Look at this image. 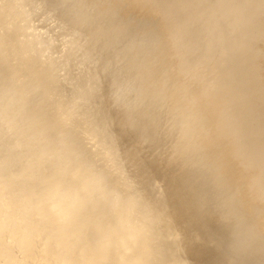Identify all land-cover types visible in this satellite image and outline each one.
Wrapping results in <instances>:
<instances>
[{
  "label": "rangeland",
  "instance_id": "rangeland-1",
  "mask_svg": "<svg viewBox=\"0 0 264 264\" xmlns=\"http://www.w3.org/2000/svg\"><path fill=\"white\" fill-rule=\"evenodd\" d=\"M7 0H2V2H1V0H0V6H2L1 8H3V9H0V12L2 13H0L1 14V20H0V37H2V39H0V42H4L5 43V41L7 40L8 42L7 43H9V45L7 44V43H5V45H8V47H7V49H8V52L11 50V49H13V50H11V52H7V49H6V51H5V48H6V46H4V43L3 44H0V48H2V49H0V59L2 60V61H4V62H2L1 60H0V64H1V62H2V64L4 65H6V66H3L5 69H3V67H2V65H0L1 67H0V71H1V69H2V72H0V81L2 82V81H4V83L6 82V84H8L9 85V83H10V87L8 86V85H3L2 86V83L0 82V117H2V116H4V120L2 119V118H0L2 121H0V124L1 123H4V124H1L2 126L3 125H5V127L3 126V127H1L0 129V131L2 132V133H4V129H5V131H6V129H7V131H8V134H3V135H1V133H0V164H1V166L0 167H2L3 168V166H5V168H3V170H1L2 168H0V178L2 179L3 178V181H5L6 180V183L8 182V184H5L4 182H2V180H1V182H0V184H3V185H1L0 187L2 188H4V189H1L0 188V198H1V200L3 201V199L4 198H2V197H5V199L7 200V198H8V202L7 201H1L0 203H1V205H2V208H3V206H5L6 204H8V205H6L5 206V209L7 210V207H8V210L10 211H8L7 210V213L9 214H7L6 216L4 215V213L6 214V210L4 209V213L3 212H1V211H3L2 209H1V207H0V219H1V223H0V230L1 229H3L2 231L4 232L5 231V229L4 228H6V230H7V232L9 231V233L8 234H6L7 232H4V235L5 236H3L2 237V235L3 234H1V231H0V248H1V250H3V251H0V252H3V254H4V252L5 253H8L7 255H8V257H7V255L6 256H4V255H2V254H0V258L2 257V259L0 260V264H2V262H4V264H27V262H28V264H34V263H36V264H46V262H47V264H133V263H136L137 264V260H138V264H147L148 262H149V264H204L205 262L207 263V264H242V263H239V262H237V261H235L236 259L238 260V261H240L241 259L243 260V264H259L260 262H261V256H259V253H252L253 255H255V257L257 256V260L255 259V257L252 255V254H249V253H251V252H249V247H250V245L252 244L251 243V240L249 241V245L248 244H246L245 243V241H244V239L246 240V238H243V240H242V238H239V237H237V234L239 235V233L238 232H236L237 230L234 228V229H232L229 225H231V219L234 217V218H236V215L238 216V214H239V212H240V214H241V211L239 210V208H237V209H232V205H231V200H232V198H231V194L229 193V192H227V190H225V186H229L230 184H231V180H234L233 178H230V175H231V173H234L235 171L234 170H229V168H227V174H225L226 173V169H223V167L222 166H220L219 164L220 163H218L217 162V160L219 159H217V157H215L214 155H210L209 157L207 156V155H205L204 153H205V149H202L203 147H206L207 145H206V141H205V143H204V141L202 142V141H200V143H196V141H195V143H194V145H191L190 143H183L182 142V144H179L178 142L180 141V139H186V138H188L190 141L192 140V138H194L196 135H193L191 132H192V127H194V125H192L193 123H191L189 120V122L188 123H185L183 126L184 127H186L187 125V128L189 127L190 128V130H191V132H187L186 134H185V130H183L182 132L184 133H181V127H182V123H183V119H186L187 117L185 116L186 114H188V115H196V112H197V109L195 108V109H193L197 104V108H199L200 109V112L202 113H200L199 112V110H198V112H197V114H200V115H202L201 117H200V119H202L203 117L204 118H206V117H208L207 119H202V120H207V121H209V125H214V124H216L217 125V123H216V121H217V117L214 115V111L217 109V108H222V109H225V110H229V109H231V108H234L235 106L237 107V106H239V104H237L236 102H239V100H241V101H243V99L244 98H247V97H250L249 98V100L251 101V99L254 101V104H256L255 103V101H256V98L255 97H257L258 98V96L257 95H260V93H261V95H264L263 93H264V73H262V71H259V72H261L260 74V80L258 81V82H260L259 84H260V86L257 84V85H255V87L256 88H249V87H247V89L243 92L242 90H244V87H245V85L247 86V83H248V81H247V79H249V77H251V70H252V68L254 67V66H256V65H258V64H260V63H262L263 61L262 60H264V49L262 48V47H264V45L262 46L261 45V42H263V41H261V39H262V36H264V19L262 20V25H261V27L263 26V29H262V31L259 33V34H261V35H259L258 37H254V36H251V34L248 36V38L247 39H245V41H243V46H239V42L237 41L238 40V35L237 34H239L242 30H244V29H246L248 26H250V21L249 20H247V21H245V22H242V23H239V22H234V24H232L231 25V23H232V21H234V14H235V1H234V5L232 4V5H230V6H227L226 8L225 7H219V8H214L213 9V11H212V8H211V3H212V1L211 0H204V2L207 4V6L206 7H204V11L205 10H208L209 12H210V17H209V20H207L206 22L207 23H202L201 21H198V23L196 22V19H195V12H194V9L192 8V6L194 7L195 5H194V2H200V0H194V2H192L191 0H175L176 1V4L178 5V7H179V9H180V11H182V13H183V22H181V24H180V27H179V29H175L174 31H175V34L176 35H174L173 37H171L170 38V43H168V45L166 46V47H164V49H163V43H162V37H163V34H164V31L165 30H167V28L165 29V30H163V32L161 33V32H159V29L158 28H155V27H151V25H152V20L154 19L153 18V15H147V16H145V17H143V18H141V19H139V22L137 21V19L135 18V17H132L133 18V20L132 21H130V24H129V28L130 29H132L133 27H136L137 29H140V30H145V31H150V32H148V33H151V34H146V32H145V38H143V39H138V42H137V39H134V40H132L131 42L133 43V45L134 46H138L137 44H143V41L145 42L146 40L145 39H148V36H151L150 38V40H153V38H154V40L151 42V43H149L150 41H147L148 42V44H146L144 47H143V49H141V48H139V47H142L141 46V44H140V46L138 47V49L137 50H135V56L137 55V58H136V62L134 63H132V66H133V70H131V71H128V72H131V73H127V70H128V65L130 64V66H131V62L129 63L128 62V64H127V62H126V64H125V62H124V65H123V61H124V58H123V56H121V55H119L118 53H119V51L121 50L120 49V46H118L119 44H117L116 45V48H119V50L118 49H116L117 50V54H118V58H117V60L115 61V59L112 61V57H116V51H115V48H114V45H111V42H112V35H115V34H117V33H114V32H116L115 31V29H114V26L116 25H113L112 27H110L111 25H112V23L109 25V24H107L108 26H104V24H105V21H107V18L109 17L106 13H104V10H103V8H104V5L105 4H108V2H105V0H56V1H54V0H50V2H48L47 0H43V2H41V0H37V2H36V0H15V2L16 1H19L18 3L16 2H14V0H12V1H8V2H6ZM27 1V2H26ZM29 1V2H28ZM38 1H40V2H38ZM53 1V2H52ZM58 1V2H57ZM62 1L64 2V1H67V3L65 2V3H62ZM149 0H137V2H136V0L135 1H133V0H124L123 2H121V0H116L115 1V3L116 4H118V7H119V9H121L122 11H123V14L127 11V9H130V10H132V9H134V11H135V13L138 11V8L139 7H141V6H137V5H143L144 3H146V2H148ZM12 3V5H11V3ZM24 2V3H23ZM32 2V3H31ZM37 4H36V3ZM62 3V4H59V3ZM75 2V3H74ZM77 2V3H76ZM80 2V3H79ZM160 2V6H165V11H163L162 12V17H166L167 18V15H168V23H172V21L174 20V17L172 16L173 15V13H174V10H173V8H172V4L169 2V0H160L159 1ZM6 3H8L7 4V6H5L6 5ZM20 3V4H19ZM26 3H28V4H26ZM40 3V4H39ZM50 3H51V6L52 7H49L50 6ZM53 3H55V5H53ZM69 3H71L70 5H69ZM130 3V4H129ZM17 4H19V5H17ZM45 4V5H44ZM47 4V5H46ZM59 6H58V5ZM64 4H66V5H68V9H67V6L66 5H64ZM124 4V7H126L127 9H125L122 5ZM147 4V3H146ZM14 5H16V6H14ZM25 5V6H24ZM28 5V6H27ZM29 5H30V7H29ZM41 5H43V7L45 8V11H44V8L43 7H41ZM58 7H57V6ZM63 7H62V6ZM85 5V6H84ZM183 5H186L187 7L186 8H182V10H181V7L183 6ZM5 6V7H4ZM55 8H54V7ZM83 6V7H82ZM86 6H87V8H86ZM95 6V7H94ZM134 6H136V8L134 7ZM18 7H20L19 9H17ZM30 9H29V8ZM40 8V10H39V8ZM57 7V8H56ZM59 7H61L60 8V10H58L59 9ZM66 7V8H65ZM78 7V8H77ZM80 7V8H79ZM105 7H106V5H105ZM112 7V6H111ZM148 7H152V5L151 6H148ZM17 9V11H16V9ZM22 8V9H21ZM33 8V9H32ZM38 8V9H37ZM42 8V9H41ZM64 8V9H63ZM76 8H77V11H76ZM203 8V7H202ZM202 8H200V10H202ZM25 9H29V11L27 10H25ZM49 9V10H48ZM54 9V11H52ZM62 9V10H61ZM66 9V11H64ZM210 9V10H209ZM13 10V11H12ZM15 10V11H14ZM18 10H20L19 12H18ZM24 10V11H23ZM38 10V11H37ZM48 10V11H47ZM56 10V11H55ZM57 10H58V13H60L61 14V18L57 15ZM73 11V12H71V11ZM81 10V11H80ZM3 11V12H2ZM10 11V12H9ZM26 11V12H25ZM32 11H36V12H38L37 14H34ZM45 13H44V12ZM49 11H50V13H49ZM61 11V12H60ZM66 12V13H64V12ZM69 11V12H68ZM24 12V13H23ZM42 12V13H41ZM47 12V13H46ZM54 12H56V13H54ZM64 14H63V13ZM67 12L69 13V14H67ZM83 12V13H82ZM8 13H9V16H8ZM11 13V14H10ZM12 13H13V15H12ZM15 13H16V15L17 14H19V15H17L18 16V18L17 17H15L14 18V16H15ZM28 14V15H26V14ZM32 13H33V16H32ZM42 15H41V14ZM21 14V15H20ZM23 14V15H22ZM52 14H56V15H53L52 16ZM103 14V15H102ZM120 14L122 15V12H120ZM2 15H3V18H2ZM24 15H26V19H23V17L25 18V16ZM35 15H37V16H35ZM65 15V16H64ZM80 15V16H79ZM101 15V16H100ZM188 15V16H187ZM5 16V17H4ZM20 16V17H19ZM22 16V17H21ZM39 16H41V17H39ZM43 16H44V18H43ZM47 16V17H46ZM74 16V17H73ZM13 17V18H12ZM29 17V18H28ZM30 17H32V19L30 18ZM36 17H38L39 19H36ZM51 17V18H50ZM64 17H66L65 19H64ZM233 19H232V18ZM7 18H9L8 20H7ZM12 18V20H10ZM21 20H20V19ZM34 18H35V21H36V23H38L39 24V26H38V24H36L35 23V21H34ZM46 18H47V20H46ZM53 18V19H52ZM56 18V19H55ZM59 18V19H58ZM93 18V19H92ZM5 19V20H4ZM64 19V21H62ZM226 19H227V21H228V19H229V22H230V25L231 26H228V24L226 23ZM3 20V23L1 22ZM6 20H7V24H8V22L9 23H11L12 25H9V27H8V25L6 24ZM10 20V21H9ZM16 20V22H14V21ZM19 20V21H18ZM27 20H30L31 22H29V21H27ZM42 20V21H41ZM45 20L47 21V22H49V21H51V22H49V23H47V22H45ZM53 20V21H52ZM57 20L59 21V20H61V21H59V22H57ZM92 20V21H91ZM95 20V21H94ZM103 20V23L104 24H102V21ZM117 20H119V18L117 19ZM4 21H5V23H4ZM21 21V22H20ZM54 21H56V25H55V23H54ZM70 23H68V22ZM20 22V23H19ZM22 22H25V23H22ZM33 22V23H32ZM41 22V23H40ZM52 22H53V24H52ZM62 22V23H61ZM67 22V23H66ZM161 22V21H160ZM2 23V24H1ZM14 23H15V25H14ZM30 23L33 25L34 24V26L31 28V26L32 25H30ZM51 23V24H50ZM108 23V22H107ZM113 23H115V21L113 22ZM6 26H5V25ZM20 24V25H19ZM25 24H26V26H27V28H29V29H31L30 31H29V29H27L26 27H25ZM28 24V25H27ZM36 24V25H35ZM42 24V25H41ZM45 24H46V27H45ZM63 24V25H62ZM100 24V25H99ZM149 24H151V25H149ZM1 25H4V26H1ZM19 26V29H18V26ZM22 25V28H20V26ZM24 25V26H23ZM44 25V26H43ZM49 25V26H48ZM54 26V27H57V25L59 26V27H61L60 29H59V27H57V29H58V31H60L61 33H60V36L62 35V32H64L63 33V36H64V34H66L65 35V38H67V39H65V38H63V36H61V38L63 39V43H62V45H64V46H66V47H64V46H60L59 45V49H57V51L59 52H57V51H55V52H53L55 49H53V53L50 51V49H52V48H46L47 50H45V49H43L42 50V48H44L45 47V41H44V32H46V31H48V29L50 28V26ZM61 25V26H60ZM65 25H67V26H65ZM148 27H147V26ZM214 25L215 26H218V31L216 32V29L215 28H217V27H215V28H213L214 27ZM17 26V28H15ZM36 26H37V28H36ZM47 26H48V28H47ZM68 26H69V28H68ZM98 26V27H97ZM146 26V27H145ZM4 29H3V28ZM24 27H25V29H24ZM40 27V28H39ZM43 27V28H42ZM169 27V26H168ZM251 27V26H250ZM7 28V29H6ZM45 28H46V30H45ZM105 28V29H104ZM204 30H202V29ZM6 29V30H5ZM9 29H11V30H9ZM22 29V30H21ZM27 29V30H26ZM37 29V31H35L34 32V30H36ZM41 29H44L45 31L43 32ZM96 29V30H95ZM114 29V30H113ZM118 29H119V27H118ZM5 30V31H4ZM9 30V31H8ZM12 30H13V33L12 34H14V35H10V33L9 32H12ZM20 30V31H19ZM24 30L26 31V32H34V34H36V35H34L33 33H30V35L28 34V38L30 37V39H28L29 40V45H38L37 46V50L39 51H37V53H35V51H36V49L35 50H33V51H31V54L33 55V53H34V55H33V57H34V59L35 60H37V61H34V59H33V57H32V55H30V51L29 50H27L28 48H26V46H23V43L22 44H20L21 42H23V39H24V36L23 35H21V34H25L26 32H24ZM124 32H123V34H126V32L128 31V29H126V28H123L122 29ZM161 30V29H160ZM205 30H208V32H206ZM1 31H3V32H1ZM8 31V32H7ZM18 31V32H17ZM42 31V32H41ZM69 31V32H68ZM79 31V32H78ZM93 31V32H92ZM99 31V32H98ZM4 32H5V34H6V32H7V34H6V37H5V34H4ZM15 32V33H14ZM39 32H41V33H39ZM71 32V33H70ZM112 32V33H111ZM8 33H9V35H8ZM17 33H18V35L20 36H18L17 35ZM21 33V34H20ZM40 35H39V34ZM160 33V34H159ZM3 34H4V37H3ZM15 34L17 35V38H16V36H15ZM32 34V35H31ZM34 35V36H33ZM43 35V36H42ZM67 35H68V37H67ZM187 35V36H186ZM230 36L231 35V42H233L232 40H234V44H232V46L231 45H229L230 47H231V49L233 50V48H235V49H237L238 47H241L240 48V50L239 51H237L238 53H236L235 54V58H237V64L236 65H234L233 67H231V65L229 64V59H228V57L226 56V52H221V50L223 51V48L221 49V47H222V44H223V42H222V38L221 37H226L227 38V36ZM236 36V38L235 37H233V36ZM11 36V37H10ZM15 36V37H14ZM32 36V37H31ZM38 36V37H37ZM41 36V37H40ZM71 36V37H70ZM81 36V37H80ZM98 36V37H97ZM110 36V37H109ZM199 36V37H198ZM10 39H9V38ZM35 37V38H34ZM73 37H75V38H77V39H74ZM107 37V38H106ZM143 37V36H142ZM183 37V38H182ZM186 37H187V39H186ZM4 38H7V39H4ZM12 38V39H11ZM37 38H38V40H37ZM69 38V39H68ZM80 38H83V39H80ZM96 38V40H93V39H95ZM98 38V39H97ZM110 38V39H109ZM138 38V37H137ZM189 38V39H188ZM12 40L11 41V44H12V46H11V44H10V42H9V40ZM35 39V40H34ZM77 40V45H78V42H79V45H81V46H79L78 45V47H77V50L79 51V53H78V51L76 50V59L78 60V59H81V61L80 60H78L79 61V65H78V67L81 69H83V70H80L78 67H77V64H76V59H75V63L73 62L74 60L73 59H71V58H69L68 57V50H65V49H67L68 48V44H67V42L69 41V40ZM195 39V40H194ZM207 39H208V43H207ZM211 39H214V40H211ZM2 40V41H1ZM16 40V41H15ZM30 40H33V41H31L30 42ZM88 40V41H87ZM91 40H93V42H90ZM117 40V39H116ZM190 40V41H189ZM15 41V42H14ZM36 41L38 42V43H36ZM41 41V42H40ZM82 41V42H81ZM101 41H103V42H101ZM111 41V42H110ZM205 41H206V43H205ZM218 43H217V42ZM12 42H14L15 43V46H13L14 44L12 43ZM20 42V43H19ZM82 44H81V43ZM230 42V43H231ZM16 43H18V45L16 44ZM35 43V44H34ZM39 43H40V45H39ZM41 43H43V44H41ZM86 43H88L87 45H86ZM100 43V44H99ZM172 43H176V45H177V52L179 53V51L181 50L182 51V54H183V49L184 48H186L185 50H184V55H186V53H187V55H186V57L185 56H183V58H182V60L181 61H179L178 63V65H179V67H181V66H183V65H185V63H186V61H187V59L189 58V59H191V61H190V64L191 65H189V70H187L186 68L183 70V73L185 74L184 75V77L181 75V76H179L178 78H180V79H178L179 80V82L181 81H183L184 83H181L180 85L182 86L181 88L183 89V88H185L186 89V91H185V89H181L180 88V86L179 87H177V85L173 82V81H170V79H174V72H173V69H170L171 68V64H170V61L172 60V58L173 57H175L176 58V60L178 59L177 57H179V55L180 54H178V56H177V52H174V53H172V52H170V53H168L167 51L169 50V45L170 44H172ZM193 43V44H192ZM19 44H20V46H19ZM67 44V45H66ZM94 44V45H93ZM104 44H106V45H104ZM194 45V46H192V45ZM16 45L17 46H19V48L18 47H16ZM186 45H188V46H186ZM257 45H258V47H257ZM21 46H22V48H21ZM85 46H87V48L85 47ZM113 48H112V47ZM15 47L17 48V49H15ZM23 47H25V48H23ZM63 47V48H62ZM90 47V48H89ZM102 47V48H101ZM106 47V48H105ZM107 47H108V49H107ZM172 47H174V45H172ZM9 48H11L10 50H9ZM84 48V49H83ZM258 48H259V50H258ZM15 49V50H14ZM24 49V50H23ZM26 49V50H25ZM39 49H41V50H39ZM63 49H64V52H63ZM81 49V50H80ZM90 49V50H89ZM94 51V53L92 52V50ZM104 49V50H103ZM107 49V50H106ZM112 49V50H111ZM188 49V50H187ZM16 50H17V52H16ZM88 50V51H87ZM103 50V51H102ZM144 50V51H143ZM172 51H173V49H171ZM242 50H243V52H242ZM2 51V52H1ZM42 51V52H41ZM49 51H50V54H53V56H55L56 54L55 53H57V55L55 56V57H53L52 55L50 56V54H49ZM61 51V52H60ZM67 51V52H66ZM83 53H82V52ZM148 51H155L156 53L158 52V51H160V52H158L155 56L157 57H154V59H153V57H151L149 54H147V52ZM164 51H166L167 52V54H166V57L165 58H163V55H164ZM230 51V50H229ZM6 52H7V57L5 56L6 55ZM20 52V54H18ZM22 52H24V53H22ZM27 52V53H26ZM41 52V53H40ZM48 52V53H47ZM89 52V53H88ZM92 52V53H91ZM113 52V53H112ZM144 52H146V53H144ZM255 52H257V60L253 63V65H251V59H252V57H251V55L252 54H256ZM259 52V53H258ZM3 53H4V55H3ZM45 53V54H44ZM47 53V54H46ZM60 53H62L63 54V56H62V54H60ZM67 53V54H66ZM80 53H82V54H80ZM91 53V54H90ZM103 53V54H102ZM140 53V54H139ZM174 54V55H172V54ZM9 54H11L12 56H14L13 54H15V57H10V55ZM22 54H25L26 55V57L24 58V55H22ZM36 54V55H35ZM40 54V56H38ZM102 54V55H101ZM105 54H106V56H105ZM110 54V55H109ZM147 54V55H146ZM251 54V55H250ZM3 55V56H2ZM8 55H9V57H8ZM27 55L30 57V58H32V60L29 58V57H27ZM42 55H44V56H42ZM61 55V57H59ZM64 55H66L67 57H65ZM90 55V56H89ZM101 57H99V56ZM144 55V56H143ZM167 55H169V56H167ZM172 55V56H171ZM176 55V56H175ZM263 55V56H262ZM2 56V57H1ZM4 56H5V58H4ZM21 56H23V58H20ZM38 57V58H36V57ZM47 57V59H46V57ZM80 56V57H79ZM112 56V57H111ZM143 56V57H142ZM43 57V58H42ZM44 57H45V59H44ZM52 57V59H50L49 60V58H51ZM79 57V58H78ZM82 57V58H81ZM111 57V58H110ZM195 57V58H194ZM260 57V58H259ZM14 59L15 60V63H13V60H10L9 61V59ZM29 58V60H26V59H28ZM42 58V60H40V59ZM55 58V59H54ZM61 58V59H60ZM103 58V59H102ZM109 58V59H108ZM120 58H122V59H120ZM263 58V59H262ZM6 59H8V60H6ZM19 59L21 60L22 59V61H23V59H24V61L21 63V66L19 65L20 64V61H19ZM59 59V60H58ZM66 59H69L70 61H68V63L66 62L67 60ZM85 59V60H84ZM100 59H102V60H100ZM108 59V60H107ZM188 59V60H189ZM16 60H18V61H16ZM31 60V61H30ZM44 60H49V61H47V63H49L50 64V67H49V65L46 63V61H44ZM52 60V61H51ZM59 62H58V61ZM62 60V61H61ZM120 62H119V61ZM149 60V61H148ZM175 60V61H176ZM30 61V62H29ZM33 61V62H32ZM43 61L46 63V64H44L43 63ZM54 61V62H53ZM55 61L57 62V63H55ZM63 61H64V63H63ZM87 61V62H86ZM112 61V62H111ZM118 61V64L116 63ZM156 61V62H155ZM40 62V63H39ZM69 62H73L72 63V65L69 63ZM81 62V63H80ZM106 62V63H105ZM109 62H111V64H109ZM196 62V64H194ZM8 63V64H7ZM10 63H12L11 64V66H10ZM17 63V64H16ZM19 63V64H18ZM29 63H31V66H32V69H31V66H30V64ZM34 63H36V64H34ZM46 66H48L49 68H51L52 66H54V67H52L51 69H49L47 66L45 67L43 64ZM53 63V64H52ZM63 64V66H66V68L65 67H63L62 65H60V64ZM67 65H66V64ZM86 63V64H85ZM92 63V64H91ZM97 63V64H96ZM118 65V67L116 68V64ZM120 63V64H119ZM146 63H147V65H149V66H147L146 65ZM150 63H153V64H151L150 65ZM23 64H25V65H27L28 66V64H29V66H30V68H28V67H24V65ZM57 65V66H55V65ZM69 64V65H68ZM81 64H83V65H81ZM88 64V65H87ZM96 64V65H95ZM109 64V65H108ZM158 65V66H160V69H158V68H156L157 70H155V72H154V69L152 68L153 67V65ZM263 64H264V62H263ZM262 64V65H263ZM10 67H12V65H13V68H15V69H12L11 71L12 72H6V71H9L10 69H9V66ZM19 65V66H18ZM23 65V66H22ZM39 65V66H38ZM42 65H43V67H45V68H43L42 67ZM58 65H59V68H58ZM73 65H74V67H73ZM91 65H93L94 67H97V68H93ZM98 65V66H97ZM100 65V66H99ZM104 66V65H107L105 68H103V67H101V66ZM115 66V68H116V70L114 69V66ZM119 65H120V67H122V68H120L119 67ZM125 65H126V68H124L125 67ZM134 65H136V66H134ZM167 65V66H166ZM17 68H16V67ZM35 66V67H34ZM38 66V67H37ZM72 66V67H71ZM81 66V67H80ZM87 67V69H88V66L90 67H92L91 69L94 71V72H96V73H93V71L91 70L90 71V73L88 74V72H87V74H86V71L84 70V69H86V67ZM145 66H147L146 68H147V70L145 69L144 70V68H145ZM8 69H7V68ZM22 67V69H19V68H21ZM40 67V68H39ZM43 68V70L44 69H46V70H48V71H45L44 70V74H42L43 73V71H42V68ZM68 67V68H67ZM100 67H101V71H100ZM194 67V68H193ZM196 67V68H195ZM64 68V69H63ZM72 68H74L75 70H73ZM103 68V69H102ZM107 68V69H106ZM142 68V69H141ZM153 69V72H152V74H153V76H152V74H150L151 73V71H152V69ZM166 69V70H164V69ZM197 68L199 69V70H197ZM16 69H17V71H16ZM19 69V70H18ZM25 71H24V70ZM53 69V71L52 72H50L51 70ZM58 69L59 71L57 72L56 70ZM61 69V70H60ZM78 69V70H77ZM96 71H95V70ZM121 70V72H123L122 71V69H127V70H125V72L127 73H125V72H123V73H125V74H121L120 73V70ZM138 69V70H137ZM150 69H151V71H150ZM21 70L23 71L22 73H26V74H22L21 73ZM28 70V71H27ZM41 71V73H40V71ZM55 70V71H54ZM66 71L67 72V70H68V72L66 73V75H65V73L63 72V71ZM109 70V71H108ZM118 70V71H117ZM130 70V69H129ZM137 70V71H136ZM144 70V71H143ZM160 72H159V71ZM169 70H171V71H169ZM185 70H186V72H185ZM3 71L5 72L4 73V77H3ZM16 71V72H15ZM21 73V74H19V72ZM78 71V72H77ZM82 71V72H81ZM101 73H100V72ZM105 73V75H103L104 73ZM108 71V72H107ZM114 71V72H113ZM115 71H117V72H115ZM133 71V72H132ZM135 71V72H134ZM141 71V72H140ZM143 71V72H142ZM167 71V72H166ZM188 71V72H187ZM191 71V72H190ZM27 72H29V75L27 74ZM38 72V73H37ZM46 72H48V73H46ZM56 73V75H55V73ZM59 72H62L61 74L63 75H61V74H57V73H59ZM72 72H76V74L75 73H72ZM91 72H92V74H91ZM144 72H146V73H144ZM149 72V73H148ZM173 72V73H172ZM2 73V74H1ZM6 73H7V75H6ZM9 73V74H8ZM13 73V74H12ZM82 73H84V74H82ZM103 73V74H102ZM107 73H108V75H107ZM111 73V74H110ZM117 73V74H116ZM121 75H120V74ZM134 73H135V75H136V77H137V79H136V81H135V79H134V77H135V75H134ZM138 73H139V75H142V76H139L138 75ZM142 73H144V74H142ZM186 73H187V75H186ZM18 75L19 77H20V75L21 76H23V77H25V79L24 78H22V77H20V80L22 81L21 83L18 81V80H15V79H19V78H17L18 76H14L13 77V75ZM71 76H70V75ZM78 74V75H77ZM128 74H129V76H130V78H129V76H128ZM149 76H148V75ZM162 74V75H161ZM170 74H172V75H170ZM9 78V77H13L12 79L15 81H13L11 78H10V80H8V78L6 77V76ZM9 75V76H8ZM10 75H12V76H10ZM26 75H27V78H26ZM30 75H32V77L31 78H29L30 77ZM40 76L41 77V79L43 80H41L42 81V83H43V86L42 85H39L38 86V83L40 82L39 80H40V77H38V76ZM57 75H58V77H59V75L60 76H62V77H57ZM65 75V76H64ZM68 75V76H67ZM75 75V76H74ZM88 75V78L86 77ZM90 75H91V77L93 78V82L91 83L89 80H92L91 79V77H90ZM93 75V76H92ZM99 75H100V77H99ZM101 75H102V78H103V76H104V80H103V82L101 81ZM109 75H111V76H109ZM113 75L115 76V77H118L117 75H120V76H124V86H123V88H122V86H121V88L120 87H118L119 86V84H121L122 83V81H121V78H120V76L118 77V79L117 78H115V77H113ZM158 75H160V76H158ZM34 76V77H33ZM69 76H70V78L71 77H73V78H71V79H74V77H75V79L74 80H78L79 82H77V80L75 81V82H77V83H75V84H73L74 85V87H73V85H72V82H73V80H71L70 81V78H69ZM82 76V78L80 79V77ZM143 76H146L145 77V79L147 80V83H146V80L145 79H143V81H144V83L142 82V79H140L141 77L142 78H144ZM191 76V77H190ZM192 76H193V78H192ZM2 77V78H1ZM36 77H38V79L36 78ZM57 77V78H56ZM83 77H84V81H83ZM85 77H86V79H87V81L89 82H86V79H85ZM126 77H127V79H126ZM156 77H159V79H160V81H162V80H165V81H167V83H168V86L167 85H165L164 87H162V85H160L161 86V88H157V89H155V91H154V96L152 97L151 96V98H153V99H151V100H149V101H146L145 103L147 104V105H145V110L147 109V112H150L151 113V111L153 110V112L151 113V115L154 117V116H156V111L158 112V113H160V114H162L163 113V116H161L160 118H163V120H161V122L160 123H163L164 122V126L162 127V128H160L159 126L157 127V128H159L158 130H157V133H159V131H160V133H162L163 132V134H160L161 136L158 138V139H156V140H158V142H156V143H158V145H156V149L155 148H153V145H150L148 142V139L147 138H149V137H147L146 139H147V141L148 142H146L145 141V143H143V139H142V134L140 133H136V132H138V131H134V128L132 127V125L133 124H131L132 122H133V120H127L128 118H129V116H132L133 115V117H134V114L132 113L133 111L131 110V109H129L130 107H127L128 106V98L132 95H134V92L132 91V90H130V88L132 89V86H134V85H139V87L140 88H142V86L143 87H145V89H147L146 87H148V89H147V91L143 88V91L142 92H145L146 93V95H148V92L151 90L149 87L154 83V85H153V87H155L156 85H158V84H160V81L159 80H157L158 78H156ZM165 77V78H164ZM192 78L191 80L190 79H186V78ZM194 77H195V80H198V83L195 81V80H193L194 79ZM196 77L198 78V79H196ZM33 78H34V80H35V78H36V80L34 81L33 80ZM62 78V79H61ZM67 80H66V79ZM69 78V79H68ZM95 78V79H94ZM105 78L107 79L106 80V83L104 82L105 81ZM112 78H114V80H112ZM120 78V79H119ZM133 78V79H132ZM154 78H156V79H154ZM164 78V79H163ZM207 78H209V79H207ZM263 78V79H262ZM1 79H3V80H1ZM28 79V80H27ZM32 79V80H31ZM49 80V81H47V80ZM57 79H60L59 80V82L57 81ZM116 79H117V81H116ZM126 79V80H125ZM131 79V80H130ZM140 79V80H139ZM182 79V80H181ZM261 79H262V83H261ZM25 80V81H24ZM26 80L28 81V83L26 82ZM62 80V81H61ZM98 82H100V83H98ZM113 81V83H115V85L111 82V81ZM121 82H120V81ZM133 80V81H132ZM151 80V81H150ZM154 80V81H153ZM185 80V81H184ZM187 80V81H186ZM12 81V82H11ZM18 83H20V84H18ZM61 81V82H60ZM65 81H67V82H64ZM82 81V82H81ZM117 83H116V82ZM138 81V82H137ZM139 81H141V82H139ZM188 81H189V84H188ZM193 81V82H192ZM26 83V85H24V83ZM30 82H31V84H30ZM45 82V83H44ZM70 82V83H69ZM83 82H84V84H83ZM95 82H97L98 84H96ZM150 82V83H149ZM173 82V83H172ZM195 82V83H194ZM14 83V84H13ZM20 87H18L21 91H23V93H20V90H18V88L17 87H14L16 84ZM23 83V85H24V87L23 88H25V86H27L28 84H30L32 87V89H29L30 88V85H28L25 89H26V92H25V89H21V87H22V84ZM41 83V82H40ZM39 83V84H40ZM47 83V84H46ZM59 83V84H58ZM80 83H82V84H80ZM85 83H88L90 86L92 85V88L89 86V85H85ZM95 83V84H94ZM193 83V84H192ZM11 84H12V86H11ZM45 84H46V86H45ZM69 84H70V86H71V88H72V90H74L73 92L74 93H77L76 91H78V93L76 94V95H78L79 94V96L80 97H83L84 96V99L82 98H78V96H75L74 97V93L72 92V90H71V92L72 93H69V91L67 90V89H69L70 88V86H69ZM79 85V87L80 88H82L81 90L83 91H87V92H90L89 94L88 93H85L84 91L83 92H81V90H80V88L79 87H77L78 85ZM104 84V85H103ZM108 84H109V86L111 87H108ZM143 84V85H142ZM147 86H146V85ZM188 86V87H190V88H192V89H190V88H188L186 85ZM192 84V85H191ZM261 84H263V85H261ZM16 85V86H17ZM35 85L36 86H38V87H36L35 88ZM55 85V86H54ZM75 85H77V86H75ZM82 85H84V86H82ZM190 85V86H189ZM2 86V87H1ZM40 86H42V87H40ZM50 86H54V87H49ZM61 86H62V88H61ZM65 86H68V88H66ZM94 86V87H93ZM103 86V87H102ZM160 86H158V87H160ZM192 86V87H191ZM10 88V90H11V92H13V91H15L14 93H9L8 91V89H6V88ZM13 87L15 88V90H13ZM40 87V89H38ZM46 87V88H45ZM56 87H58V88H56ZM63 87H65V89H66V91H65V89L63 88ZM76 87V88H75ZM90 87V88H89ZM96 87H98V88H96ZM114 87V88H113ZM118 87V88H117ZM126 87V88H125ZM187 87V88H186ZM200 89H199V88ZM259 87H260V89H259ZM12 88V89H11ZM27 88L29 89V90H27ZM46 90H45V89ZM52 88V89H51ZM55 88H56V90H55ZM70 88V89H71ZM79 90H78V89ZM93 88H94V90H93ZM116 88V89H115ZM205 89L204 90V92H205V94L203 93V89ZM48 89V90H47ZM63 89H64V91H63ZM69 89V90H70ZM95 89H97L96 91H97V93H96V91H95ZM110 89V91H108ZM159 89V90H158ZM161 89V90H160ZM190 89V90H189ZM194 89V90H193ZM233 89H235V90H237L238 91V93L236 94V95H234V94H229L228 95V99H226L227 97L224 95L227 91H229V93H230V91H233ZM250 89V90H249ZM6 90V91H5ZM17 90V91H16ZM35 90V91H34ZM36 90H40V91H36ZM52 90H53V94L51 93L52 92ZM89 90H91V91H89ZM93 90V91H92ZM112 90V91H111ZM113 90L115 91V90H117V92H118V90H119V93L118 94H116V93H114V94H112V92H113ZM121 90V91H120ZM128 91V93H126L127 91ZM178 90V91H177ZM196 90H198L199 92H200V90H201V92H200V95H199V92H197ZM219 90H221V91H219ZM259 90V91H258ZM2 91V92H1ZM19 91V92H18ZM44 91V92H43ZM46 91V92H45ZM59 91V92H58ZM62 91L64 92V93H62ZM68 91V92H67ZM80 91V92H79ZM107 93H106V92ZM123 91H125V92H123ZM178 93V95H177V93ZM180 91V92H179ZM191 91H193V93L190 92ZM194 91H196V94H195V92ZM262 91V92H261ZM7 92V93H6ZM26 93V97H23V95H22V97H23V99L25 100L26 98H29V99H27V101H33L34 99H37V100H35V101H41V103H40V101L39 102H36L35 104H33V102H35V101H33L31 104H29L30 102H27L26 100H25V102H27L28 103V107L29 108H26L25 106H27V105H25V102H24V100L22 101V97H21V94H25ZM29 92V93H28ZM32 92H33V94H32ZM92 92V93H91ZM95 92V93H94ZM111 94L109 97L110 98H108V95H109V93ZM122 92V93H121ZM162 92V93H161ZM182 92V93H181ZM215 92V93H214ZM8 93H9V95H11L10 97H9V95H8ZM31 93V94H30ZM40 95V99L38 98L39 96L37 95ZM52 95H51V94ZM54 93H56L55 95H54ZM58 93V94H57ZM67 93H68V95H67ZM122 94V95H119V94ZM126 93V94H125ZM133 93V94H132ZM173 93V94H172ZM179 93H181L180 95H179ZM184 93V94H183ZM203 93V94H202ZM234 93V92H233ZM6 94H7V96H6ZM14 94V95H13ZM30 94V96H32V95H34L35 96V98L33 97H31L32 98V100H30L31 98L28 96V95ZM49 96H47V95ZM59 94H60V96H59ZM69 94L71 95V97H74V98H76L77 97V99H73V98H71V97H67V96H69ZM81 94V95H80ZM85 94H86V96H85ZM87 94H88V96H87ZM91 94H93V96L91 95ZM94 94H97V95H94ZM108 94V95H107ZM158 96H157V95ZM186 94V95H185ZM193 94H195V95H193ZM201 94L202 95H204V96H202L203 98H200V97H198V96H201ZM242 94V97L240 96L239 98H236V102H235V100H233L234 99V97L235 96H237V95H241ZM254 94H257L256 96L254 95ZM1 95H3V96H1ZM12 95H13V97H12ZM19 95V96H18ZM51 95V96H50ZM59 96V97H57L56 98V96ZM66 96V98H64L65 96ZM73 95V96H72ZM102 95L104 96V97H102ZM107 95V96H106ZM113 95V96H112ZM116 95H118V96H116ZM125 95H127V97L125 96ZM130 95V96H129ZM155 95H156V97H155ZM178 97H177V96ZM188 95V96H187ZM208 95V96H207ZM227 95V94H226ZM46 98V100L43 98ZM54 98H53V97ZM64 96V97H63ZM89 96H91V98L89 97ZM120 96V97H119ZM124 96V97H123ZM172 96V97H171ZM175 96V97H174ZM5 99H4V98ZM19 97L21 98V99H19ZM37 97V98H36ZM41 97L43 98L42 100H41ZM47 97H48V100H47ZM63 97V98H62ZM88 97V98H87ZM94 99H93V98ZM97 97V98H96ZM119 97V98H118ZM124 98V100H123V98ZM147 97V96H146ZM155 97V98H154ZM176 97H177V99H176ZM196 97V98H195ZM206 97V98H205ZM2 98H3V101H4V103L2 102ZM10 98V99H9ZM14 98H15V100H14ZM17 98V99H16ZM54 100H53V99ZM64 99V100H62V101H66L67 100V102L70 104H66V102H65V106H64V108H62L63 107V105H64V103L60 100V99ZM67 98H69V99H67ZM99 98V99H98ZM113 98V99H112ZM118 99L119 100V103H115L114 101L116 100V99ZM120 98H122V99H120ZM127 98V99H126ZM163 98H165V99H163ZM174 98V99H173ZM189 98V99H188ZM49 99H51V100H49ZM76 101V100H78V101H76V103H74V101ZM85 99H87L90 103H88V102H86L87 100H85ZM96 99H98V100H96ZM109 99V100H108ZM126 99V100H125ZM150 99V98H149ZM182 99H184V100H181ZM20 101L21 100V102H19L20 104H18V102H16L17 103V106H16V104H15V101ZM45 100V101H44ZM53 100V101H52ZM61 102H60V101ZM69 100V101H68ZM80 100V101H79ZM82 100H84L85 102H83ZM118 100H116V102H118ZM123 100V101H122ZM159 100V101H158ZM174 100V101H173ZM234 101V103H233V101ZM56 101V102H55ZM58 101H59V104L60 103H62V104H58ZM70 101L73 103L72 105H71V103H70ZM96 102V105L94 106V104L95 103H93V102ZM98 101H100V102H98ZM120 101L122 102L121 104L122 105H119L120 104ZM157 101V102H156ZM176 101V102H175ZM184 101V102H183ZM210 103H209V102ZM216 101H221V105L218 107V104L217 103H215ZM2 102V103H1ZM6 102V103H5ZM124 102V103H123ZM126 102V103H125ZM151 102H153V103H151ZM155 102V103H154ZM178 102V103H177ZM185 102L187 103V104H185ZM213 102V103H212ZM258 102V101H257ZM14 103V104H13ZM21 103H22V105H21ZM26 103V104H27ZM97 103H99L102 107H101V109L99 108L100 107V105L98 104L97 105ZM105 105H104V104ZM144 103V102H143ZM161 103V104H160ZM169 103H170V106H171V104H172V106H171V110H165L166 109V106H168L169 107ZM184 103V104H183ZM191 103H193L194 105H189V104H191ZM5 104H6V107H5ZM41 105V108H40V110H42L43 111V113H41L42 111H39V107H37L38 105ZM43 104H45L46 105V108L49 110V111H57L56 112V115L58 114V116L57 117H59V120H58V118L56 117V115L54 114L55 112H49L48 111V113L49 114H47L46 115V113H47V111H46V109H44L45 108V106L43 105ZM48 104V105H47ZM74 104H76V106L77 107H79V108H77L76 106H74ZM92 104H93V106L95 107V108H93V106H92ZM112 104V105H111ZM118 104V105H117ZM125 104H127L126 106H124ZM152 106V109H151V106ZM163 104V105H162ZM181 105L180 107L178 106V105ZM199 104L201 105V106H199ZM232 104H234L233 106H232ZM10 105V106H9ZM14 105H15V107L16 108H14ZM18 105H21V108H20V106H18ZM31 105V106H30ZM33 105H35L37 108H34L35 106H33ZM39 105V106H40ZM42 105L44 106V107H42ZM69 106V108L67 107V106ZM107 105H110L109 107L110 108H112V109H110V108H107V110L106 109H104V108H106V107H108ZM142 105V104H141ZM140 105V106H141ZM155 105H157V106H159L158 108H157V106L156 107H154ZM175 105V106H174ZM177 105V106H176ZM189 106L188 108L186 107L185 108V106ZM203 105V106H202ZM52 107V108H50L49 109V107ZM61 107V108H58V107ZM70 106H74V109H72ZM89 106V107H88ZM119 106V107H118ZM121 106V107H120ZM194 106V107H193ZM252 106V107H251ZM251 106H247V105H245V108H244V110L243 111H240V112H238L237 113V115H240V116H242L243 118H245V119H241L240 117H238V119H240V121H237V122H239V125L241 126L243 123H250V125L252 126V125H254V126H256L255 125V123H257L258 122V118L259 119H261V120H263L264 119V104L263 103H259L258 104V106L256 107V108H253V104H252V102H251ZM4 107L5 108H8V107H10V108H13V113H11L12 111H11V109L10 108H8V109H4ZM33 107V108H32ZM67 107V108H66ZM81 107H82V110L84 111V112H86L84 109H86V107H88L87 108V110L89 111H87L86 113H88V114H90V117L87 115V114H85L82 110L80 111V109H81ZM90 107H92V108H90ZM96 107H98V112L96 111L97 109H96ZM127 107V108H126ZM150 107V111H149V109L148 108ZM175 107L177 108V107H179L180 109H178V112H177V110L175 109ZM182 107H184L183 109H182ZM191 107V108H190ZM202 107V108H201ZM261 107L263 108V109H261ZM23 108H24V113L26 112V113H30L33 109V113H31V114H33V115H30L29 113V115H24V113H22L23 111ZM26 108V109H25ZM32 108V109H31ZM54 108V109H53ZM66 108V109H65ZM74 111V112H72V110ZM78 110H76V109ZM123 108H125L124 110H123ZM154 108V109H153ZM155 108H157V110L156 111H154L155 110ZM246 108H247V110H248V114L246 113ZM19 109H22V110H20V112H19ZM27 109H29L28 111H27ZM36 109H38V110H36ZM44 109V110H43ZM57 109V110H56ZM59 109V110H58ZM63 109V110H62ZM96 109V110H95ZM110 109V110H109ZM116 109V110H115ZM173 109V110H172ZM185 109H192V111L191 112H189V111H187V112H189V113H186V114H181ZM249 109H251L250 110V112H249ZM257 109H260V110H262L261 112L259 111V113H261L260 114V116H258V117H256L257 115H258V110ZM4 110V111H3ZM8 110V111H7ZM35 110L36 111H38V113L39 114H37V112H35ZM67 110H70L71 111V113H69ZM77 112H81V113H77ZM93 110H95V111H93ZM102 110V111H101ZM113 110V111H112ZM129 110H130V112L131 113H129ZM140 110V109H139ZM179 110H180V112H179ZM196 112H195V111ZM202 110H203V112H202ZM231 110H233V109H231ZM231 110H229V112L231 111ZM5 111H6V113H5ZM9 111H11L10 113H8ZM17 113H16V112ZM46 113H45V112ZM60 111H62V113L60 112ZM70 114V115H68V113ZM100 111V112H99ZM110 111V112H109ZM120 113H119V112ZM128 111V112H127ZM140 111H144V109H142V110H140ZM160 111V112H159ZM166 111V112H165ZM173 111V112H172ZM175 111V112H174ZM182 111V112H181ZM34 112L36 113V114H34ZM60 112V113H59ZM64 112V113H63ZM76 112V113H75ZM125 113V115H127L128 114V117L127 118H123V117H125V115L124 116H122V114H124ZM171 112L172 113V115H171V113L169 114V113ZM193 112H195V113H193ZM8 113V114H7ZM20 113V115L21 116H19L18 114ZM23 115H22V114ZM25 113V114H26ZM42 114V116H41V114ZM50 113H51V116H50ZM75 113V114H74ZM84 113V114H83ZM102 113V114H101ZM106 113H110L109 115L108 114H106ZM122 113V114H121ZM153 113H154V115H153ZM168 113V114H167ZM176 113V114H175ZM10 114H14L12 117H10ZM16 114V115H15ZM72 114V115H71ZM80 114H83L84 116H83V118H81V120L82 121H80V118L77 116V115H79L80 117H82ZM96 118H94L93 120H90L91 118H93V116ZM104 114V115H103ZM114 114V116L112 117V115ZM117 114V115H116ZM131 114V115H130ZM177 114H180V115H177ZM8 115V116H7ZM35 115V116H34ZM55 115V116H54ZM65 116V117H60V116ZM74 115V116H73ZM86 115H87V117L89 118V120H84L85 119V117H86ZM101 115V116H100ZM106 115L107 116H109V117H107V118H109V119H107L108 121H106V119H104L103 120V118H106ZM182 115V116H181ZM199 115V116H200ZM25 116V117H24ZM29 116V117H28ZM38 116L40 117L39 119H38ZM44 116H48L47 118L50 120V122L48 121V119L45 117L44 119H42ZM55 117V119L57 118V120H58V122H57V120L55 121V119H54V117ZM71 116H72V118H71ZM77 116V117H76ZM92 116V117H91ZM99 116L101 117L100 119H98L99 118ZM117 116V117H116ZM120 116V117H119ZM121 116H122V118H121ZM166 116H168V117H166ZM170 116L172 117V118H170ZM174 116H177L176 118H178L179 119V121H178V119H176ZM196 116H198V115H196ZM198 116V117H199ZM248 116V117H247ZM18 117V118H17ZM30 117H32V118H30ZM37 117V118H36ZM103 117V118H102ZM110 117L112 118L111 120H110ZM116 117V119H114ZM182 117H183V119H182ZM210 117H211V119H210ZM226 117V116H225ZM14 118V119H13ZM20 118V119H19ZM25 120V122L26 123H24V122H22V120L23 119ZM26 118H28L27 120H26ZM66 118V119H65ZM67 118H69V119H67ZM79 120H77V119ZM118 118V119H117ZM174 118V119H173ZM17 121H16V120ZM32 119H34V120H31ZM45 119H46V121H45ZM53 119V120H52ZM62 119V120H61ZM71 119V120H70ZM73 119V120H72ZM87 119V118H86ZM121 119V120H120ZM122 119H123V122L125 123V125H122L123 123H122ZM127 121H126V120ZM129 119H132V118H129ZM134 119V118H133ZM169 119H171L170 121H169ZM188 119H190V117L188 118ZM237 119V120H238ZM13 120V121H12ZM20 120V121H19ZM23 120V121H24ZM38 120H40V122L38 121ZM52 120V121H51ZM63 120H65L64 122H65V125L63 124L64 122H62ZM67 120H70V122L69 121H67ZM76 120V121H75ZM100 120L102 121L101 123H99L100 122ZM112 120H115V124H120V125H117V127L115 126V124L114 125H108L109 123L111 124L113 121ZM117 120V121H116ZM118 120H119V122H118ZM158 119H156V120H154V122H156ZM4 121V122H3ZM7 121H9L10 123H7ZM30 121V122H29ZM38 121V122H37ZM42 121H43V123H42ZM48 121V122H47ZM58 123L57 125L54 123ZM71 121H74V122H71ZM78 121V122H77ZM85 121H89V124H88V122H86L85 123ZM92 121H94L93 122V124L96 126V127H98V128H95V129H99V131L98 132H101L102 133V135L99 133L98 134V132L97 131H95V129L93 128V124L91 123ZM97 121V122H96ZM110 121V122H109ZM129 121H131V122H129ZM163 121V122H162ZM175 121L178 123H175ZM181 121V122H180ZM242 121V122H241ZM15 123V122H17V123H23V124H21L22 125V127L21 128H18L19 127V125H20V123L19 124H17V123H15V124H17V125H14V124H12V123ZM32 122V123H31ZM37 122V123H36ZM46 122H47V124H46ZM59 122H62V124L61 123H59ZM82 122H84V123H82ZM96 122V123H95ZM129 122V123H128ZM174 124H173V123ZM232 122V121H231ZM237 122L235 123V124H237ZM27 123H31V124H28V125H26ZM33 123H36V124H40V123H42V125L40 124V128L42 127V129L43 130H47V129H49V130H47V131H43L42 129H40L39 128V126L38 125H36V124H33ZM52 125V127H51V125ZM53 123V124H52ZM69 123H71L70 125H68ZM78 123V124H77ZM9 125V128L7 127V125ZM45 124V125H44ZM67 124V125H66ZM73 124H77L76 126L75 125H73ZM81 126H80V125ZM93 126H92V125ZM99 126H98V125ZM105 126V128H103V125ZM113 124V123H112ZM128 124L130 125V129L129 128H125V127H129L128 126ZM12 127H11V126ZM24 125H26V126H28L27 128H26V126L23 128V126ZM29 125H31L30 127H29ZM32 125H34L35 127H33ZM56 126V127H54V126ZM61 125H62V127H63V125H64V127L62 128L61 127ZM83 125H86V126H84L83 127ZM89 125V126H88ZM102 125V127H100ZM151 125H153V123L151 124ZM163 125V124H162ZM181 125V126H180ZM189 125H192V126H189ZM38 126V127H37ZM47 126H50L51 127V129H50V127H47ZM68 126H69V128H68ZM72 126V127H71ZM74 126V127H73ZM92 126V127H91ZM94 126V127H95ZM174 126V127H173ZM15 127V128H14ZM17 127V128H16ZM40 129L39 131H37L38 129ZM44 127V128H43ZM47 127V128H46ZM58 127V129H56ZM61 127V130L59 129ZM79 127H81V129L82 128H84L83 129V131H82V133H81V130H79ZM87 127V128H86ZM100 127V128H99ZM119 127V128H118ZM121 127V128H120ZM136 127V126H135ZM164 127H165V129H164ZM178 127L180 128L179 130H178ZM253 127V126H252ZM12 128H14V129H12V131H11V129ZM30 128V129H29ZM34 128V129H36L35 131V133L33 132L34 130H32V129ZM46 128V129H45ZM70 129V131H68V129ZM76 130H74V129ZM77 128V129H76ZM111 128H113L112 129V131L110 130ZM116 128H118V129H116ZM126 129V131L127 132H129V133H127L126 131H123V130H125ZM132 128H133V130H132ZM187 128H185V129H187ZM262 128L263 129H261L260 130V132H261V135H260V137H257L258 138V140L260 141V140H263L264 141V135H262V134H264V127L262 126ZM20 129V130H19ZM22 129V130H21ZM24 129H26V131L29 129L30 130V133H29V130L26 132ZM55 129V131L58 133V131L60 130V131H65V132H60L59 131V135H60V133H61V135L60 136H58V134H56L55 133V131L53 132V130ZM62 129H64V130H62ZM86 129H88L87 131H85ZM90 129V130H89ZM101 129V130H100ZM102 129H104V130H102ZM106 129V130H105ZM128 129H129V131H128ZM162 129V130H161ZM13 132V135H12V133L10 132ZM14 130H16V133H18V131H19V133L18 134H16L15 133V131ZM31 130H32V132L34 133V134H32V132H31ZM52 130V131H51ZM79 130V131H78ZM92 130V131H91ZM110 130V131H109ZM164 130V131H163ZM20 131H21V137L22 136H24V134L26 133L27 134V140H24V139H26L25 138V136H24V138H21L20 137ZM25 132V133H23V132ZM41 131V133L40 134H46L45 136H43L44 138H43V140H42V144H41V146H39L38 144L36 145L37 147H35L34 145L36 144V142L35 141H37V143H41V136H39L40 134L39 133H37V132H40ZM42 131H43V133H42ZM74 131V132H73ZM89 131V132H88ZM105 131H109L108 133L107 132H105ZM132 131H134V133L132 134ZM180 131V132H179ZM250 131V130H249ZM44 132H46V133H44ZM48 132V133H47ZM50 132V133H49ZM53 132V133H52ZM67 132V133H66ZM80 132V133H79ZM96 134H95V133ZM105 132V133H104ZM178 132H179V134H178ZM7 133V132H6ZM11 133V134H10ZM23 133V134H22ZM52 133V134H51ZM64 133V134H63ZM73 133H75V135H71V134H73ZM79 133V134H78ZM103 133H104V135H103ZM117 133H118V136H117ZM131 133V134H130ZM175 133H177L176 135H175ZM190 133L192 134V135H190ZM25 134V135H26ZM35 134L36 135H38L39 137H41V138H39L38 136V138H37V140H36V137H34L35 136ZM48 134H49V136H48ZM65 134H67V135H65ZM82 134V135H81ZM88 135L87 137H89V140H90V142H89V140H88V138L85 136V135ZM89 134H90V136H91V134H92V136L90 137L89 136ZM110 134H112L114 137H112V135L110 136ZM130 134V135H129ZM135 134V135H134ZM139 134V135H138ZM50 135H51V137H50ZM54 135H55V137H54ZM78 135H81V136H78ZM94 135H96V137L94 136ZM98 135V136H97ZM108 135V136H107ZM132 136V137H129V136ZM182 135V136H181ZM184 135V136H183ZM187 135V136H186ZM3 136V137H2ZM19 136V139L17 138ZM29 136H33L32 138H30L29 139ZM56 136H58V137H56ZM64 136V137H63ZM65 136H66V138H65ZM68 136H69V138H68ZM70 136H72V137H70ZM99 136H102V137H99ZM104 136V137H103ZM106 136H107V138H106ZM125 136H126V138H125ZM181 136V137H180ZM76 139H75V138ZM78 137H80V139H78ZM118 137L120 138V140H121V138L123 139L122 141H120L119 140V142L118 141H116V140H118ZM134 137V139L136 138V140L138 141L140 138V140L141 141H136V140H134V142H133V138ZM140 137V138H139ZM163 137V138H162ZM5 138H7L6 140H5ZM51 140H50V139ZM60 138H61V140H60ZM73 138V139H72ZM82 138V139H81ZM91 138V139H90ZM100 138V139H99ZM103 138V139H102ZM104 138H106V139H104ZM110 138V139H109ZM127 138H130L129 140L127 139ZM179 138V139H178ZM3 139V140H2ZM9 139V140H8ZM49 139V140H48ZM83 139H86L87 140V142H85L86 140H83ZM98 139V140H97ZM116 139V140H115ZM127 139V140H126ZM7 142V141H11L12 142V140H15V142L13 141V143L15 144L16 143V141H17V143H18V145L17 144H13V143H11V142H9V143H6L5 141ZM30 140V141H29ZM33 140V141H32ZM52 140H54V141H52ZM57 140H59V141H57ZM74 140V141H73ZM79 140V142L80 141H82V142H80V143H78L77 141ZM100 140H104L103 142L102 141H100ZM106 140H108V141H106ZM111 142H110V141ZM113 140V141H112ZM133 142V144L131 143V141ZM20 141V142H19ZM45 141H50L49 143L48 142H46V144L44 145L43 143L45 142ZM71 141H73V143H71ZM76 141V143H74ZM107 143H106V142ZM123 141H124V143H126L124 146H127V147H124L123 146ZM126 141V142H125ZM128 141V142H127ZM238 141L239 142H241L242 140L241 139H238ZM252 141H254V140H252ZM252 141L251 140H248V141H246L247 142V146L249 147L250 145H251V143H252ZM23 142V143H22ZM26 142V143H25ZM60 142H61V144H60ZM87 144V143H91L92 145H96V146H89L88 147V144L86 145L85 143ZM101 142V143H100ZM117 144V143H119L120 145H116L115 143ZM121 142H122V144H121ZM140 142H142L144 145H142V143H140ZM4 143V144H3ZM19 143H20V147H19ZM32 143L34 144V145H32ZM102 143H104L103 145H102ZM111 143L114 145V146H112L111 145ZM139 143V144H138ZM148 143V144H147ZM202 143V144H201ZM242 143V142H241ZM25 145V147H24V145ZM28 144H30V145H28ZM50 146H49V145ZM52 144V145H51ZM71 144H73V145H71ZM83 144H85L84 146H83ZM91 144H89V145H91ZM106 144V145H105ZM110 144L111 146H108V145ZM135 144H137V145H135ZM174 144V145H173ZM204 144V146H202ZM237 144V143H236ZM246 144V143H245ZM8 145H9V148H7L8 147ZM13 145V148L11 147ZM23 145V146H22ZM56 146L57 148H55L54 146ZM75 145V146H74ZM78 145V146H77ZM80 145V146H79ZM148 145V146H147ZM197 145H199V148H198V151L196 150V151H194V152H196V153H199V155L197 156V158L199 159H197L196 157H194L193 155H190V153H191V151H192V149H193V146H197ZM16 146V147H15ZM33 146V147H32ZM38 146H39V148L40 147H44V148H46L45 146H47V148L46 149H48V146H49V148L51 149V150H49L48 149V151L49 152H52V153H49V152H47L46 154L47 155H45V152H42V151H45V149H43V147L40 149V150H38L39 148H38ZM52 146V147H51ZM60 146V147H59ZM77 146V147H76ZM116 146V147H115ZM118 146L121 148H119L118 149ZM122 146H123V148H122ZM128 146L130 147L131 146V148H128ZM137 146V149H135L134 147H136ZM149 147V148H147V147ZM173 146V147H172ZM238 146V145H237ZM243 146V145H242ZM241 145H240V147L241 148H243ZM3 147H5V148H3ZM15 147V148H14ZM31 147V148H30ZM54 147V148H53ZM76 147V148H75ZM87 149L88 148V150H84L85 148ZM94 149H92V148ZM107 147V148H106ZM113 147V148H112ZM133 147V148H132ZM141 147V148H140ZM145 147V148H144ZM153 149H155V150H153ZM239 147V148H240ZM11 148V149H10ZM24 148H27L26 150V152H25V149ZM28 148H30V151L32 152V154H31V152L29 151V153H28ZM34 148V149H33ZM94 151H92L91 149ZM95 148H96V150H95ZM106 148V149H105ZM110 148V149H109ZM112 148V149H111ZM128 148V149H127ZM158 148V149H157ZM177 148V149H176ZM10 149V150H9ZM14 149V150H13ZM16 149L17 150H19V154L21 153V151H22V153H23V155H25L26 153H28V154H26L24 157H22L23 155H22V153L20 154V155H18V153H17V151H16ZM82 149V150H81ZM89 149H90V151H92V152H90L89 151ZM100 149L102 150V151H100ZM116 149H118L117 151H116ZM127 149V150H126ZM136 151H138V149L139 150H142L141 152H135V150ZM152 149V151L154 152H151V151H149V150H151ZM231 149H236L235 147H233V146H231ZM5 150V151H4ZM7 150V151H6ZM11 150H13V151H11ZM24 150V151H23ZM55 150V151H54ZM56 150H58V151H56ZM107 150V151H106ZM111 150H112V152H113V150H114V152L112 153L111 152ZM126 150V151H125ZM131 150H132V153L131 154H134L135 156H133V155H131V154H129L128 155V153L129 152H131ZM217 150H218V148H217ZM216 150V151H217ZM246 150V149H245ZM14 152V151H16V152H14L13 154H15V155H9L7 152H9V153H11V152ZM35 151H37V152H35ZM41 151V154H42V158H44V159H42L41 157H40V155L41 154H39V152ZM85 151V152H84ZM96 151V152H95ZM98 151V152H97ZM105 151V152H104ZM110 151V153H108ZM129 151V152H128ZM168 151V152H167ZM179 151V152H178ZM226 151H227V148H226ZM2 152H3V154H2ZM54 152V153H53ZM88 152H89V154H90V156H89V154H88ZM104 152V153H103ZM108 154H107V153ZM120 152H122V154L120 153ZM135 152V153H134ZM145 154H144V153ZM163 152V153H162ZM166 152V153H165ZM175 152V153H174ZM204 152V153H203ZM58 153V154H57ZM93 153H95V154H93ZM99 153V154H98ZM117 153H120V155L119 154H117ZM126 153V154H125ZM141 153V154H140ZM150 153V154H149ZM161 154V156H160V154ZM263 154H264V151L262 152ZM34 154V155H33ZM44 154V155H43ZM87 154V155H86ZM109 154H112L113 155V157H112V155L111 156H109ZM114 154H115V156H114ZM124 154V155H123ZM147 154V155H146ZM152 154H154V155H152ZM156 154H158L157 156L159 157V159L157 158V156L155 157V155ZM178 154H180V155H178ZM219 154V153H218ZM17 155V156H16ZM22 155V156H21ZM49 155V156H48ZM53 155V156H52ZM56 157H55V156ZM58 155V156H57ZM128 157H127V156ZM178 155V156H177ZM9 156H10V158H9ZM17 157V158H15V157ZM21 156V157H20ZM26 156H29L28 158H30V160L28 159V158H26ZM31 156H33L32 157V160H31ZM86 156V157H85ZM89 156V157H88ZM101 156V157H100ZM117 156V157H116ZM123 156L124 157H126V159L125 158H123ZM138 156L139 157H141V158H138ZM148 156V157H147ZM259 156V155H258ZM263 156V155H262ZM8 157V158H7ZM50 157V158H49ZM109 157V158H108ZM111 157V158H110ZM116 157V158H115ZM121 157L123 158V161L121 160ZM129 157H130V159H129ZM157 158V160L155 159V158ZM164 157H165V159H164ZM228 156H227V154L225 155V162L228 160V158H227ZM26 160H24V159ZM36 158V159H35ZM50 160H54V161H49L48 159ZM54 158V159H53ZM67 158V159H66ZM97 159V160H94V159ZM100 158V159H99ZM120 158V159H119ZM134 159V160H132V159ZM138 158V159H137ZM149 158V159H148ZM151 158V159H150ZM160 158H161V160H160ZM171 158V159H170ZM180 159V160H178V159ZM184 158V159H183ZM5 159V160H4ZM10 159V160H9ZM29 161H28V160ZM36 161H35V160ZM86 159V160H85ZM90 159V160H89ZM112 159V160H111ZM114 159V160H113ZM119 161H118V160ZM130 160V162H129V160ZM154 159V160H153ZM23 160H24V162H23ZM44 161V163H42L43 161ZM51 163V164H53V165H55L56 164V166L54 167V166H51L50 165V163H49V165L47 164L48 163V161ZM66 160V161H65ZM68 160V161H67ZM70 160V161H69ZM110 160L111 161H113V162H110ZM126 160V161H125ZM136 160H138V161H136ZM142 160V161H141ZM145 160V161H144ZM146 160H149L150 162H151V164L150 163H147V162H149V161H146ZM193 160V161H192ZM3 161V162H2ZM6 161H8V163L6 162ZM11 161V162H10ZM13 161V162H12ZM17 161V162H16ZM30 161H32V162H30ZM57 161V162H56ZM72 161V162H71ZM86 161V162H85ZM114 161H116V162H114ZM121 161V162H120ZM133 161L134 162H136V164L135 163H133ZM154 161V162H153ZM156 161V162H155ZM171 161V162H170ZM179 161V162H178ZM181 161V162H180ZM2 162V163H1ZM5 162V163H4ZM27 162V164H25ZM30 162V163H29ZM73 162H75L74 164H73ZM98 164H97V163ZM100 162V163H99ZM110 162V163H109ZM140 162V164L142 163V162H146V163H142L141 165H143L142 166V168H141V165L139 164V167H138V163ZM166 162V163H165ZM170 162V163H169ZM14 165H13V164ZM22 163V164H21ZM30 164V167L29 168H27L28 167V165ZM36 165V166H34V164ZM42 163V164H41ZM63 163V164H62ZM78 163V164H77ZM95 163V164H94ZM104 163V164H103ZM128 163V164H127ZM161 163V164H160ZM174 165H173V164ZM6 164V165H5ZM10 164V165H9ZM12 164V165H11ZM16 164H18V166L16 165ZM21 164V165H20ZM47 164V165H46ZM60 164V165H59ZM101 164V165H100ZM116 164V165H115ZM124 164V165H123ZM146 164V165H145ZM167 164V167L165 166ZM169 164H172V165H169ZM187 164V165H186ZM3 165V166H2ZM15 165L20 169V173H19V169L17 168V167H15ZM23 165V166H22ZM39 165H40V167H39ZM73 165V166H72ZM75 165H76V167H75ZM97 165H98V167H97ZM113 165V167L111 168V166ZM115 165V166H114ZM120 165H122V166H120ZM130 165V166H129ZM158 165V166H157ZM160 165V166H159ZM179 165V166H178ZM205 165V166H204ZM34 166V167H33ZM100 166V167H99ZM116 166H117V169H116ZM145 166H146V168H145ZM147 166H148V168H147ZM170 166V167H169ZM171 166H172V168L174 167V168H176V169H172L171 168ZM182 166V167H181ZM189 166V167H188ZM219 166V167H218ZM15 167V168H14ZM44 167V168H43ZM53 169L54 168V170H52L51 168ZM58 167H60V169L58 168ZM63 167H64V169H63ZM68 167V168H67ZM123 167H124V170H123ZM127 167V168H126ZM136 167H138V168H136ZM144 167V168H143ZM155 167V168H154ZM164 167V168H163ZM24 168H26V169H24ZM34 168V169H33ZM39 168V169H38ZM46 168V169H45ZM55 168H57V169H55ZM91 168V169H90ZM108 168V169H107ZM126 168V169H125ZM134 171V174H133V171L131 170V169ZM144 169V170H141V169ZM170 168V169H169ZM187 170H186V169ZM193 168V169H192ZM257 168H261V171H260V175H259V180H258V184L261 182V184H263L264 183V164H263V166L261 165V163H260V165H258V167ZM9 169H11V170H9ZM16 169V170H15ZM32 169V170H31ZM35 169H37V170H35ZM48 169H50L51 171H54V173L56 172V174H54L53 172H51V171H49ZM73 169V170H72ZM136 171H135V170ZM147 169H148V172H147ZM154 169H155V171H154ZM165 169H166V171H165ZM169 169V170H168ZM5 170H7V175H8V178H7V175H6V171ZM23 170V171H22ZM28 170V171H27ZM41 170V171H40ZM45 170H47V171H45ZM89 170V171H88ZM131 170V171H130ZM152 170V171H151ZM172 170H174V171H172ZM204 170V171H203ZM208 170V171H207ZM1 171H5L4 173L3 172H1ZM16 171H18V173L16 172ZM26 171V172H25ZM30 171V172H29ZM34 171V172H33ZM39 171V172H38ZM42 171H44V172H42ZM119 171V172H118ZM124 171V172H123ZM126 171V172H125ZM130 173H132V174H130ZM154 171V172H153ZM185 171V172H184ZM11 172V173H10ZM12 172H13V174H12ZM31 172L33 173V174H31ZM60 172V173H59ZM62 172H63V174H62ZM70 172V173H69ZM75 172V173H74ZM100 172V173H99ZM121 172H123V174L121 173ZM141 172V174L142 175H140L139 173ZM144 173V176H147V177H144L145 178V180H144V178H143V173ZM168 172H171V174L170 173H168ZM172 172H174V173H172ZM187 172H188V174H187ZM213 172V173H212ZM225 172V173H224ZM10 173V174H9ZM18 174V175H15V174ZM23 173H24V177H23ZM25 173H27V174H25ZM41 173H43L42 174V176L43 177H41L40 175H41ZM46 173V174H45ZM49 173H52V174H49ZM57 173H59V174H57ZM69 173V174H68ZM146 173H148V175L146 174ZM200 173V174H199ZM236 173V172H235ZM29 174H31L30 176H29ZM34 174H36V176L34 175ZM67 174V175H66ZM118 174V175H117ZM121 174V175H120ZM126 174V175H125ZM128 174V175H127ZM169 174V175H168ZM174 174H176V175H174ZM178 174H179V176H178ZM187 174V175H186ZM10 175V176H9ZM14 175V176H13ZM20 175H21V178H20V181H21V183H20V181H19V177H20ZM26 175V176H25ZM38 175L41 177V180H40V177H38ZM123 175V176H122ZM132 175H134L133 177H132ZM139 177H138V176ZM194 177H193V176ZM206 175V176H205ZM224 175V176H223ZM11 176H12V178H11ZM17 176H18V178H17ZM31 177V179L29 178V177ZM35 176V177H34ZM58 176V177H57ZM59 176H60V179H59ZM65 176V177H64ZM92 176V177H91ZM104 176V177H103ZM107 176V177H106ZM126 176V177H125ZM131 176V177H130ZM135 176H137V177H135ZM152 176V177H151ZM154 176V177H153ZM175 176L176 177H179V178H177L178 180H176V179H174L175 178ZM181 176V177H180ZM186 176V177H185ZM205 176V177H204ZM223 176V177H222ZM10 177V178H9ZM13 177H15L16 178V180L17 181H15V178H13ZM23 177V178H22ZM55 177V178H54ZM64 177V178H63ZM67 177V178H66ZM120 177V178H119ZM172 177V178H171ZM185 177V178H184ZM197 177V178H196ZM260 177H263L262 179L260 178ZM37 178V179H36ZM50 178V179H49ZM52 178V179H51ZM54 178V179H53ZM62 178V179H61ZM116 178V179H115ZM139 178H140V181H142L141 179H143V181L142 182H139L138 180H139ZM151 178V179H150ZM157 178V179H156ZM180 178H184V180H182V179H180ZM188 178V179H187ZM204 178V179H203ZM217 178H218V180H217ZM9 179V180H8ZM11 179V180H10ZM33 179L35 180V182L33 181ZM111 181H110V180ZM118 179V180H117ZM122 179V180H121ZM130 179V180H129ZM131 179H133V180H131ZM134 179H135V181H134ZM155 179H156V181H155ZM189 179H192V180H189ZM195 179V180H194ZM216 179V180H215ZM27 180V181H26ZM53 180V181H52ZM124 180V181H123ZM129 180V181H128ZM148 180L149 181H151V180H153V181H151V183L150 184H148L149 182H148ZM172 182H171V181ZM176 180V181H175ZM185 180H187V181H185ZM189 180V181H188ZM11 183H17L18 182V185L16 184V186H15V184L13 185V184H11ZM12 181H15V182H12ZM25 181V182H24ZM28 181L31 183H28ZM50 181V182H49ZM60 181V182H59ZM67 181V182H66ZM118 181V182H117ZM131 181H132V183H131ZM175 183H174V182ZM193 181V182H192ZM216 181V182H215ZM44 182V183H43ZM52 182V183H51ZM136 182H138V183H136ZM148 182V183H147ZM156 184H155V183ZM171 182V183H170ZM185 182H187V183H185ZM189 182H190V184H192L191 186H189ZM192 182V183H191ZM203 182V183H202ZM20 183V184H19ZM153 183V184H152ZM170 183V184H169ZM174 183V184H173ZM195 183L197 184V185H195ZM21 184H23V185H21ZM33 184V185H32ZM42 184H43V186H42ZM64 184V185H63ZM81 184V185H80ZM124 184H126V185H124ZM136 184H140L139 186H137L138 188H136L135 186H136ZM155 184V185H154ZM201 184V185H200ZM218 184V185H217ZM21 185V186H20ZM32 185V187H30ZM51 185V186H50ZM53 185V186H52ZM71 185V186H70ZM93 187H92V186ZM152 185V186H151ZM195 185V186H194ZM13 186V187H12ZM28 186V187H27ZM39 186H40V188H39ZM66 186H67V188H66ZM109 186V187H108ZM141 186H145V188L144 187H142L141 188ZM158 186V187H157ZM178 186V188L180 189H174V188H176ZM5 187H6V189H5ZM20 190V191H18L17 190V188ZM20 187H21V189H20ZM65 187V188H64ZM134 187V188H133ZM149 187L150 188V190H148L147 191V188ZM157 187V188H156ZM170 188V189H168L167 190V188ZM204 187V188H203ZM214 187V188H213ZM221 187V188H220ZM14 188V189H13ZM36 188H38V191H37V189ZM74 188V189H73ZM75 188H78V189H75ZM131 188V189H130ZM141 188V189H140ZM148 188V189H149ZM166 188V189H165ZM190 188V189H189ZM217 188V189H216ZM13 189V190H12ZM15 189L17 190L16 192H17V196L15 197L14 196V194L13 193H11V192H15ZM24 189V190H23ZM30 189V190H29ZM33 189V190H32ZM34 189H36V190H34ZM130 189V190H129ZM134 189V190H133ZM139 189V190H138ZM144 189H146V190H144ZM194 189V190H193ZM199 189V190H198ZM207 191H205V190ZM5 190H7V192L5 191ZM154 190V191H153ZM165 190H167V193L165 192ZM2 191H3V193H2ZM22 191H23V195L25 196V195H28V196H26V198H25V201H23L24 199V196L23 195H20V194H22ZM25 191V192H24ZM38 192V194H37V192L36 193H33V192ZM41 191V192H40ZM141 191H143L142 193H141ZM168 191H170L169 193H168ZM179 191V192H178ZM183 191H184V193H183ZM193 191V192H192ZM194 191H196L195 193H194ZM213 191V192H212ZM218 191V192H217ZM16 192H15V194H16ZM20 194H19V193ZM60 192V193H59ZM92 192V193H91ZM141 194H140V193ZM152 192H155V193H152ZM173 192H174V194H173ZM224 192V193H223ZM7 193V194H6ZM12 195V196H10V194ZM28 193V194H27ZM31 193V194H30ZM41 193H42V195H41ZM79 193V194H78ZM94 193V194H93ZM135 193V194H134ZM144 193V194H143ZM146 193H147V196H148V194H149V197H146L145 195H146ZM179 193V194H178ZM200 193V194H199ZM204 193H205V195H204ZM208 193V194H207ZM40 194V195H39ZM45 194V195H44ZM71 194H73V195H71ZM84 194V195H83ZM86 194V195H85ZM131 194V195H130ZM137 194V195H136ZM143 194V195H142ZM169 194H172V196H170ZM230 194V195H229ZM3 195V196H2ZM8 195V196H7ZM33 195V196H32ZM71 195V196H70ZM80 195H81V197H83L82 199H81V197H80ZM95 195V196H94ZM151 195H154V196H151ZM158 195H160V196H158ZM170 196V197H168L167 198V196ZM175 195V196H174ZM177 195H179L178 197H177ZM182 195H183V197H182ZM185 195H186V198H185ZM20 196V197H19ZM22 196H23V198H22ZM30 196H32V199L30 198ZM48 196V197H47ZM137 196V197H136ZM162 196V197H161ZM197 196V197H196ZM220 196V197H219ZM233 196H234V194H233ZM9 197H12V198H9ZM94 197V198H93ZM99 197V198H98ZM153 199H151V198ZM156 197V198H155ZM158 197V198H157ZM172 197V198H171ZM180 197L182 198V199H180ZM194 197H196V198H194ZM16 198L19 200V202H18V200H16ZM19 198H22V201L19 199ZM27 198H29V199H27ZM38 200H37V199ZM43 198V199H42ZM53 198V199H52ZM72 198V199H71ZM113 198V199H112ZM144 198H145V200H144ZM148 200H147V199ZM160 198H162L161 199V201H160ZM164 198V199H163ZM215 198V199H214ZM230 198V199H229ZM4 199V200H5ZM28 201H27V200ZM42 199V200H41ZM87 199V200H86ZM107 199V200H106ZM116 199V200H115ZM201 199V200H200ZM226 199V200H225ZM13 201V203L14 204H11L10 205V203H12V201ZM32 200V201H31ZM72 200V201H71ZM76 200V201H75ZM93 200V201H92ZM110 200V201H109ZM144 200V202H142ZM155 200L157 201V200H159V201H157L158 203L157 204H154L153 202H155ZM163 200H164V202H163ZM173 200V201H172ZM176 200V201H175ZM225 200V201H224ZM11 201V202H10ZM20 201H21V204H19L20 203ZM51 201V202H50ZM74 201V202H73ZM151 201V202H150ZM168 201V202H167ZM179 203H178V202ZM205 201H206V204L208 205V207H207V205L205 204ZM208 201V202H207ZM210 201H213V202H210ZM236 201V200H235ZM7 202V203H6ZM10 202V203H9ZM15 202H16V204H15ZM27 202H30V203H32L33 202V206H31L32 204H29V203H27ZM35 202H37L36 204H35ZM72 202V203H71ZM85 202V203H84ZM91 202V203H90ZM95 202V203H94ZM112 202V203H111ZM152 203V204H150V203ZM161 202V203H160ZM163 202V203H162ZM177 202V203H176ZM182 202V203H181ZM193 202H194V204H193ZM217 204H216V203ZM224 202V203H223ZM238 202V201H237ZM47 203V204H46ZM88 203V204H87ZM107 203H110V204H108L107 205ZM114 203V204H113ZM156 203V202H155ZM175 203V204H174ZM181 203V204H180ZM203 203V204H202ZM211 203V204H210ZM214 203V204H213ZM5 204V205H4ZM19 204V205H18ZM154 204V205H153ZM159 204V205H158ZM160 204H161V206H165V207H162V208H159V206H160ZM172 204V205H171ZM176 204H179V205H176ZM239 204V207H242L243 209H244V207H243V205L241 204V203H238ZM0 205V206H1ZM12 205H14L13 206V209H10V208H12ZM96 205H98L99 206V208L96 206ZM111 205V206H110ZM166 205H168V206H166ZM194 205V206H193ZM211 205H213V206H211ZM215 205V206H214ZM220 205V206H219ZM229 205V206H228ZM20 206H23V207H20ZM40 206V207H39ZM88 206H89V208H88ZM96 206V207H95ZM101 206V207H100ZM114 206V207H113ZM155 206H156V208H155ZM160 206V207H161ZM188 206V207H187ZM204 206V207H203ZM15 207V208H14ZM16 207H17V209H16ZM24 207H25V210H24ZM28 207V208H27ZM35 209H34V208ZM115 207H116V209H115ZM128 207V208H127ZM176 207V208H175ZM211 207V208H210ZM216 207V208H215ZM20 208H22V209H20ZM64 208V209H63ZM78 208V209H77ZM91 208H92V210H91ZM97 208L99 209V210H97ZM100 208H102V210L100 209ZM103 208H104V211H106V213L103 211ZM165 208V209H164ZM209 208V209H208ZM14 209H16V210H14ZM33 209L35 210V212L33 211ZM71 209H73V210H71ZM123 209V210H122ZM140 209V210H139ZM142 209H143V211H142ZM146 209H148V211L146 210ZM151 209V210H150ZM161 209V210H160ZM174 209V210H173ZM176 209V210H175ZM207 209V210H206ZM212 209V210H211ZM221 211H220V210ZM20 210V212H16V211H19ZM23 210H24V212L25 211H31L32 213L34 212V213H37V214H33L32 215V213H28V212H23ZM36 210H38L37 212H36ZM77 210H80V211H77ZM101 210V211H100ZM108 210H110V211H108ZM155 210V211H154ZM160 210V211H159ZM187 210V211H186ZM206 210V211H205ZM211 211V213H210V211ZM237 210V211H236ZM16 212L17 214H13V212ZM98 211H99V213H98ZM104 213H103V212ZM171 211H174V212H172V213H170ZM176 211V212H175ZM243 211V210H242ZM82 214H81V213ZM95 212L97 213V214H95ZM102 212V213H101ZM110 212V213H109ZM158 212H160V213H162V214H159ZM180 212V213H179ZM205 212V213H204ZM221 212H224V213H221ZM236 212V213H235ZM2 213H3V218H2ZM22 213V214H21ZM24 213V214H23ZM31 214V215H28V214ZM108 213V214H107ZM174 213H176L175 215H174ZM226 213V214H225ZM238 213V214H237ZM13 214V215H12ZM42 216H41V215ZM74 214V215H73ZM80 214V215H79ZM95 214V215H94ZM106 214V215H105ZM111 216H110V215ZM132 214V215H131ZM145 214V215H144ZM14 215H16V216H14ZM20 215V216H19ZM23 215H27L28 216V219H29V221H28V219L25 217V219H27V222H26V220H24V217H21V216H23ZM38 215V216H37ZM45 215V216H44ZM72 215V216H71ZM97 215V216H96ZM103 215V216H102ZM114 215V216H113ZM141 215H144V216H141ZM158 215V216H157ZM185 215V216H184ZM206 215V216H205ZM228 215V216H227ZM10 216H11V218H10ZM13 216V217H12ZM17 216H19V218H16ZM30 216H31V218L33 219H31L30 218ZM32 216H34V218L36 219V222H35V219L32 217ZM37 218H36V217ZM51 216V217H50ZM69 216H70V218H69ZM109 216H110V218H109ZM119 216V217H118ZM146 216V218H144ZM161 216V217H160ZM162 216H163V218H162ZM173 216V218H175V219H173V218H171ZM174 216H176V217H174ZM190 216V217H189ZM205 216V217H204ZM9 221V222H6L7 220H5V218ZM7 217H9V218H7ZM44 217V218H43ZM47 217H48V219H47ZM82 217L84 218V219H82ZM85 217H89V219H87V218H85ZM111 217H112V219H111ZM186 217H188L189 218V220H188V218H186ZM219 217H220V219H219ZM227 219H226V218ZM16 218V219H15ZM40 218V220H37V219H39ZM75 220H74V219ZM10 219H12V220H10ZM13 219H15L16 221L14 222V220ZM31 219V220H30ZM72 219V220H71ZM106 219V220H105ZM108 219H111V220H108ZM121 219V220H120ZM131 219V220H130ZM161 221V223H160V225L163 227H160V225L157 223V225H156V223H155V221H159V220ZM162 219H164L163 221H162ZM166 219H168V220H170V221H168V220H166ZM224 219V220H223ZM4 220V221H3ZM17 220H18V222H17ZM24 220V221H23ZM45 222H44V221ZM71 220V221H70ZM78 220V221H77ZM79 220L81 221V222H79ZM93 221L92 223H91V221ZM148 220V221H147ZM152 220H155V221H152ZM166 220V221H165ZM185 220V221H184ZM201 220V221H200ZM41 222V223H39V225H38V223L37 222ZM53 221V222H52ZM62 221V222H61ZM88 221H90V223L88 222ZM117 221V222H116ZM138 221V222H137ZM142 221V222H141ZM147 221V222H146ZM150 221V222H149ZM207 221V222H206ZM220 221V222H219ZM234 222H236V220H233ZM13 222V223H17V225H15V224H12V225H15V229L13 228V226L11 227L10 226V224ZM21 222H23V224H25V222H26V224L25 225H22V227L20 228V226L21 225H18V224H22ZM28 222H30L31 223V225H30V223H28ZM32 222L33 223H35V224H32ZM50 222H52V223H50ZM85 222H87L88 224L86 225V223ZM101 222V223H100ZM102 222H103V225H102ZM131 222L133 223V224H135V225H133V224H131ZM136 222V223H135ZM184 222V223H183ZM204 222V223H203ZM225 222V223H224ZM9 225H8V224ZM37 223V224H36ZM45 225H44V224ZM48 223H50V224H48ZM57 223V224H56ZM115 225H114V224ZM138 223V224H137ZM153 223V224H152ZM190 223V224H189ZM207 223V224H206ZM3 224H5L4 226H3ZM7 224V225H6ZM41 224V225H40ZM77 224V225H76ZM96 224V225H95ZM117 224V225H116ZM132 225V226H129V225ZM139 224H140V226H139ZM156 225V226H158L157 227V229L155 228V226H153V228H155V230L152 228V225ZM164 224V225H163ZM174 224V225H173ZM177 224V225H176ZM187 224V225H186ZM225 224V225H224ZM35 225V226H34ZM47 225L49 226V230L47 229ZM85 225V226H84ZM90 225V226H89ZM91 225H92V227H91ZM228 225V226H227ZM233 225V224H232ZM17 226L19 227L18 229H17ZM34 226V227H33ZM37 226V227H36ZM39 226V227H38ZM88 226V227H87ZM101 226H103V227H105V228H103V227H101ZM117 226V227H116ZM126 226L128 227V228H126ZM199 226V227H198ZM2 227V228H1ZM52 227H53V230H52ZM87 227V228H86ZM91 228V230H90V228ZM120 227V228H119ZM137 227H139V229L137 228ZM169 227V228H168ZM173 227V228H172ZM198 227V228H197ZM233 227V226H232ZM7 228H13L12 230L14 231V232H12V231H10L9 229H7ZM25 228V229H24ZM29 230V232L27 231V229ZM96 228H98V229H96ZM115 228V229H114ZM135 228V229H134ZM152 228V229H151ZM161 228V229H160ZM167 228V229H166ZM192 228V229H191ZM22 229V230H21ZM40 229V230H39ZM106 229H108V230H106ZM125 229H127V230H125ZM131 229V230H130ZM138 229V230H137ZM142 229V230H141ZM160 229V230H159ZM183 231H182V230ZM193 229H196V230H194L193 231ZM232 231H231V230ZM23 230H25V231H23ZM35 230V231H34ZM41 230L43 231V232H41ZM60 230V231H59ZM68 230V231H67ZM70 230V231H69ZM113 230V231H112ZM140 230V231H139ZM174 230V231H173ZM205 232H204V231ZM18 231V232H17ZM20 231V232H19ZM64 233H63V232ZM120 231H122V232H120ZM134 231V232H133ZM135 231H137L136 233H135ZM141 231H143L142 233H141ZM153 231V232H152ZM198 231V232H197ZM217 231V232H216ZM223 231V232H222ZM231 231V232H230ZM235 231V232H234ZM33 232V233H32ZM37 232H39V233H37ZM57 232H59V233H57ZM147 234H146V233ZM157 232V233H156ZM185 232H186V234H185ZM234 232V233H233ZM16 233V235H18V236H14L15 238H13L12 237V235H14ZM18 233V234H17ZM20 233H22V234H24V236H22ZM26 233V234H25ZM30 233V234H29ZM50 233H51V235H50ZM61 233V234H60ZM88 233H90V234H88ZM125 233V234H124ZM131 233V234H130ZM139 233V234H138ZM195 233H200V234H197V235H195ZM203 233V234H202ZM231 233H233V234H231ZM11 234V236H9ZM53 234V235H52ZM55 234V235H54ZM65 234V235H64ZM71 234V235H70ZM104 234V235H103ZM110 234V235H109ZM130 234V235H129ZM145 234H146V236H145ZM171 234H173V235H171ZM185 234V235H184ZM29 235V244H26V243H28V238L26 237V236H28ZM37 235V236H36ZM38 235H40V236H42V237H40V240H39V236ZM49 235V237H47ZM57 235H61L60 237L59 236H57ZM129 235V236H128ZM138 235V236H137ZM140 235V236H139ZM154 235H156V238H155V236ZM199 235H201L200 237H201V239H200V237H199ZM203 235V236H202ZM215 235V236H214ZM218 235V237H216ZM240 235H242V232H241V234ZM258 235H263V238L262 239H264V231L263 230H261V232H260V234H258ZM7 236H8V238L10 239V240H12V241H10L8 238H7ZM34 236H36V237H34ZM94 236V237H93ZM133 236H135V237H133ZM186 236V237H185ZM197 236V237H196ZM5 237L7 238V239H5ZM19 237V238H18ZM23 237V238H22ZM25 237L27 238V239H25ZM31 237H33V238H31ZM74 237V238H73ZM113 237H114V239H113ZM129 237V238H128ZM207 237V238H206ZM224 237V238H223ZM13 238V239H12ZM23 240H22V239ZM31 238V239H30ZM44 238V239H43ZM48 238H49V240H48ZM71 238V239H70ZM82 238V239H81ZM141 238V239H140ZM213 239V240H211V239ZM215 238V239H214ZM16 239V240H15ZM20 239V242H22V241H24V242H26L25 244H23L24 246L25 245H29V247H27V246H23L22 244L20 245V246H17V244H19L20 242H18V240ZM33 239H35L34 240V242H33ZM59 239H60V241H59ZM140 239V240H139ZM145 239V240H144ZM192 239V240H191ZM207 239H209V240H207ZM228 239V240H227ZM241 239V240H240ZM248 239V238H247ZM1 240H2V242H1ZM5 240V242H3ZM39 240V241H38ZM43 242H42V241ZM44 240H45V242H44ZM85 240V241H84ZM92 242H91V241ZM143 240H144V242L146 241L147 243H149L151 246H149L146 242L144 243L143 242ZM196 240V241H195ZM200 240V241H199ZM223 241V242H221V241ZM18 242V243H16V242ZM37 241V242H36ZM89 241V242H88ZM115 241H117V242H115ZM122 243H120V242ZM149 241V242H148ZM150 241H152V242H150ZM193 241V242H192ZM215 241H217V242H215ZM232 241V242H231ZM247 241V240H246ZM9 242V243H8ZM30 242H31V246H30ZM34 243V245L35 246H33V243ZM38 242L40 243V244H38ZM98 242V243H97ZM140 242H143L145 245H140V247H138L139 246V243ZM227 242H228V244H227ZM237 242H238V244H237ZM13 243H15V245L13 244ZM23 243V242H22ZM49 243V244H48ZM62 243V244H61ZM110 243V244H109ZM126 243V244H125ZM214 243V244H213ZM221 243V244H220ZM37 244V245H36ZM47 244V245H46ZM64 244H65V246H64ZM141 244V243H140ZM195 244V245H194ZM197 244V245H196ZM212 244V245H211ZM256 243H253V245H255ZM4 245V246H3ZM14 245V246H13ZM54 245V246H53ZM60 245V246H59ZM111 245V246H110ZM122 245H123V248L125 249H123L122 248ZM127 245V246H126ZM153 245V246H152ZM224 247H222V246ZM229 245H233V251L231 250V251H228L227 250V252H229V253H227V252H223L222 253V251H224L223 249H227L228 248V246ZM239 245V246H238ZM262 245H264V243L262 244ZM262 245H260V246H262ZM44 246V247H43ZM47 246V247H46ZM72 246V247H71ZM126 246V247H125ZM149 246V247H148ZM255 246H257L256 247V249L257 250H259V251H261V247L259 246L258 247V245L256 244ZM13 247H14V249L15 250H17V247H18V251H16V253H15V250L13 249ZM19 247L21 248V247H23V248H21L22 250H20L19 249ZM33 247H35V248H33ZM37 247H38V249H37ZM44 249H43V248ZM50 247V249H48ZM59 247V249H61V248H63V250L61 249V250H59V249H57ZM120 249H119V248ZM193 247V248H192ZM207 247V248H206ZM217 247V248H216ZM227 247V248H226ZM2 248H5V250L4 249H2ZM25 248V249H24ZM27 248H29V249H27ZM47 248V249H46ZM111 248H113L112 250H111ZM149 248V249H148ZM153 248H155V249H153ZM33 249L36 251H39L37 254L35 253V251H33ZM57 251H56V250ZM222 249V250H221ZM20 250V251H19ZM24 250V251H23ZM43 250H45L44 252H43ZM46 250H48V252L49 253H47L46 252ZM77 250V251H76ZM122 250L124 251V252H122ZM128 250V251H127ZM23 251V252H22ZM31 252V254H27V253H30ZM17 252H21V253H17ZM69 252V253H68ZM133 252V253H132ZM210 252V253H209ZM231 252V253H230ZM12 253V254H11ZM27 255H26V254ZM50 253H51V255H50ZM132 253V254H131ZM136 253H137V255H136ZM142 254L141 256L139 255V254ZM150 253V254H149ZM264 253V252H263ZM9 254H10V256H9ZM18 255V256H16V255ZM22 254V261L25 259V261H20L19 260V258H20V255ZM26 255V256H24L23 257V255ZM39 254V255H38ZM61 254H62V256H61ZM71 254V255H70ZM88 254V255H87ZM131 254V255H130ZM143 254H144V256H143ZM149 254V255H148ZM212 256H211V255ZM2 255V256H1ZM11 255H12V257H11ZM13 255H15V257L13 256ZM30 257H29V256ZM34 255V256H33ZM37 255H38V257H37ZM147 255V256H146ZM159 255V256H158ZM191 255V256H190ZM215 255V256H214ZM228 255V256H227ZM244 255V256H243ZM5 258H4V257ZM36 259H34L33 257ZM56 256V257H55ZM78 256V257H77ZM119 256V257H118ZM139 257V258H137V257ZM142 256H143V259H142ZM189 256L191 257V258H189ZM195 256V257H194ZM10 257V258H9ZM14 257V258H13ZM28 257V258H27ZM37 257V258H36ZM40 257H41V259H43V260H41L40 259ZM43 257V258H42ZM48 257V258H47ZM80 257H81V259H80ZM116 257V258H115ZM146 257H150V258H147L146 259ZM210 257V258H209ZM236 257V258H235ZM4 258V259H3ZM9 258V259H8ZM11 258H13L12 260H11ZM29 258H30V260L32 261V263H31V261L29 260ZM33 258V259H32ZM141 258V259H140ZM147 260V261H144L145 259ZM152 258V259H151ZM194 260H193V259ZM262 258H264V257H262ZM18 261H20V262H18ZM40 259V260H39ZM80 259V260H79ZM151 259V260H150ZM227 259V260H226ZM2 260H4V261H2ZM6 260L8 261L9 260V262H6ZM17 261V263H14V262H16ZM30 261V263H29V261ZM38 260V261H37ZM45 260V261H44ZM69 260V261H68ZM87 261L86 263H85V261ZM139 260H142L141 261V263L139 262ZM190 260H192L191 261V263H190ZM199 260V261H198ZM210 262H209V261ZM214 260V261H213ZM27 261V262H26ZM72 263H71V262ZM81 261H83V263L81 262ZM132 261V262H131ZM136 261V262H135ZM196 261V262H195ZM202 261V262H201ZM256 261V262H255ZM34 262V263H33ZM38 262V263H37ZM80 262V263H79ZM201 262V263H200ZM217 262V263H216ZM229 262V263H228ZM259 262V263H258ZM205 263V264H206Z\"/></svg>",
  "mask_w": 264,
  "mask_h": 264
},
{
  "label": "bare ground",
  "instance_id": "bare-ground-1",
  "mask_svg": "<svg viewBox=\"0 0 264 264\" xmlns=\"http://www.w3.org/2000/svg\"><path fill=\"white\" fill-rule=\"evenodd\" d=\"M8 1H9V0H7L6 2H8ZM10 1H12V0H10ZM21 1H22V0H21ZM33 1H34V0H33ZM47 1H48V0H47ZM54 1H56V0H54ZM68 1H69V0H68ZM72 1H73V0H72ZM75 1H76V0H75ZM81 1H82V0H81ZM115 1H116V0H105V2H108V4H105L106 7H105V5H104L103 10H104V13H106L109 17L107 18V21H105V24L103 23V20H102L101 22H102V24H104V26H108L107 24L110 25V24L112 23V25H111L110 27H112L113 25L116 24V25L114 26V29H115L116 32H114V33H117V34L112 35V36H113V37H112L113 39H112V42H111V41H110V42H111V45H114V48H115L116 54L118 53L116 49L119 50V48H116V45L119 44L118 46H120V49H121V50L119 51L118 54L121 55V56H123V58H124L123 65H124V62H125V64H126V62H127V64H128V62H129V63L131 62V66H130V64L128 65V70H127V69H122V71L125 72V70H127V73H131V72H128V71H131V70L134 69L133 66H132V63H133V62L135 63V62L137 61V60H136L137 55L135 56V54H136V53H135V50H137L138 47H139L140 44H141V43H140V44H137L138 46H134L133 43H132L131 41L134 40V39H137V42H138V39H143V38H145V32H146V34H151V33H148V32H150V31H148V32L145 31V30L142 31V30H140V29H137L136 27H133L132 29H130V28H129V27H130L129 24H130V21L133 20L132 17H135V18L137 19V21L139 22V19H141V18H143V17H145V16H147V15H153V18H154V19L152 20V25H151V24H149V25H151V27L158 28V29H159V32H161V33L163 32V30H165L166 28H168V26L170 25V23H168V21H167V20H168V15H167V18H166V17H162V12L165 11V9H161L160 2H159L160 0H149L148 2H146L147 4L144 3L143 5H142V4H141V5H137V6H141V7L138 8V11H137L136 13H135L134 9H132V10L127 9L126 7H124V4H123L122 6H123L125 9H127V11H126L124 14H123V11H122L121 9H119L118 4H116ZM123 1H124V0H121V2H123ZM133 1H135V0H133ZM191 1L194 2V0H191ZM211 1H212V3H211V8L214 6L215 9H216V8H219V7H225V8H226L227 6H230V5H232V4L234 5V1H235V6H236L235 8H236V9H235V11H234V12H235V14H234V19H235V18H238V19H239V21H238L239 23L245 22V21H247V20L250 21V26H251V27L248 26L246 29L242 30V31L244 32V33H243V34H244L243 37H239V34H237L238 37H239L238 40H237V41L239 42V46H243V41H245V39H247L248 36H249L250 34H251V36H254V37H255V36L258 37L259 35H261V34H259V33L262 31L263 26H262V27H261V26L259 27V25L261 24L262 20L264 19V0H211ZM1 2H2V0H1ZM14 2H15V0H14ZM16 2L18 3L19 1H16ZM16 2H15V3H16ZM26 2H27V1H26ZM28 2H29V1H28ZM36 2H37V0H36ZM36 2H35V3H36ZM38 2H40V1H38ZM41 2H43V0H41ZM41 2H40V3H41ZM48 2H50V0H49ZM52 2H53V1H52ZM57 2H58V1H57ZM65 2L67 3V1H64V2L62 1V3H65ZM69 2H70V1H69ZM136 2H137V0H136ZM10 3H11V2H10ZM23 3H24V2H23ZM31 3H32V2H31ZM40 3H39V4H40ZM62 3L60 2L59 4H62ZM74 3H75V2H74ZM76 3H77V2H76ZM79 3H80V2H79ZM7 4H8V3H6L5 6H7ZM19 4H20V3H19ZM19 4H17V5H19ZM26 4H28V3H26ZM36 4H37V3H36ZM70 4H71V3H69V5H70ZM129 4H130V3H129ZM207 4H208V3H207ZM207 4L204 2V0H200V2H194V5H195V6H194V7L192 6V8L194 9V12H195V14H196V15H195V19H196V22H197V23H198V21H201L202 23H207L206 21L209 20L210 12H209L208 10H205V11H204V7H206ZM0 5H1V4H0ZM11 5H12V3H11ZM44 5H45V4H44ZM46 5H47V4H46ZM53 5H55V3H53ZM57 5H58V4H57ZM57 5H56V6H57ZM62 5H63V4H62ZM62 5H61V6H62ZM64 5H66V4H64ZM151 5H152V7H148V6H151ZM5 6H4V7H5ZM12 6H13V5H12ZM14 6H16V5H14ZM24 6H25V5H24ZM27 6H28V5H27ZM58 6H59V5H58ZM58 6H57V7H58ZM66 6H67V9H68V8H69L68 5H66ZM84 6H85V5H84ZM111 6H112V7H111ZM1 7H2V6H0V9H3V8H1ZM29 7H30V5H29ZM29 7H28V8H29ZM41 7H43V5H41ZM44 7H45V6H44ZM44 7H43V8H44ZM49 7H52V6H51V3H50V6H49ZM53 7H54V6H53ZM57 7H56V8H57ZM62 7H63V6H62ZM82 7H83V6H82ZM94 7H95V6H94ZM134 7L136 8V6H134ZM186 7H187L186 5H183V6L181 7V10H182V8L184 9V8H186ZM202 7H203V8H202ZM19 8H20V7H18L17 9H19ZM38 8H39V7H38ZM38 8H37V9H38ZM54 8H55V7H54ZM60 8H61V7H59L58 10H60ZM65 8H66V7H65ZM77 8H78V7H77ZM77 8H76V11H77ZM79 8H80V7H79ZM86 8H87V6H86ZM172 8H173V7H172ZM200 8H202V10H200ZM15 9H16V8H15ZM17 9H16V11H17ZM21 9H22V8H21ZM29 9H30V8H29ZM29 9H25V10H26V11H27V10L29 11ZM32 9H33V8H32ZM41 9H42V8H41ZM63 9H64V8H63ZM39 10H40V8H39ZM48 10H49V9H48ZM48 10H47V11H48ZM58 10H57V15L60 17L61 14L58 13ZM61 10H62V9H61ZM12 11H13V10H12ZM14 11H15V10H14ZM19 11H20V10H18V12H19ZM23 11H24V10H23ZM26 11H25V12H26ZM37 11H38V10H37ZM44 11H45V8H44ZM44 11H43V12H44ZM52 11H54V9H53ZM55 11H56V10H55ZM64 11H66V9H65ZM64 11H63V12H64ZM70 11H71V10H70ZM80 11H81V10H80ZM2 12H3V11H2ZM9 12H10V11H9ZM20 12H21V11H20ZM32 12H33L34 14H37V13H38V12H36V11H35V12L32 11ZM60 12H61V11H60ZM63 12H62V13H63ZM68 12H69V11H68ZM68 12H67V14H69ZM71 12H73V11H71ZM120 12H122V15L120 14ZM0 13H1V12H0ZM23 13H24V12H23ZM33 13H32V16H33ZM41 13H42V12H41ZM41 13H40V14H41ZM44 13H45V12H44ZM46 13H47V12H46ZM49 13H50V11H49ZM54 13H56V12H54ZM64 13H66V12H64ZM64 13H63V14H64ZM82 13H83V12H82ZM1 14H2V13H1ZM1 14H0V20H1ZM10 14H11V13H10ZM25 14H26V13H25ZM28 14H29V13H28ZM28 14H26V15H28ZM12 15H13V13H12ZM17 15H19V14H17ZM17 15H16V13H15L14 18H15V17L18 18ZM20 15H21V14H20ZM22 15H23V14H22ZM26 15H24L25 18L23 17V19H26V18H27ZM41 15H42V14H41ZM53 15H56V14H52V16H53ZM102 15H103V14H102ZM8 16H9V13H8ZM35 16H37V15H35ZM64 16H65V15H64ZM79 16H80V15H79ZM100 16H101V15H100ZM187 16H188V15H187ZM4 17H5V16H4ZM19 17H20V16H19ZM21 17H22V16H21ZM33 17H34V16H33ZM39 17H41V16H39ZM46 17H47V16H46ZM53 17H54V16H53ZM73 17H74V16H73ZM2 18H3V15H2ZM12 18H13V17H12ZM12 18H11L10 20H12ZM28 18H29V17H28ZM30 18L32 19V17H30ZM43 18H44V16H43ZM50 18H51V17H50ZM60 18H61V17H60ZM65 18H66V17H64V19H65ZM118 18H119V20H117ZM231 18H232V17H231ZM8 19H9V18H7V20H8ZM19 19H20V18H19ZM36 19H39V18L36 17ZM52 19H53V18H52ZM55 19H56V18H55ZM58 19H59V18H58ZM64 19H63L62 21H64ZM66 19H67V18H66ZM92 19H93V18H92ZM232 19H233V18H232ZM4 20H5V19H4ZM7 20H6V24H7ZM10 20H9V21H10ZM20 20H21V19H20ZM39 20H40V19H39ZM46 20H47V18H46ZM46 20H45V22H47ZM13 21H14V20H13ZM18 21H19V20H18ZM27 21L31 22L30 20H27ZM34 21H35V18H34ZM41 21H42V20H41ZM52 21H53V20H52ZM59 21H61V20H59ZM59 21L57 20V22H59ZM91 21H92V20H91ZM94 21H95V20H94ZM114 21H115V23H113ZM160 21H161V22H160ZM1 22L3 23V20H2ZM14 22H16V20H15ZM20 22H21V21H20ZM20 22H19V23H20ZM49 22H51V21H49ZM49 22H47V23H49ZM64 22H65V21H64ZM67 22H68V21H67ZM67 22H66V23H67ZM107 22H108V23H107ZM2 23H1V24H2ZM4 23H5V21H4ZM22 23H25V22H22ZM32 23H33V22H32ZM35 23H36V21H35ZM38 23H39V22H38ZM38 23H36V24H38ZM40 23H41V22H40ZM54 23H55V25L57 24L56 21H54ZM61 23H62V22H61ZM68 23H69V22H68ZM226 23L229 24V26L232 25V24L230 25L229 19H228V21H227V19H226ZM8 24H9V25H12V24L9 23V22H8ZM8 24H7V25H8ZM36 24H35V25H36ZM50 24H51V23H50ZM52 24H53V22H52ZM69 24H70V23H69ZM263 24H264V23H263ZM4 25H5V24H4ZM4 25H1V26H4ZM9 25H8V27H9ZM14 25H15V23H14ZM19 25H20V24H19ZM27 25H28V24H27ZM30 25H32V24L30 23ZM41 25H42V24H41ZM62 25H63V24H62ZM99 25H100V24H99ZM5 26H6V25H5ZM12 26H13V25H12ZM17 26H18V25H17ZM17 26H16L15 28H17ZM23 26H24V25H23ZM33 26H34V24L31 26V28H32ZM38 26H39V24H38ZM43 26H44V25H43ZM48 26H49V25H48ZM48 26H47V28H48ZM60 26H61V25H60ZM65 26H67V25H65ZM146 26H147V25H146ZM146 26H145V27H146ZM13 27H14V26H13ZM25 27L27 28L26 24H25ZM25 27H24V29H25ZM45 27H46V24H45ZM57 27H59V26L57 25ZM57 27H54V26L52 25V26H50V28H49L48 31H46V32H44V31L46 30V28H45V30H44V29H41V30L44 32V41H45V47L42 48V50H43V49L47 50L46 48H52V49H50V51H51V50L53 51V49H55V50L53 51V52H55V51H57V49L60 48L59 45L61 46L62 43L64 42L63 39L61 38V36H63V33H64V32H62V35L60 36V33H61V32L58 31ZM97 27H98V26H97ZM118 27H119V29H118ZM147 27H148V26H147ZM2 28H3V27H2ZM9 28H10V27H9ZM20 28H22V25L20 26ZM36 28H37V26H36ZM39 28H40V27H39ZM42 28H43V27H42ZM60 28H61V27H59V29H60ZM68 28H69V26H68ZM123 28L128 29V31L126 32V34H123V32H124V31L122 30ZM3 29H4V28H3ZM6 29H7V28H6ZM6 29H5V30H6ZM18 29H19V26H18ZM27 29H29V28H27ZM27 29H26V30H27ZM37 29H38V28H37ZM37 29L34 30V32L37 31ZM104 29H105V28H104ZM114 29H113V30H114ZM160 29H161V30H160ZM201 29H202V28H201ZM5 30H4V31H5ZM9 30H11V29H9ZM9 30H8V31H9ZM21 30H22V29H21ZM30 30H31V29H29V31H30ZM95 30H96V29H95ZM202 30H203V29H202ZM8 31H7V32H8ZM19 31H20V30H19ZM42 31H41V32H42ZM203 31H204V30H203ZM205 31L208 32V30H205ZM263 31H264V30H263ZM1 32H3V31H1ZM7 32H6V34H7ZM17 32H18V31H17ZM24 32H26V31L24 30ZM34 32H26L25 34H21V33H20L21 35L24 36V39H23V42H21V43L19 42V43H20V44L23 43V46H26V48H28L27 50L30 51V55H32V54H31V51H33V50H35V49H36L35 53H37V51H38V50H37V49H38V48H37L38 45H37V46H36V45H29L30 43H29V40H28V39H30V37L28 38V34H29V35H30V33H33V34H34ZM41 32H39V33H41ZM68 32H69V31H68ZM78 32H79V31H78ZM92 32H93V31H92ZM98 32H99V31H98ZM9 33H10V35H11V34L13 33V30H12V32H9ZM9 33H8V35H9ZM14 33H15V32H14ZM39 33H38V34H39ZM70 33H71V32H70ZM111 33H112V32H111ZM208 33H209V32H208ZM263 33H264V32H263ZM4 34H5V32H4ZM4 34H3V37H4ZM6 34H5V37H6ZM36 34H37V33H36ZM36 34H34V35H36ZM159 34H160V33H159ZM0 35H1V34H0ZM12 35H14V34H12ZM12 35H11V36H12ZM17 35H18V33H17ZM17 35L15 34L16 38H17ZM21 35H20V36H21ZM31 35H32V34H31ZM34 35H33V36H34ZM39 35H40V34H39ZM65 35H66V34H64L63 38H65ZM11 36H10V37H11ZM15 36H14V37H15ZM18 36H19V35H18ZM20 36H19V37H20ZM42 36H43V35H42ZM142 36H143V37H142ZM186 36H187V35H186ZM31 37H32V36H31ZM37 37H38V36H37ZM40 37H41V36H40ZM67 37H68V35H67ZM70 37H71V36H70ZM80 37H81V36H80ZM97 37H98V36H97ZM109 37H110V36H109ZM137 37H138V38H137ZM150 37H151V36H148V39H145L146 41H145V42L143 41V44H141L142 47H139V48L143 49V47H144L146 44H148L147 41H150L149 43H151V42L154 40V38H153V40H150V39H151ZM198 37H199V36H198ZM233 37L236 38L235 35H234ZM8 38H9V37H8ZM34 38H35V37H34ZM73 38H74V39H77V38H75V37H73ZM106 38H107V37H106ZM182 38H183V37H182ZM224 38H225V40H226V44H225V42H223V40H222L223 44H222L221 49L223 48V51L221 50V52H226V56H227L228 59H229V64L231 65V67H233V66L236 65L237 62H238V61H237V58H235V54L238 53L237 51H239L241 47H238L237 49L233 48V50H232L231 47L229 46V45L232 46V43H230V42H231V40H230V39H231V35H230V36L228 35L227 38H226V37H224ZM240 38H242L241 41L239 40ZM0 39H2V37H0ZM4 39H7V38H4ZM9 39H10V38H9ZM9 39H8V40H9ZM11 39H12V38H11ZM65 39H67V38H65ZM68 39H69V38H68ZM80 39H83V38H80ZM97 39H98V38H97ZM109 39H110V38H109ZM116 39H117V40H116ZM186 39H187V37H186ZM188 39H189V38H188ZM236 39H237V38H236ZM34 40H35V39H34ZM37 40H38V38H37ZM77 40H78V39H77ZM77 40H71V39H70V40L67 42V44H68V48L65 49V50H68V57L71 58V59H73V60H74V61H73L74 63H75L76 54H77V53H76V50H77V47H78V45H79V42H78V45H77ZM93 40H96V38L93 39ZM93 40H91L90 42H93ZM194 40H195V39H194ZM211 40H214V39H211ZM1 41H2V40H1ZM11 41H12V40H9L10 44H11ZM15 41H16V40H15ZM15 41H14V42H15ZM31 41H33V40H30V42H31ZM78 41H79V40H78ZM87 41H88V40H87ZM189 41H190V40H189ZM261 41H263V42H261V45L263 46V45H264V36H262ZM7 42H8V41L6 40L5 43H7ZM14 42H12V43L14 44L13 46H15V43H14ZM38 42H39V41H38ZM38 42L36 41V43H38ZM40 42H41V41H40ZM81 42H82V41H81ZM81 42H80V43H81ZM101 42H103V41H101ZM216 42H217V41H216ZM3 43H4V42H3ZM3 43L0 42V44H3ZM5 43H4V46H6V48H5V51H6V49H7L8 45H9V43H7L8 45H5ZM205 43H206V41H205ZM207 43H208V39H207ZM217 43H218V42H217ZM16 44L18 45V43H16ZM20 44H19V46H20ZM34 44H35V43H34ZM41 44H43V43H41ZM67 44H66V45H67ZM81 44H82V43H81ZM87 44H88V43H86V45H87ZM99 44H100V43H99ZM167 44H168V43H167ZM192 44H193V43H192ZM192 44H191V45H192ZM17 45H16V47L19 48V46H17ZM39 45H40V43H39ZM43 45H44V44H43ZM88 45H89V44H88ZM93 45H94V44H93ZM104 45H106V44H104ZM172 45H174V47H172ZM11 46H12V44H11ZM62 46H64V45H62ZM79 46H81V45H79ZM186 46H188V45H186ZM192 46H194V45H192ZM16 47H15V49H17ZM38 47H39V46H38ZM58 47H59V48H58ZM64 47H66V46H64ZM81 47H82V46H81ZM85 47L87 48V46H85ZM111 47H112V46H111ZM232 47H233V46H232ZM257 47H258V45H257ZM21 48H22V46H21ZM23 48H25V47H23ZM39 48H40V47H39ZM56 48H57V49H56ZM62 48H63V47H62ZM78 48H79V47H78ZM89 48H90V47H89ZM101 48H102V47H101ZM105 48H106V47H105ZM112 48H113V47H112ZM166 48H167V47H166ZM186 48H187V47H186ZM186 48L183 49V54H182V51H181L182 49H181V50L179 51V53H178V52H177V45H176V43H172V44L169 45V50L167 51L168 53H170V52H172V53L177 52V56H178V54H180L179 57H177V58H178L177 60H176L175 57H173L172 60L170 61V64H171V68H170V69H173V72H174V74H175V75H174V79L172 78V79H170V81H173V82L177 85V87L180 86V88L183 86V85L181 86L180 84H181V83H184V82H183V81H182V82H181V81L179 82L178 79H180V78H178V77L181 76V75L184 77L185 74L183 73V70H184L185 68H186L187 70H189V65H191V64H190L191 59H189V58H188L189 60L187 59L185 65H183V66H181V67H179V65H178V64H179L178 62L182 60L183 56L186 57V55H187V53H186V55H184V50H185ZM262 48L264 49V47H262ZM0 49H2V48H0ZM10 49H11V48H9V50H10ZM15 49H14V50H15ZM83 49H84V48H83ZM107 49H108V47H107ZM107 49H106V50H107ZM163 49H164V48H163ZM171 49H173V51H172ZM2 50H3V49H2ZM11 50H13V49H11ZM11 50H10L9 52H11ZM23 50H24V49H23ZM25 50H26V49H25ZM39 50H41V49H39ZM80 50H81V49H80ZM89 50H90V49H89ZM91 50H92V49H91ZM93 50H94V49H93ZM93 50H92V52L94 53ZM103 50H104V49H103ZM103 50H102V51H103ZM111 50H112V49H111ZM187 50H188V49H187ZM229 50H230V51H229ZM258 50H259V48H258ZM3 51H4V50H3ZM47 51H48V50H47ZM50 51H49V54H50ZM52 51H51V52H52ZM77 51H78V50H77ZM87 51H88V50H87ZM143 51H144V50H143ZM1 52H2V51H1ZM7 52H8V49H7ZM7 52H6V55H5L6 57H7ZM9 52H8V53H9ZM16 52H17V50H16ZM38 52H39V51H38ZM41 52H42V51H41ZM41 52H40V53H41ZM53 52H52V53H53ZM57 52H58V51H57ZM60 52H61V51H60ZM63 52H64V49H63ZM66 52H67V51H66ZM81 52H82V51H81ZM92 52H91V53H92ZM158 52H160V51H158ZM158 52H157V53H158ZM164 52H165V53H164V55H163V58H165V57H166V54H167L166 51H164ZM242 52H243V50H242ZM22 53H24V52H22ZM26 53H27V52H26ZM47 53H48V52H47ZM47 53H46V54H47ZM58 53H59V52H58ZM78 53H79V51H78ZM82 53H83V52H82ZM82 53H80V54H82ZM88 53H89V52H88ZM91 53H90V54H91ZM112 53H113V52H112ZM144 53H146V52H144ZM157 53H156L155 51H148V52H147V54H149L151 57H153V59H154V57H156L155 55H156ZM172 53H171V54H172ZM255 53H256V54H252V55L250 54L251 57H252V59H251V65H253V63L257 60V59H256V58H257V52H255ZM258 53H259V52H258ZM0 54H1V53H0ZM18 54H20V52H19ZM44 54H45V53H44ZM53 54H54V53H53ZM53 54H50V56H51V55L53 56ZM55 54L57 55V53H55ZM60 54H62V53H60ZM66 54H67V53H66ZM102 54H103V53H102ZM102 54H101V55H102ZM118 54L116 55V57H112V56H111L112 58L110 57V58L112 59V61H113L114 59H115V61L117 60V58H118ZM139 54H140V53H139ZM147 54H146V55H147ZM3 55H4V53H3ZM3 55H2V56H3ZM9 55H10V57L12 56L11 54H9ZM9 55H8V57H9ZM13 55H14V56H12V57H15V54H13ZM22 55H24V58L26 57L25 54H22ZM33 55H34V53H33ZM33 55H32V57H33ZM35 55H36V54H35ZM56 55H55V56H56ZM109 55H110V54H109ZM172 55H174V54H172ZM172 55H171V56H172ZM2 56H1V57H2ZM5 56H4V58H5ZM38 56H40V54H39ZM42 56H44V55H42ZM55 56H53V57H55ZM62 56H63V54H62ZM64 56L67 57L66 55H64ZM89 56H90V55H89ZM98 56H99V55H98ZM105 56H106V54H105ZM143 56H144V55H143ZM143 56H142V57H143ZM167 56H169V55H167ZM175 56H176V55H175ZM262 56H263V55H262ZM27 57H29V56L27 55ZM35 57H36V56H35ZM45 57H46V56H45ZM45 57H44V59H45ZM59 57H61V55H60ZM79 57H80V56H79ZM79 57H78V58H79ZM99 57H100V56H99ZM2 58H3V57H2ZM2 58H1V59H2ZM20 58H23V56H21ZM29 58H30V57H29ZM29 58L26 59V60H29ZM36 58H38V57H36ZM42 58H43V57H42ZM42 58H41V59L39 58V59L42 60ZM81 58H82V57H81ZM100 58H101V57H100ZM156 58H157V57H156ZM166 58H167V57H166ZM194 58H195V57H194ZM259 58H260V57H259ZM263 58H264V57H263ZM263 58H262V59H263ZM1 59H0V60H1ZM30 59L32 60V58H30ZM33 59H34V57H33ZM46 59H47V57H46ZM50 59H52V57L49 58V60H50ZM54 59H55V58H54ZM60 59H61V58H60ZM102 59H103V58H102ZM102 59H100V60H102ZM108 59H109V58H108ZM108 59H107V60H108ZM120 59H122V58H120ZM6 60H8V59H6ZM10 60H13V63H15V60H14L13 58H12V59H9V61H10ZM31 60H30V61H31ZM49 60H44V61H46V63H47V61H49ZM58 60H59V59H58ZM58 60H57V61H58ZM66 60H67V61H66L67 63H68V61H70L69 59H66ZM76 60H77V59H76ZM78 60L81 61V59H78ZM78 60L76 61V64L78 63V64H77V67H78V65H79V61H78ZM84 60H85V59H84ZM175 60H176V61H175ZM1 61H2V60H1ZM16 61H18V60H16ZM19 61H20V64H19V63H18V64L21 66V63L24 61V59H23V61H22V59H21V60L19 59ZM30 61H29V62H30ZM34 61H37V60L34 59ZM44 61H43V63L46 64ZM51 61H52V60H51ZM61 61H62V60H61ZM102 61H103V60H102ZM112 61H111V62H112ZM118 61H119V60H118ZM118 61L116 62L117 64H118ZM148 61H149V60H148ZM262 61L264 62V60H262ZM2 62H4V61H2ZM2 62H1L0 65H2V67H3V66H6L5 64L3 65ZM10 62H11V61H10ZM32 62H33V61H32ZM53 62H54V61H53ZM58 62H59V61H58ZM73 62H69V63L72 65ZM81 62H82V61H81ZM81 62H80V63H81ZM86 62H87V61H86ZM111 62H109V64H111ZM119 62H120V61H119ZM155 62H156V61H155ZM263 62L260 63V64H258V65H256V66H254V67L252 68L251 73H250V74H251V77H249V79H247L248 83H247V86L245 85L244 90H242L243 92L247 89V87H249L250 89H251V88L254 89V88H256L255 85L258 84V85L260 86V84H259L260 82H258V81L260 80V75H261L260 73H261V72H259V71H262V73H264V64H263ZM4 63H5V62H4ZM39 63H40V62H39ZM43 63H42V64H43ZM49 63H50V62H49ZM49 63H47V64H48L49 67H50V64H49ZM55 63H57V62L55 61ZM63 63H64V61H63ZM74 63H73V64H74ZM105 63H106V62H105ZM116 63H115V64H116ZM195 63H196V62H195ZM7 64H8V63H7ZM11 64H12V63H10V66H11ZM16 64H17V63H16ZM29 64H30V66H31V63H29ZM29 64H28V66H29ZM34 64H36V63H34ZM44 64H43V65H44ZM52 64H53V63H52ZM59 64H60V63H59ZM65 64H66V63H65ZM85 64H86V63H85ZM91 64H92V63H91ZM96 64H97V63H96ZM96 64H95V65H96ZM109 64H108V65H109ZM117 64H116V65H117ZM119 64H120V63H119ZM127 64H126V65H127ZM151 64H153V63H150V65H151ZM262 64H263V65H262ZM19 65H18V66H19ZM23 65H24V67H28V66L25 65V64H23ZM23 65H22V66H23ZM36 65H37V64H36ZM43 65H42V67H43ZM54 65H55V64H54ZM60 65L63 66V64H60ZM66 65H67V64H66ZM68 65H69V64H68ZM74 65H75V64H74ZM74 65H73V67H74ZM81 65H83V64H81ZM87 65H88V64H87ZM126 65H125L124 68H126ZM146 65H147V63H146ZM8 66H9V65H8ZM10 66H9V69H10V68H11V69H10L9 71H6V72H12V71H13L12 69H15V68H13V65H12V67H10ZM30 66H29L28 68H30ZM38 66H39V65H38ZM38 66H37V67H38ZM44 66H45V65H44ZM46 66H47V65H46ZM46 66H45V67H46ZM55 66H57V65H55ZM75 66H76V65H75ZM91 66H92L93 68H97V67H94L93 65H91ZM91 66H90V67L88 66V69H87V67L85 66L86 69H84V70L86 71V74H87V72H88V74H89L90 71L92 70V69H91V68H92ZM97 66H98V65H97ZM99 66H100V65H99ZM104 66L106 67L107 65H104ZM104 66L102 65L101 67L105 68ZM113 66H114V65H113ZM134 66H136V65H134ZM147 66H149V65H147ZM147 66H145L144 70H145V69L147 70V68H146ZM166 66H167V65H166ZM0 67H1V66H0ZM15 67H16V66H15ZM34 67H35V66H34ZM42 67H41V68H42ZM45 67H43V68H45ZM47 67H48V66H47ZM49 67H48V68H49ZM52 67H54V66H52ZM52 67H51V68H52ZM63 67L66 68V66H63ZM71 67H72V66H71ZM80 67H81V66H80ZM101 67H100V71H101ZM117 67H118V65L116 66V68H117ZM119 67H120V65H119ZM6 68H7V67H6ZM16 68H17V67H16ZM39 68H40V67H39ZM43 68H42V71H43L42 74L45 73L44 70H45V71H48V70H46V69L43 70ZM51 68H49V69H51ZM58 68H59V65H58ZM67 68H68V67H67ZM78 68H79V67H78ZM103 68H102V69H103ZM116 68H115V66H114V69H115V70H116ZM120 68H122V67H120ZM152 68L154 69V72H155V70H157L156 68L160 69V66L154 64ZM152 68H151V69H152ZM193 68H194V67H193ZM195 68H196V67H195ZM3 69H5V68L3 67ZM7 69H8V68H7ZM19 69H22V67L19 68ZM19 69H18V70H19ZM31 69H32V66H31ZM63 69H64V68H63ZM72 69L75 70L74 68H72ZM79 69H80V68H79ZM106 69H107V68H106ZM129 69H130V70H129ZM141 69H142V68H141ZM151 69H150V71H151ZM153 69H152V71H151L150 74H152ZM163 69H164V68H163ZM11 70H12V71H11ZM23 70H24V69H23ZM55 70H56V69H55ZM55 70H54V71H55ZM60 70H61V69H60ZM77 70H78V69H77ZM80 70H83V69L81 68ZM94 70H95V69H94ZM96 70H97V69H96ZM96 70H95V71H96ZM119 70H120V69H119ZM137 70H138V69H137ZM137 70H136V71H137ZM144 70H143V71H144ZM164 70H166V69H164ZM197 70H199V69L197 68ZM16 71H17V69H16ZM16 71H15V72H16ZM24 71H25V70H24ZM27 71H28V70H27ZM39 71H40V70H39ZM52 71H53V69H52L50 72H52ZM56 71L58 72L59 70L57 69ZM92 71H93V70H92ZM100 71H99V72H100ZM108 71H109V70H108ZM108 71H107V72H108ZM117 71H118V70H117ZM117 71H115V72H117ZM143 71H142V72H143ZM158 71H159V70H158ZM169 71H171V70H169ZM0 72H2V69H1ZM18 72H19V71H18ZM22 72H23V71L21 70V73H22ZM63 72L65 73L66 71L64 70ZM67 72H68V70H67ZM67 72H66V73H67ZM77 72H78V71H77ZM81 72H82V71H81ZM102 72H103V71H102ZM104 72H105V71H104ZM104 72H103V73H104ZM113 72H114V71H113ZM123 72H121V70H120V73H121V74H125V73H126V72H125V73H123ZM132 72H133V71H132ZM134 72H135V71H134ZM140 72H141V71H140ZM159 72H160V71H159ZM166 72H167V71H166ZM173 72H172V73H173ZM185 72H186V70H185ZM187 72H188V71H187ZM190 72H191V71H190ZM4 73H5V72L3 71V77H4ZM21 73L19 72V74H21ZM37 73H38V72H37ZM40 73H41V71H40ZM46 73H48V72H46ZM54 73H55V72H54ZM61 73H62V72H59V73H57V74H61ZM66 73H65V75H66ZM72 73H75V74H76V72H72ZM93 73H96V72L93 71ZM100 73H101V72H100ZM103 73H102V74H103ZM120 73H119V74H120ZM127 73H126V74H127ZM144 73H146V72H144ZM144 73H142V74H144ZM148 73H149V72H148ZM1 74H2V73H1ZM8 74H9V73H8ZM12 74H13V73H12ZM22 74L24 75V74H26V73H22ZM27 74L29 75V72H27ZM82 74H84V73H82ZM91 74H92V72H91ZM96 74H97V73H96ZM110 74H111V73H110ZM116 74H117V73H116ZM121 74H120V75H121ZM131 74H132V73H131ZM6 75H7V73H6ZM6 75H5V76H6ZM55 75H56V73H55ZM61 75H62V74H61ZM65 75H64V76H65ZM69 75H70V74H69ZM71 75H72V74H71ZM71 75H70V76H71ZM77 75H78V74H77ZM103 75H105V73H104ZM107 75H108V73H107ZM120 75H117V76L119 77ZM134 75H135V73H134ZM138 75H139V73H138ZM144 75H145V74H144ZM147 75H148V74H147ZM161 75H162V74H161ZM170 75H172V74H170ZM186 75H187V73H186ZM8 76H9V75H8ZM10 76H12V75H10ZM14 76H18V75L15 74V75H13V77H14ZM37 76H38V75H37ZM40 76H41V75H40ZM40 76H38V77H40ZM62 76H63V75H62ZM62 76L59 75V77H62ZM67 76H68V75H67ZM70 76H69V78H70ZM74 76H75V75H74ZM92 76H93V75H92ZM109 76H111V75H109ZM128 76H129V74H128ZM130 76H131V75H130ZM130 76H129V78H130ZM139 76H142V75H139ZM148 76H149V75H148ZM152 76H153V74H152ZM158 76H160V75H158ZM6 77H7V76H6ZM13 77H9V78L7 77V78H8V80H10V78L12 79ZM20 77H22V78L25 79V77H23V76H21V75H20ZM20 77L18 76L17 78H19V79H15V80H18V81H19V80H20ZM31 77H32V75H30L29 78H31ZM33 77H34V76H33ZM38 77H36V78L38 79ZM57 77H58V75H57ZM57 77H56V78H57ZM59 77H58V78H59ZM79 77H80V76H79ZM86 77L88 78V75H87ZM86 77H85V79H86ZM90 77H91V75H90ZM99 77H100V75H99ZM113 77H115V76L113 75ZM118 77H115V78L118 79ZM143 77H144V78L141 77L140 79H142V82L144 83L143 79H145L146 76H143ZM190 77H191V76H190ZM1 78H2V77H1ZM14 78H15V77H14ZM26 78H27V75H26ZM36 78H35V80H36ZM69 78H68V79H69ZM71 78H73V77H71ZM71 78H70V81L73 80L72 85L75 84V83H77V82H79L77 79H76L77 82H75V81H76V80H74L75 77H74V79H71ZM81 78H82V76L80 77V79H81ZM101 78H102V75H101ZM103 78H104V76H103ZM103 78L101 79L102 82H103V80H104ZM120 78H121L122 83L119 84L118 87L121 88V86H122V88H123V86H124V85H123V84H124V80H123V79H124V76H120ZM120 78H119V79H120ZM156 78H158L157 80L160 81L159 77H156ZM156 78H154V79H156ZM164 78H165V77H164ZM164 78H163V79H164ZM192 78H193V76H192ZM192 78H191V79H192ZM42 79H43V78H42ZM42 79H41V77H40V80L38 79V80L41 82V83L39 82L40 84L38 83V86H39V85H42V86H43V83H42L43 80H42ZM61 79H62V78H61ZM65 79H66V78H65ZM88 79H89V78H88ZM91 79H92V80H89V81H90V82H91V81L93 82V78H92V77H91ZM94 79H95V78H94ZM117 79H116V81H117ZM126 79H127V77H126ZM126 79H125V80H126ZM132 79H133V78H132ZM134 79H135V81H136V79H137L136 75H135ZM140 79H139V80H140ZM186 79H190V78L187 77ZM191 79H190V80H191ZM196 79H198V78L196 77ZM207 79H209V78H207ZM262 79H263V78H262ZM262 79H261V83L263 82ZM1 80H3V79H1ZM12 80H13V79H12ZM21 80H22V79H21ZM21 80L19 81L20 83L22 82ZM27 80H28V79H27ZM27 80H26V82L28 83ZM31 80H32V79H31ZM33 80H34V78H33ZM35 80H34V81H35ZM41 80H42V81H41ZM46 80H47V79H46ZM59 80H60V79H57L58 82H59ZM66 80H67V79H66ZM106 80H107V79L105 78V81H104L105 83H106ZM112 80H114V78H112ZM130 80H131V79H130ZM145 80H146V79H145ZM181 80H182V79H181ZM193 80H195V77H194ZM13 81H14V80H13ZM24 81H25V80H24ZM47 81H49V80H47ZM61 81H62V80H61ZM61 81H60V82H61ZM83 81H84V77H83ZM96 81H97V80H96ZM101 81H100V82H101ZM110 81H111V80H110ZM116 81H115V82H116ZM119 81H120V80H119ZM121 81H120V82H121ZM132 81H133V80H132ZM150 81H151V80H150ZM153 81H154V80H153ZM184 81H185V80H184ZM186 81H187V80H186ZM195 81L198 83V80H195ZM0 82H1V81H0ZM2 82H3V83H2ZM2 82H1V83H2V86H3L4 84H5V85H8V84H6V82L4 83V81H2ZM11 82H12V81H11ZM14 82H15V81H14ZM16 82H17V81H16ZM63 82H64V81H63ZM65 82H67V81H65ZM65 82H64V83H65ZM74 82H75V83H74ZM81 82H82V81H81ZM84 82H85V81H84ZM84 82H83V84H84ZM86 82H88L87 79H86ZM92 82H91V83H92ZM97 82H98V81H97ZM97 82H95V83H96V84L100 83V82H98V83H97ZM111 82L113 83V81H111ZM117 82H118V81H117ZM117 82H116V83H117ZM137 82H138V81H137ZM139 82H141V81H139ZM173 82H172V83H173ZM192 82H193V81H192ZM17 83H18V82H17ZM20 83H18V84H20ZM23 83H24V82H23ZM23 83L21 84V85H22L21 89L24 87V85H26V83H24V85H23ZM44 83H45V82H44ZM69 83H70V82H69ZM88 83H89V82H88ZM88 83H85V85H89ZM95 83H94V84H95ZM146 83H147V80H146ZM149 83H150V82H149ZM194 83H195V82H194ZM263 83H264V82H263ZM13 84H14V83H13ZM15 84H16V83H15ZM30 84H31V82H30ZM30 84H28V85H30ZM46 84H47V83H46ZM46 84H45V86H46ZM58 84H59V83H58ZM65 84H66V83H65ZM80 84H82V83H80ZM113 84L115 85V83H113ZM188 84H189V81H188ZM192 84H193V83H192ZM192 84H191V85H192ZM9 85H10V83H9ZM9 85H8V86H9ZM16 85H17V84H16ZM16 85H15L14 87H17V88H18L19 86H18V85L16 86ZM28 85H27V86H28ZM66 85H67V84H66ZM77 85H78V84H77ZM77 85H75V86H77ZM103 85H104V84H103ZM142 85H143V84H142ZM145 85H146V84H145ZM153 85H154V83L149 87L151 90L148 92V95H146L145 92H142V91H143V88L145 89V87H143V86H142V88H140L139 85H137V86L134 85V86H132V89L130 88V90H132V91L134 92V95H133V96H135V97L137 98V103H136V105L139 107V108H137V109H138V110H139V109H140V110L144 109V111H141V113L144 115V117H145L146 120L148 121V124L151 126V128H152V129L155 128L154 131H157V130L159 129V128H157L158 126H159L160 128H162V127L164 126V122H163L164 120H163V118H160L161 116H163V113H162V114L158 113V112H157V111H158L157 108H158L159 106L155 105L154 107L157 106V108H155L154 111H156V110H157V111H156V116L153 117V116L151 115V113L153 112V110L151 111V113H150V112H147V109L145 110V108H146L145 105H147L145 102H146V101H149V100H151V99H153V98H151V96H152V97L154 96V91H155V89H157V88H161L160 85H162V87H164L165 85L168 86V83H167V81L162 80V81H160V84L156 85L155 87H153ZM185 85H186V84H185ZM261 85H263V84H261ZM2 86H1V87H2ZM11 86H12V84H11ZM27 86H25V88H26ZM38 86L35 85V88L38 87ZM42 86H40V87H42ZM54 86H55V85H54ZM54 86H50V87H54ZM69 86H70V84H69ZM82 86H84V85H82ZM89 86H90V85H89ZM146 86H147V85H146ZM158 86H160V87H158ZM186 86H187V85H186ZM189 86H190V85H189ZM3 87H4V86H3ZM9 87H10V86H9ZM9 87L6 88V89H8V90H9L8 92L10 93L11 90H10ZM14 87H13V90H15ZM28 87H29V86H28ZM31 87H32V86L30 85V88H29V89H32ZM40 87H39L38 89H40ZM43 87H44V86H43ZM46 87H47V86H46ZM46 87H45V88H46ZM48 87H49V86H48ZM50 87H49V88H50ZM65 87L68 88V86H65ZM65 87H63V88L65 89ZM73 87H74V85H73ZM73 87H72V88H73ZM77 87H79V85H78ZM90 87L92 88V85H91ZM90 87H89V88H90ZM93 87H94V86H93ZM102 87H103V86H102ZM108 87H110L109 84H108ZM118 87H117V88H118ZM187 87H188V86H187ZM187 87H186V88H187ZM191 87H192V86H191ZM19 88H20V87H19ZM19 88H18V90H20ZM25 88H23V89H25ZM45 88H44V89H45ZM56 88H58V87H56ZM56 88H55V90H56ZM61 88H62V86H61ZM70 88H71V86H70ZM70 88H69V89H70ZM72 88H71L70 90L67 89V90L69 91V93H72V92L74 91V90H72ZM75 88H76V87H75ZM79 88H80V87H79ZM96 88H98V87H96ZM110 88H111V87H110ZM113 88H114V87H113ZM125 88H126V87H125ZM146 88L148 89V87H146ZM188 88H190V87H188ZM198 88H199V87H198ZM11 89H12V88H11ZM29 89L27 88V90H29ZM51 89H52V88H51ZM64 89H63V91H64ZM77 89H78V88H77ZM81 89H82V88H80V90H81ZM115 89H116V88H115ZM147 89H145V90L147 91ZM181 89H182V88H181ZM183 89H185V88H183ZM183 89H182V90H183ZM190 89H192V88H190ZM190 89H189V90H190ZM199 89H200V88H199ZM202 89H203V88H202ZM250 89H249V90H250ZM259 89H260V87H259ZM45 90H46V89H45ZM47 90H48V89H47ZM71 90H72V92H71ZM78 90H79V89H78ZM93 90H94V88H93ZM93 90H92V91H93ZM96 90H97V89H95V91H96ZM148 90H149V89H148ZM158 90H159V89H158ZM160 90H161V89H160ZM193 90H194V89H193ZM204 90H205V89H203V93L205 94ZM5 91H6V90H5ZM16 91H17V90H16ZM23 91H24V90H23ZM23 91L20 90V93H23ZM34 91H35V90H34ZM36 91H40V90H36ZM63 91H62V93H64ZM65 91H66V89H65ZM68 91H67V92H68ZM83 91H84V90H83ZM83 91L81 90V92H83ZM89 91H91V90H89ZM108 91H110V89H109ZM111 91H112V90H111ZM115 91L117 92V90H115ZM115 91L113 90L112 94L116 93ZM120 91H121V90H120ZM126 91H127V90H126ZM177 91H178V90H177ZM183 91H184V90H183ZM185 91H186V89H185ZM196 91L199 92L198 90H196ZM196 91H194L195 94H196ZM205 91H206V90H205ZM219 91H221V90H219ZM258 91H259V90H258ZM1 92H2V91H1ZM14 92H15V91H13V92H11V93H14ZM18 92H19V91H18ZM25 92H26V89H25ZM25 92H24V93H25ZM43 92H44V91H43ZM45 92H46V91H45ZM58 92H59V91H58ZM74 92H75V91H74ZM74 92H73V93H74ZM76 92L78 93V91H76ZM79 92H80V91H79ZM84 92H85V91H84ZM105 92H106V91H105ZM123 92H125V91H123ZM130 92H131V91H130ZM130 92H129V93H130ZM175 92H176V91H175ZM179 92H180V91H179ZM189 92H190V91H189ZM191 92L193 93V91H191ZM191 92H190V93H191ZM200 92H201V90H200ZM200 92H199V95H200ZM233 92H234V93H233ZM245 92H246V91H245ZM245 92H244V93H245ZM261 92H262V91H261ZM6 93H7V92H6ZM9 93H8V95H9ZM15 93H16V92H15ZM15 93H14V94H15ZM28 93H29V92H28ZM51 93L53 94V90H52ZM51 93H50V94H51ZM77 93H74V94H75L74 97H75V96H78V98H79L80 96H79V94L76 95ZM85 93H88V94H89L90 92H87V91H86ZM91 93H92V92H91ZM94 93H95V92H94ZM96 93H97V91H96ZM106 93H107V92H106ZM108 93H109V92H108ZM118 93H119V90H118V92H117L116 94H118ZM121 93H122V92H121ZM121 93H120L119 95H122ZM126 93H128V91H127ZM126 93H125V94H126ZM129 93H128V94H129ZM161 93H162V92H161ZM176 93H177V92H176ZM181 93H182V92H181ZM181 93H179V95H180ZM203 93H202V94H203ZM214 93H215V92H214ZM231 93L234 94V95H236V94L238 93V91L235 90V89H233V91H230V93H229V91H227V92L224 94V95L227 97L226 99L229 98L228 95L231 94ZM14 94H13V95H14ZM16 94H17V93H16ZM30 94H31V93H30ZM30 94H29V95L27 94V95H28L30 98H31L32 96L35 98V96H34L35 94L32 95V96H30ZM32 94H33V92H32ZM36 94H37V93H36ZM52 94H51V95H52ZM55 94H56V93H54V95H55ZM57 94H58V93H57ZM88 94H87V96H88ZM132 94H133V93H132ZM172 94H173V93H172ZM183 94H184V93H183ZM195 94H193V95H195ZM202 94H201V96H198V97L203 98L202 96H204V95H202ZM226 94H227V95H226ZM263 94H264V93H263ZM13 95H12V97H13ZM22 95H23V97H26V96H25L26 93H25V94H21V97H22ZM37 95H38V94H37ZM46 95H47V94H46ZM51 95H50V96H51ZM67 95H68V93H67ZM80 95H81V94H80ZM91 95L93 96V94H91ZM94 95H97V94H94ZM107 95H108V94H107ZM107 95H106V96H107ZM110 95H111V94L109 93L108 98H110V97H109ZM156 95H157V94H156ZM156 95H155V97H156ZM177 95H178V93H177ZM177 95H176V96H177ZM185 95H186V94H185ZM254 95L256 96L257 94H254ZM1 96H3V95H1ZM6 96H7V94H6ZM10 96H11V95H9V97H10ZM18 96H19V95H18ZM38 96H39L38 98L40 99V95H38ZM47 96H48V95H47ZM59 96H60V94H59ZM59 96L57 95L56 98L59 97ZM64 96H65V95H64ZM64 96H63V97H64ZM72 96H73V95H72ZM85 96H86V94H85ZM97 96H98V95H97ZM112 96H113V95H112ZM116 96H118V95H116ZM125 96L127 97V95H125ZM129 96H130V95H129ZM146 96H147V97H146ZM157 96H158V95H157ZM187 96H188V95H187ZM207 96H208V95H207ZM240 96L242 97V94H241V95H237V96H235L233 100H235V102H236V98H239ZM257 96H258V98L255 97V98H256V101H255L256 104H254V101H253L252 99H251V101L249 100L250 97H247V98H244L243 101L239 100V102H236L237 104H239V106H237V107L235 106L234 108H231V109H233V110L229 109V110H231L230 112H229V110L227 111V110L222 109V108L219 107V106L222 104L221 101H216V102H215V103L218 104V107H219V108H217V109L214 111V115L217 117V121H216V123H217L218 126H220V128H222V133L225 135V138H226V136H227V140L223 142V144H222V148L220 147V148H218V150H217V148H214V149H213V147H211V146H212V142H213V140H214V136H215V134L217 133V132H215L214 130H211L212 126H214V125H209V124H208L209 121H207V120H205V121L202 120L204 117H203L202 119H200V117H201L202 115L197 114L198 110H199V112H200V109L196 107L198 104H197V105L195 104L196 106H195L193 103L189 104V105H191V106H192V105L195 106V107L193 106V107H194L193 109L196 108V109H197V112H196L195 110H194V111L196 112V115H198V116L200 115V116L198 117V116H196L195 114H194V115H193V114H192V115H191V114H190V115L186 114V113L191 112L192 109H185L183 112L181 111V112H182L181 114H183V115L186 114L185 116H186L187 118H186V119H183V117H182V119H183V123H182V127H181V130H180V131H181V133H183L182 131L185 130V131H186L185 134H186L187 132H191L190 128H189V127L187 128L188 125H187L186 127L183 126L185 123H188V122L190 121L191 123H193L192 125H194V127H192V132H191V133H192V134L194 133L193 135H196V136H195L194 138H192L191 141H190L188 138L183 139V140L180 139V141H179L178 143H179V144H182V142H183V143H190L191 145H194L195 141H196V143H200V141H202V142L204 141V143H205V141H206V142H207V143H206L207 146L202 148V149H205V153H204V152H203V153H204L205 155H207L208 157H209L210 155H214L215 157H217V159L219 158V159L217 160V162L220 163L219 165L222 166L223 169H226V173L224 172L225 174H227V168H229V170H234V171L236 172V173H235V172H234V173H231L230 178H233L234 180H231V184H230L228 187L225 186V190H227V192H229V193L231 194V198H232V200H231L232 209H237V208H239V210L241 211V214H240V212H239V214L237 213L238 216L236 215V218L233 217V218L230 220L232 223H231V225H229V226H230L232 229H234V228L236 227V228H235V229L237 230L236 232L239 233V235L237 234V237L242 238V240H243V238H244L243 236H245V237L248 236V237H249V238L247 239V241L244 239V240H245V243L248 244V245H249V241L251 240V243H252V244H251L250 247H249V252H251V253H249V254H252V253H259V256H261V259H262V260H261L260 263H259V262H258V263H259V264H264V258H262V257H264V253H263V252H264V245H262V244L264 243V239H262V238H263V235H258V234H260L261 230L264 231V183L261 184V182H260V183L258 184V180H259V175H260V174H258V171L255 170V169L258 167V165H257L256 168H255V165L253 166L252 162L249 161V159H251V158H249V152H248V153L245 152V154H246V157H245V158H243L244 156L241 155V153L239 152V149H240L239 147H240V145H241V146L243 145L244 147H246V150H245V151H248V146H247V142H246V141H248V140H251V141L254 140V142H255V141H259L257 137H260V135H261L260 130L263 129L262 126L264 127V119L261 120V119L258 118V122L255 123L256 126L252 125L253 127L250 125V123H246V122L243 123V124H245V125H248L246 128H243V124H242L241 126L238 125V128H237V125L235 124L237 121H240V119H238V117H240L241 119H245V118H243L242 116L237 115L238 112L244 110L245 105H247V106H251V102H252V104L254 105L253 108H256V107L258 106L259 103H260V104H261V103L264 104V95H261V93H260V95H257ZM7 97H8V96H7ZM23 97H22V101L24 100ZM33 97H32V98H33ZM42 97H43V96H42ZM42 97H41V100H42L45 96H44L43 98H42ZM48 97H49V96H48ZM48 97H47V100H48ZM52 97H53V96H52ZM63 97H62V98H63ZM67 97H71V95L69 94V96H67ZM74 97H71V98H73V99H77V97H76V98H74ZM89 97L91 98V96H89ZM102 97H104V96L102 95ZM119 97H120V96H119ZM119 97H118V98H119ZM123 97H124V96H123ZM123 97H122V98H123ZM155 97H154V98H155ZM171 97H172V96H171ZM174 97H175V96H174ZM177 97H178V96H177ZM177 97H176V99H177ZM3 98H4V97H3ZM3 98H2V102L4 103ZM5 98H6V97H5ZM5 98H4V99H5ZM32 98H31L30 100H32ZM36 98H37V97H36ZM53 98H54V97H53ZM53 98H52V99H53ZM62 98L60 99L61 101L64 100V99H62ZM64 98H66V96H65ZM80 98H81V99H82V98L84 99V96H83V97H80ZM87 98H88V97H87ZM92 98H93V97H92ZM96 98H97V97H96ZM122 98H120V99H122ZM149 98H150V99H149ZM195 98H196V97H195ZM205 98H206V97H205ZM0 99H1V98H0ZM9 99H10V98H9ZM16 99H17V98H16ZM19 99H21V98L19 97ZM27 99H29V98H26L25 100L27 101ZM44 99L46 100V98H44ZM57 99H58V98H57ZM67 99H69V98H67ZM73 99H72V100H73ZM93 99H94V98H93ZM98 99H99V98H98ZM98 99H96V100H98ZM112 99H113V98H112ZM115 99H116V98H115ZM126 99H127V98H126ZM126 99H125V100H126ZM163 99H165V98H163ZM173 99H174V98H173ZM188 99H189V98H188ZM14 100H15V98H14ZM25 100H24V102H25ZM35 100H37V99H34L33 101H35ZM45 100H44V101H45ZM49 100H51V99H49ZM53 100H54V99H53ZM53 100H52V101H53ZM60 100H59V101H60ZM85 100H87V99H85ZM108 100H109V99H108ZM116 100H118V99H116ZM116 100H115L114 102H115V103H119V100H118V102H116ZM123 100H124V98H123ZM123 100H122V101H123ZM180 100H181V99H180ZM182 100H184V99H182ZM182 100H181V101H182ZM233 100H232V101H233ZM33 101H31V102H30V101H27V102H30L29 104H31ZM39 101H40V100H39ZM39 101H35V102H33V104H35L36 102H39ZM42 101H43V100H42ZM59 101H58V104H59ZM61 101H60V102H61ZM68 101H69V100H68ZM73 101H74V100H73ZM76 101H78V100H76ZM76 101H74V103H76ZM79 101H80V100H79ZM82 101L85 102L84 100H82ZM158 101H159V100H158ZM173 101H174V100H173ZM257 101H258V102H257ZM2 102H1V103H2ZM16 102H18V104H20L19 102H21V100H20V101H17V100L15 101V104H16V106H17V103H16ZM27 102H25V105H27V106H25V107H26V108H29ZM55 102H56V101H55ZM62 102L64 103V105H63L62 108H64V106H65V102H66V104H67L68 102H67V100H66V101H62ZM86 102L90 103L88 100H87ZM92 102H93V101H92ZM96 102H97V101H96ZM96 102H93V103H95L94 106L96 105ZM98 102H100V101H98ZM143 102H144V103H143ZM156 102H157V101H156ZM175 102H176V101H175ZM183 102H184V101H183ZM208 102H209V101H208ZM5 103H6V102H5ZM26 103H27V104H26ZM40 103H41V101H40ZM70 103H71V105L73 104L71 101H70ZM121 103H122V102L120 101V104H119V105H122ZM123 103H124V102H123ZM125 103H126V102H125ZM151 103H153V102H151ZM154 103H155V102H154ZM177 103H178V102H177ZM209 103H210V102H209ZM212 103H213V102H212ZM233 103H234V101H233ZM13 104H14V103H13ZM60 104H62V103H60ZM60 104H59V105H60ZM68 104H69V103H68ZM98 104H99V103H97V105H98ZM103 104H104V103H103ZM127 104H128V103H127ZM127 104H125L124 106H126ZM141 104H142V105H141ZM160 104H161V103H160ZM183 104H184V103H183ZM185 104H187V103L185 102ZM21 105H22V103H21ZM21 105H18V106H20V108H21ZM39 105H40V104H39ZM39 105H38L37 107H39V111H42V110H40L41 105H40V106H39ZM43 105L45 106L44 109H46L47 113H46L45 111H44V112L46 113V115L49 114V113H48L49 110L46 108V105H45V104H43ZM43 105H42V107H44ZM47 105H48V104H47ZM69 105H70V104H69ZM99 105H100V104H99ZM104 105H105V104H104ZM111 105H112V104H111ZM117 105H118V104H117ZM140 105H141V106H140ZM149 105H150V104H149ZM162 105H163V104H162ZM177 105H178V104H177ZM177 105H176V106H177ZM181 105H182V104H181ZM181 105H178V106L180 107ZM233 105H234V104H232V106H233ZM9 106H10V105H9ZM22 106H23V105H22ZM30 106H31V105H30ZM33 106H35V105H33ZM60 106H61V105H60ZM60 106H59L58 108H61ZM66 106H67V105H66ZM74 106H76V104H74ZM74 106H73V107L70 106V107H71L72 109H74ZM92 106H93V104H92ZM94 106H93V108H95ZM107 106H108V107H106V108H104V109L107 110V108H110V107H109L110 105H107ZM150 106H151V105H150ZM171 106H172V104H171ZM171 106H170V103H169V107L166 106V109H165V110H168L169 108H170L169 110H171ZM174 106H175V105H174ZM182 106H183V105H182ZM199 106H201V105L199 104ZM202 106H203V105H202ZM5 107H6V104H5ZM5 107H4L5 110L8 109V108H10V107L5 108ZM37 107L35 106L34 108H37ZM48 107H49V106H48ZM67 107L69 108V106H67ZM67 107H66V108H67ZM76 107H77V106H76ZM79 107H80V106H79ZM79 107H77V108H79ZM88 107H89V106H88ZM88 107H86V109H84L86 112L88 111V110H87ZM101 107H102V106L100 105L99 108L101 109ZM118 107H119V106H118ZM120 107H121V106H120ZM127 107H129V104H128ZM127 107H126V108H127ZM179 107H177V108L180 109ZM186 107L188 108L189 106L187 105V106H185V108H186ZM251 107H252V106H251ZM14 108H16L15 105H14ZM26 108H25V109H26ZM32 108H33V107H32ZM32 108H31V109H32ZM50 108H52V107H49V109H50ZM66 108H65V109H66ZM71 108H70V109H71ZM90 108H92V107H90ZM147 108H148V107H147ZM177 108L175 107V109H176L177 112H178V109H177ZM183 108H184V107H182V109H183ZM190 108H191V107H190ZM201 108H202V107H201ZM10 109H11V111L13 110V108H10ZM44 109H43V110H44ZM53 109H54V108H53ZM72 109H71V110H72ZM75 109H76V108H75ZM96 109H97V110H96ZM96 109H95V110L98 112V110H99L98 107H96ZM110 109H112V108H110ZM110 109H109V110H110ZM124 109H125V108H123V110H124ZM129 109H130V108H129ZM148 109H149V111H150V107H149ZM151 109H152V106H151ZM153 109H154V108H153ZM261 109H263V108L261 107ZM20 110H22V109H19V112H20ZM28 110H29V109H27V111H28ZM33 110H34V109H33ZM33 110H32V111H33ZM36 110H38V109H36ZM36 110H35V112H37V114H39L38 111H36ZM50 110H51V109H50ZM56 110H57V109H56ZM58 110H59V109H58ZM62 110H63V109H62ZM76 110H77V109H76ZM76 110H75V111H76ZM78 110H79V109H78ZM78 110H77V111H78ZM81 110H82V107H81L80 111H81ZM95 110H93V111H95ZM115 110H116V109H115ZM125 110H126V109H125ZM125 110H124V111H125ZM169 110H168V111H169ZM172 110H173V109H172ZM180 110H181V109H180ZM180 110H179V112H180ZM190 110H191V111H190ZM250 110H251V109H249V112H250ZM257 110H258V115H257L256 117L260 116L261 113H259V111H260V112L262 111V110H260V109H257ZM3 111H4V110H3ZM7 111H8V110H7ZM11 111H9L8 113H10ZM22 111H23L22 113H24V111H25L24 108H23ZM29 111H30V110H29ZM32 111H31L30 113H29V112H28V113H29L30 115H33V114H31V113H33ZM67 111L69 112L70 110H67ZM67 111H66V112H67ZM77 111H76V112H77ZM82 111H83V110H82ZM101 111H102V110H101ZM107 111H108V110H107ZM112 111H113V110H112ZM187 111H189V112H187ZM15 112H16V111H15ZM35 112H34V114H36ZM49 112H55V111H49ZM56 112H57V111H56ZM56 112L54 113L55 115H56ZM60 112L62 113V111H60ZM60 112H59V113H60ZM68 112H67V113H68ZM72 112H74V111L72 110ZM76 112H75V113H76ZM83 112H84V111H83ZM86 112H84V113L87 114V115L90 117V114H88V113H86ZM88 112H89V111H88ZM99 112H100V111H99ZM109 112H110V111H109ZM118 112H119V111H118ZM127 112H128V111H127ZM159 112H160V111H159ZM165 112H166V111H165ZM172 112H173V111H172ZM174 112H175V111H174ZM195 112H193V113H195ZM202 112H203V110H202ZM5 113H6V111H5ZM8 113H7V114H8ZM11 113H13V111H12ZM16 113H17V112H16ZM22 113H21V114H22ZM25 113H26V112H25ZM25 113H24V115H29L28 113H26V114H25ZM41 113H43V111H42ZM41 113H40V114H41ZM63 113H64V112H63ZM69 113H71V111H70ZM69 113H68V115H70ZM75 113H74V114H75ZM77 113H81V112H77ZM84 113H83V114H84ZM119 113H120V112H119ZM123 113H124V112H123ZM129 113H131L130 110H129ZM132 113H133V112H132ZM168 113H169V112H168ZM168 113H167V114H168ZM170 113H171V112H170ZM170 113H169V114H170ZM200 113H201V112H200ZM240 113H241V112H240ZM246 113L248 114V110H247V108H246ZM83 114H80L82 117H80L79 115H77V116L80 118V121H82L81 118H83V116H84ZM101 114H102V113H101ZM106 114H108V113H106ZM109 114H110V113H109ZM109 114H108V115H109ZM121 114H122V113H121ZM133 114H134V113H133ZM175 114H176V113H175ZM201 114H202V113H201ZM11 115H12V114H10V117H12L14 114H13L12 116H11ZM15 115H16V114H15ZM18 115L21 116L20 113H19ZM22 115H23V114H22ZM55 115H54V116H55ZM71 115H72V114H71ZM87 115H86V117H85L84 120H89V118L87 117ZM91 115H92V114H91ZM103 115H104V114H103ZM116 115H117V114H116ZM124 115H125V113L122 114V116H124ZM130 115H131V114H130ZM153 115H154V113H153ZM171 115H172V113H171ZM177 115H180V114H177ZM7 116H8V115H7ZM34 116H35V115H34ZM41 116H42V114H41ZM50 116H51V113H50ZM54 116H53V117H54ZM57 116H58V114L56 115V117H57ZM73 116H74V115H73ZM77 116H76V117H77ZM92 116H93V115H92ZM92 116H91V117H92ZM94 116H95V115H94ZM94 116H93V118H91L90 120H93V119L95 118ZM100 116H101V115H100ZM100 116H99L98 119L101 118ZM113 116H114V114L112 115V117H113ZM122 116H121V118H122ZM181 116H182V115H181ZM225 116H226V117H225ZM2 117L4 118V116H2ZM2 117H0V118H2ZM24 117H25V116H24ZM28 117H29V116H28ZM45 117H46V116H44L42 119H44ZM47 117H48V116H47ZM47 117H46V118H47ZM60 117L63 118V117H65V116L62 115V116H60ZM107 117H109V116L106 115V118H103V117H102V118H103V120L106 119V121H108L107 119H109V118H107ZM116 117H117V116H116ZM116 117H115L114 119H116ZM119 117H120V116H119ZM127 117H128V114L125 115V117H123V118H127ZM166 117H168V116H166ZM174 117L176 118L177 116H174ZM189 117H190V119H188ZM247 117H248V116H247ZM3 118H2V119H3ZM17 118H18V117H17ZM30 118H32V117H30ZM36 118H37V117H36ZM39 118H40V117L38 116V119H39ZM48 118H49V117H48ZM48 118H47V119H48ZM57 118H58V120H59V117H57ZM57 118L55 119V117H54L55 121L57 120ZM71 118H72V116H71ZM79 118H78V119H79ZM86 118H87V119H86ZM96 118H97V117H96ZM96 118H95V119H96ZM129 118H132V119H129ZM129 118H128L127 120H133V122H132L131 124H133L132 127L134 128V131H135V132L138 131V132H136V133H139V134L141 133V134H142L141 137H142V139H143V143H145V141H146V142L149 141L148 143H149L150 145H153V148H155L156 145H158V143H156V142H158V140L151 138L150 135H148V134L145 133L143 130H141V129L138 127V125H137V123H136V120H135V117H133V115H132V116H129ZM133 118H134V119H133ZM170 118H172V117L170 116ZM207 118H208V117H206V118H204V119H207ZM13 119H14V118H13ZM19 119H20V118H19ZM22 119H23V118H22ZM27 119H28V118H26V120H27ZM65 119H66V118H65ZM67 119H69V118H67ZM76 119H77V118H76ZM78 119H77V120H78ZM111 119H112V118L110 117V120H111ZM117 119H118V118H117ZM156 119H158V120H157L156 122H154V120H156ZM173 119H174V118H173ZM176 119H178V118H176ZM210 119H211V117H210ZM237 119H238V120H237ZM3 120H4V119H3ZM15 120H16V119H15ZM23 120H24V119H23ZM23 120H22V122L26 123L25 120H24V121H23ZM30 120H31V119H30ZM32 120H34V119H32ZM32 120H31V121H32ZM52 120H53V119H52ZM52 120H51V121H52ZM58 120H57V122H58ZM61 120H62V119H61ZM70 120H71V119H70ZM70 120H67V121L70 122ZM72 120H73V119H72ZM120 120H121V119H120ZM125 120H126V119H125ZM127 120H126V121H127ZM161 120H163V121H162L163 123H160ZM170 120H171V119H169V121H170ZM188 120H189V121H188ZM0 121H2V120L0 119ZM12 121H13V120H12ZM16 121H17V120H16ZM19 121H20V120H19ZM38 121L40 122V120H38ZM38 121H37V122H38ZM45 121H46V119H45ZM48 121L50 122L49 119H48ZM48 121H47V122H48ZM64 121H65V120H63L62 122H64ZM75 121H76V120H75ZM78 121H79V120H78ZM78 121H77V122H78ZM104 121H105V120H104ZM112 121H113V122H112L113 124H112V123H111V124L109 123L108 125L111 126V125H114V124L116 123L115 120H112ZM116 121H117V120H116ZM178 121H179V119H178ZM231 121H232V122H231ZM3 122H4V121H3ZM29 122H30V121H29ZM37 122H36V123H37ZM47 122H46V124H47ZM53 122H54V121H53ZM62 122H59V123L62 124ZM65 122H66V121H65ZM65 122L63 123L64 125H65ZM71 122H74V121H71ZM86 122H88V124H89V121H85V123H86ZM93 122H94V121H92L91 123L93 124ZM96 122H97V121H96ZM96 122H95V123H96ZM101 122H102V121L100 120L99 123H101ZM109 122H110V121H109ZM114 122H115V123H114ZM118 122H119V120H118ZM129 122H131V121H129ZM129 122H128V123H129ZM180 122H181V121H180ZM241 122H242V121H241ZM4 123H5V122H4ZM4 123H1V124H4ZM7 123H10V122L7 121ZM15 123H17V122H15ZM15 123L13 122L12 124L17 125V124H19L20 122L17 123V124H15ZM31 123H32V122H31ZM31 123H27L26 125L31 124ZM36 123H33V124H36ZM42 123H43V121H42ZM42 123H40V124L42 125ZM54 123H55V122H54ZM82 123H84V122H82ZM85 123H84V124H85ZM122 123H123L122 125H125V123L123 122V119H122ZM152 123H153V125H151ZM172 123H173V122H172ZM175 123H177V122L175 121ZM1 124H0L1 127H3V126L5 127V125L2 126ZM21 124H23V123H20V125H19L18 128H21V127H22ZM40 124H39V125L36 124V125H38L39 128H40ZM49 124H50V123H49ZM52 124H53V123H52ZM55 124L57 125L58 123H55ZM70 124H71V123H69L68 125H70ZM77 124H78V123H77ZM77 124H76V125H77ZM92 124H91V125H92ZM131 124H130V125H131ZM162 124H163V125H162ZM173 124H174V123H173ZM177 124H178V123H177ZM6 125H7V124H6ZM26 125H24L23 128H24ZM44 125H45V124H44ZM50 125H51V124H50ZM64 125H63V127H64ZM66 125H67V124H66ZM73 125H75V124H73ZM76 125H75V126H76ZM79 125H80V124H79ZM93 125H94V124H93ZM93 125H92V126H93ZM97 125H98V124H97ZM102 125H103V124H102ZM102 125H101L100 127H102ZM117 125H120V124H115L116 127H117ZM130 125L128 124L129 127H125V128H129V129H130V128H131ZM192 125H189V126H192ZM10 126H11V125H10ZM12 126H13V125H12ZM12 126H11V127H12ZM30 126H31V125H29V127H30ZM32 126L35 127L34 125H32ZM38 126H37V127H38ZM53 126H54V125H53ZM57 126H58V125H57ZM80 126H81V125H80ZM84 126H86V125H83V127H84ZM88 126H89V125H88ZM92 126H91V127H92ZM94 126H95V125H94ZM94 126H93L94 129H95V128H98V127H96V126L94 127ZM98 126H99V125H98ZM125 126H126V125H125ZM135 126H136V127H135ZM180 126H181V125H180ZM1 127H0V128H1ZM7 127L9 128V125H7ZM27 127H28V126H26V128H27ZM37 127H36V128H37ZM47 127H50V126H47ZM47 127H46V128H47ZM51 127H52V125H51ZM51 127H50V129H51ZM54 127H56V126H54ZM61 127H62V125H61ZM61 127L59 128L60 130H61ZM63 127H62V128H63ZM71 127H72V126H71ZM73 127H74V126H73ZM100 127H99V128H100ZM173 127H174V126H173ZM14 128H15V127H14ZM14 128H12V129H14ZM16 128H17V127H16ZM43 128H44V127H43ZM46 128H45V129H46ZM68 128H69V126H68ZM68 128H67V129H68ZM86 128H87V127H86ZM103 128H105L104 125H103ZM118 128H119V127H118ZM118 128H116V129H118ZM120 128H121V127H120ZM125 128H124V129H125ZM133 128H132V130H133ZM185 128H187V129H185ZM1 129H2V128H1ZM1 129H0V130H1ZM10 129H11V128H10ZM12 129H11V131H12ZM29 129H30V128H29ZM29 129H28V130H29ZM31 129H32V128H31ZM37 129H38V128H37ZM40 129H42V127H41ZM40 129H38L37 131H39ZM56 129H58V127H57ZM73 129H74V128H73ZM76 129H77V128H76ZM83 129H84V128L81 129V127H79V130H81V133H82ZM112 129H113V128H111L110 130L112 131ZM129 129H128V131H129ZM164 129H165V127H164ZM179 129H180V128L178 127V130H179ZM239 129H240V132H241V133H240V137H238V134H237L238 131H239ZM19 130H20V129H19ZM21 130H22V129H21ZM24 130L26 131V129H24ZM28 130H27V131H28ZM32 130H34V131H33L34 133L36 132V131H35L36 129L33 128ZM32 130H31V132H32ZM42 130H43V129H42ZM47 130H49V129H47ZM47 130H43V131H47ZM60 130H59V131H60ZM62 130H64V129H62ZM74 130H75V129H74ZM79 130H78V131H79ZM87 130H88V129H86L85 131H87ZM89 130H90V129H89ZM100 130H101V129H100ZM102 130H104V129H102ZM105 130H106V129H105ZM110 130H109V131H110ZM113 130H114V129H113ZM159 130H160V129H159ZM161 130H162V129H161ZM249 130H250V131H249ZM9 131H10V130H9ZM11 131H10V132H11ZM14 131H15V133H16V130H14ZM27 131H26V132H27ZM43 131H42V133H43ZM49 131H50V130H49ZM51 131H52V130H51ZM54 131H55V129L53 130V132H54ZM59 131H58V133H59ZM68 131H70V129H68ZM71 131H72V130H71ZM71 131H70V132H71ZM75 131H76V130H75ZM91 131H92V130H91ZM95 131L98 132L99 129H95ZM109 131H105V132L108 133ZM123 131H126V129L123 130ZM134 131H132V134L134 133ZM163 131H164V130H163ZM180 131H179V132H180ZM6 132H7V133H6ZM22 132H23V131H22ZM33 132H32V134H34ZM53 132H52V133H53ZM60 132H65V131H60ZM73 132H74V131H73ZM88 132H89V131H88ZM97 132H96V133H97ZM105 132H104V133H105ZM112 132H113V131H112ZM126 132H127V131H126ZM179 132H178V134H179ZM0 133H1V135H3V134H8V131H7V129H6V131H5V129H4V133H2L1 131H0ZM11 133H12V135H13V132H11ZM11 133H10V134H11ZM18 133H19V131H18ZM18 133H16V134H18ZM23 133H25V132H23ZM23 133H22V134H23ZM29 133H30V130H29ZM37 133L40 134L41 131H40V132H37ZM44 133H46V132H44ZM47 133H48V132H47ZM49 133H50V132H49ZM52 133H51V134H52ZM55 133L58 134L56 131H55ZM66 133H67V132H66ZM79 133H80V132H79ZM79 133H78V134H79ZM94 133H95V132H94ZM96 133H95V134H96ZM99 133L102 135L101 132H98V134H99ZM104 133H103V135H104ZM109 133H110V132H109ZM127 133H129V132H127ZM159 133H160V131H159ZM159 133H158V134H159ZM191 133H190V135H192ZM25 134H26V133H25ZM25 134H24V136H25L26 139H24V140H27V137H26L27 134H26V135H25ZM39 134H38V135H39ZM63 134H64V133H63ZM130 134H131V133H130ZM130 134H129V135H130ZM139 134H138V135H139ZM160 134H163V132L160 133ZM176 134H177V133H175V135H176ZM178 134H177V135H178ZM183 134H184V133H183ZM38 135L35 134V136H34V137H36V140H37V138H38L39 136H41L42 134H40L39 136H38ZM45 135H46V134H43V135L41 136L42 138L39 137V138H41V143H37V141H35L36 144L34 145V144L32 143V145H34L35 147H37V146H36L37 144H38L39 146H41V144H42V140H43V138H44L43 136H45ZM60 135H61V133H60ZM60 135L58 134V136H60ZM65 135H67V134H65ZM71 135H75V133H73V134H71ZM81 135H82V134H81ZM81 135H78V136H81ZM111 135H112V134H110V136H111ZM129 135H128V136H129ZM134 135H135V134H134ZM262 135H264V134H262ZM24 136L21 137V131H20V137H21V138H24ZM37 136H38V137H37ZM48 136H49V134H48ZM58 136H56V137H58ZM75 136H76V135H75ZM85 136L87 137L88 135L86 134ZM89 136H90V134H89ZM91 136H92V134H91ZM91 136H90V137H91ZM94 136L96 137V135H94ZM97 136H98V135H97ZM104 136H105V135H104ZM104 136H103V137H104ZM107 136H108V135H107ZM107 136H106V138H107ZM114 136H115V135H114ZM114 136L112 135V137H114ZM117 136H118V133H117ZM146 136L149 137V138H147ZM160 136H161V135H160ZM181 136H182V135H181ZM181 136H180V137H181ZM183 136H184V135H183ZM186 136H187V135H186ZM2 137H3V136H2ZM32 137H33V136H32ZM32 137L29 136V139L32 138ZM50 137H51V135H50ZM52 137H53V136H52ZM52 137H51V138H52ZM54 137H55V135H54ZM63 137H64V136H63ZM70 137H72V136H70ZM99 137H102V136H99ZM129 137H132V136H129ZM0 138H1V137H0ZM17 138L19 139V136H18ZM39 138H38V139H39ZM65 138H66V136H65ZM68 138H69V136H68ZM74 138H75V137H74ZM87 138H88V140H89V137H87ZM106 138H104V139H106ZM125 138H126V136H125ZM139 138H140V137H139ZM146 138L148 139V141H147ZM162 138H163V137H162ZM6 139H7V138H5V140H6ZM44 139H45V138H44ZM49 139H50V138H49ZM49 139H48V140H49ZM66 139H67V138H66ZM72 139H73V138H72ZM75 139H76V138H75ZM78 139H80V137H78ZM81 139H82V138H81ZM90 139H91V138H90ZM99 139H100V138H99ZM102 139H103V138H102ZM109 139H110V138H109ZM127 139L129 140L130 138H127ZM127 139H126V140H127ZM132 139H133V142H134V140H136V138L134 139V137H133ZM140 139H141V138H140ZM140 139H139L138 141H141ZM178 139H179V138H178ZM238 139H241V140H242V141H241L242 143L239 142ZM2 140H3V139H2ZM5 140H4V141H5ZM8 140H9V139H8ZM50 140H51V139H50ZM60 140H61V138H60ZM83 140H86V139H83ZM97 140H98V139H97ZM115 140H116V139H115ZM119 140H120V138L118 137V140H116V141L119 142ZM122 140H123V139L121 138L120 141H122ZM13 141L15 142V140H12V142H11V141H7V142L5 141V142H6V143H9V142L13 143ZM29 141H30V140H29ZM32 141H33V140H32ZM52 141H54V140H52ZM57 141H59V140H57ZM73 141H74V140H73ZM73 141H71V143H73ZM100 141H102V140H100ZM103 141H104V140H103ZM103 141H102V142H103ZM106 141H108V140H106ZM106 141H105V142H106ZM109 141H110V140H109ZM112 141H113V140H112ZM130 141H131V140H130ZM136 141H137V140H136ZM136 141H135V142H136ZM138 141H137V142H138ZM19 142H20V141H19ZM46 142H48V141H45L43 144L45 145ZM49 142H50V141H49ZM49 142H48V143H49ZM77 142L80 143V142H82V141L79 142V140H78ZM85 142H87V140H86ZM85 142H84V143H85ZM89 142H90V140H89ZM110 142H111V141H110ZM125 142H126V141H125ZM127 142H128V141H127ZM133 142L131 141L132 144H133ZM135 142H134V143H135ZM22 143H23V142H22ZM25 143H26V142H25ZM74 143H76V141H75ZM82 143H83V142H82ZM100 143H101V142H100ZM106 143H107V142H106ZM114 143H115V142H114ZM140 143H142V142H140ZM143 143H142V145H144ZM148 143H147V144H148ZM236 143H237V144H236ZM245 143H246V144H245ZM3 144H4V143H3ZM13 144H14V143H13ZM15 144L18 145L17 141H16ZM15 144H14V145H15ZM60 144H61V142H60ZM76 144H77V143H76ZM85 144H86V143H85ZM85 144H83V146H84ZM87 144H88V147H89V146H96V145H92L91 143H87ZM87 144H86V145H87ZM89 144H91V145H89ZM103 144H104V143H102V145H103ZM115 144H116V143H115ZM115 144H114V145H115ZM121 144H122V142H121ZM125 144H126V143H124V141H123V146H124ZM138 144H139V143H138ZM201 144H202V143H201ZM23 145H24V144H23ZM23 145H22V146H23ZM28 145H30V144H28ZM48 145H49V144H48ZM51 145H52V144H51ZM71 145H73V144H71ZM105 145H106V144H105ZM107 145H108V144H107ZM111 145L114 146L112 143H111ZM111 145L109 144L108 146H111ZM116 145H120V144L117 143ZM133 145H134V144H133ZM135 145H137V144H135ZM173 145H174V144H173ZM237 145H238V146H237ZM0 146H1V145H0ZM20 146H21V145H20V143H19V147H20ZM39 146H38V148H39ZM49 146H50V145H49ZM49 146H48V149L51 150V149L49 148ZM53 146H54V145H53ZM74 146H75V145H74ZM77 146H78V145H77ZM77 146H76V147H77ZM79 146H80V145H79ZM123 146H122V148H123ZM147 146H148V145H147ZM147 146H146V147H147ZM154 146H155V147H154ZM158 146H159V145H158ZM202 146H204V144H203ZM231 146L235 147L236 149H231ZM243 146H242V147H243ZM11 147L13 148V145H12ZM15 147H16V146H15ZM15 147H14V148H15ZM24 147H25V145H24ZM32 147H33V146H32ZM42 147H43V146H42ZM42 147H40L38 150H40ZM45 147L47 148V146H45ZM51 147H52V146H51ZM54 147L57 148L56 146H54ZM54 147H53V148H54ZM59 147H60V146H59ZM76 147H75V148H76ZM115 147H116V146H115ZM124 147H127V146H124ZM149 147H150V146H149ZM149 147H147V148H149ZM172 147H173V146H172ZM3 148H5V147H3ZM7 148H9V145H8ZM30 148H31V147H30ZM30 148H28V149H29V150H28V153H29V151H30ZM46 148L43 147V149H45V151H42V152H45V155H47L46 153L49 152L48 149H46ZM84 148H85V147H84ZM91 148H92V147H91ZM91 148H90V149H91ZM106 148H107V147H106ZM106 148H105V149H106ZM112 148H113V147H112ZM112 148H111V149H112ZM119 148H120V147L118 146V149H119ZM128 148H131V146H130V147L128 146ZM128 148H127V149H128ZM132 148H133V147H132ZM134 148L137 149V146L134 147ZM140 148H141V147H140ZM144 148H145V147H144ZM151 148H152V147H151ZM153 148H152V149H153ZM198 148H199V145H197L196 147L193 146V149H192L190 155H193L194 157L197 158V156L199 155V153H196V152H194V151H196V150L198 151ZM226 148H227V151H226ZM10 149H11V148H10ZM10 149H9V150H10ZM24 149H25V152H26V151H27V150H26L27 148H24ZM33 149H34V148H33ZM57 149H58V148H57ZM90 149H89V151H90ZM92 149H93V148H92ZM92 149H91V150H92ZM109 149H110V148H109ZM118 149H116V151H117ZM120 149H121V148H120ZM120 149H119V150H120ZM127 149H126V150H127ZM135 149H134V150H135ZM149 149H150V148H149ZM152 149L149 150V151L153 152ZM155 149H156V148H155ZM155 149H153V150H155ZM157 149H158V148H157ZM176 149H177V148H176ZM199 149H200V148H199ZM263 149H264V148H263ZM13 150H14V149H13ZM13 150H11V151H13ZM81 150H82V149H81ZM84 150H88V148H87V149L85 148ZM93 150H94V149H93ZM93 150H92V151H93ZM95 150H96V148H95ZM119 150H118V151H119ZM126 150H125V151H126ZM216 150H217V151H216ZM4 151H5V150H4ZM6 151H7V150H6ZM11 151H10V152H11ZM16 151H17V153L19 152V150H17V149H16ZM16 151H14V152H16ZM23 151H24V150H23ZM31 151H32V150H31ZM31 151H30V152H31ZM46 151H47V152H46ZM54 151H55V150H54ZM56 151H58V150H56ZM92 151H90V152H92ZM100 151H102V150L100 149ZM106 151H107V150H106ZM118 151H117V152H118ZM138 151L141 152L142 150H139V149H138ZM138 151L135 150V152H138ZM0 152H1V151H0ZM14 152H11V153L7 152V153H8L9 155H10V154H11V155H15V154H13ZM35 152H37V151H35ZM84 152H85V151H84ZM93 152H94V151H93ZM95 152H96V151H95ZM97 152H98V151H97ZM104 152H105V151H104ZM104 152H103V153H104ZM111 152H112V150H111ZM113 152H114V150H113ZM113 152H112V153H113ZM128 152H129V151H128ZM135 152H134V153H135ZM167 152H168V151H167ZM178 152H179V151H178ZM21 153H22V151H21ZM21 153H20V154H21ZM28 153H26V154H28ZM49 153H52V152H49ZM53 153H54V152H53ZM106 153H107V152H106ZM108 153H110V151H109ZM108 153H107V154H108ZM120 153L122 154V152H120ZM120 153H117V154L120 155ZM131 153H132V150H131V152L128 153V155L131 154ZM143 153H144V152H143ZM153 153H154V152H153ZM162 153H163V152H162ZM165 153H166V152H165ZM174 153H175V152H174ZM218 153H219V154H218ZM2 154H3V152H2ZM20 154L18 153V155H20ZM26 154H25V155H26ZM31 154H32V152H31ZM39 154H41V151L39 152ZM57 154H58V153H57ZM88 154H89V152H88ZM93 154H95V153H93ZM98 154H99V153H98ZM125 154H126V153H125ZM140 154H141V153H140ZM144 154H145V153H144ZM149 154H150V153H149ZM159 154H160V153H159ZM226 154H227V156H228V157H227L228 160L225 162V155H226ZM22 155H23V153H22ZM22 155H21V156H22ZM25 155H23L22 157H24ZM33 155H34V154H33ZM43 155H44V154H43ZM86 155H87V154H86ZM111 155H112V154H109V156H111ZM123 155H124V154H123ZM131 155L135 156L134 154H131ZM146 155H147V154H146ZM152 155H154V154H152ZM157 155H158V154H156L155 157H156ZM178 155H180V154H178ZM178 155H177V156H178ZM16 156H17V155H16ZM21 156H20V157H21ZM48 156H49V155H48ZM52 156H53V155H52ZM54 156H55V155H54ZM57 156H58V155H57ZM89 156H90V154H89ZM89 156H88V157H89ZM114 156H115V154H114ZM126 156H127V155H126ZM160 156H161V154H160ZM14 157H15V156H14ZM28 157H29V156H26V158H28ZM32 157H33V156H31V160H32ZM40 157L42 158V154L40 155ZM55 157H56V156H55ZM85 157H86V156H85ZM100 157H101V156H100ZM112 157H113V155H112ZM116 157H117V156H116ZM116 157H115V158H116ZM127 157H128V156H127ZM147 157H148V156H147ZM155 157H154V158H155ZM261 157H262V154L260 153L259 156H258V158L261 159ZM7 158H8V157H7ZM9 158H10V156H9ZM15 158H17V157H15ZM24 158H25V157H24ZM24 158H23V159H24ZM44 158H45V157H44ZM44 158H42V159H44ZM49 158H50V157H49ZM108 158H109V157H108ZM110 158H111V157H110ZM113 158H114V157H113ZM123 158L126 159V157H124V156H123ZM123 158L121 157V160H122V161H123ZM138 158H141V157L138 156ZM138 158H137V159H138ZM157 158L159 159L158 156H157ZM157 158H155V159L157 160ZM28 159L30 160V158H28ZM28 159H27V160H28ZM35 159H36V158H35ZM35 159H34V160H35ZM47 159H48V158H47ZM53 159H54V158H53ZM66 159H67V158H66ZM99 159H100V158H99ZM119 159H120V158H119ZM129 159H130V157H129ZM129 159H128V160H129ZM131 159H132V158H131ZM148 159H149V158H148ZM150 159H151V158H150ZM164 159H165V157H164ZM170 159H171V158H170ZM177 159H178V158H177ZM183 159H184V158H183ZM197 159H198V158H197ZM199 159H200V158H199ZM199 159H198V160H199ZM4 160H5V159H4ZM9 160H10V159H9ZM24 160H25V159H24ZM24 160H23V162H24ZM29 160H28V161H29ZM48 160H49V159H48ZM48 160H47V161H48ZM50 160H51V159H50ZM50 160H49V161H50ZM85 160H86V159H85ZM89 160H90V159H89ZM94 160H97V159L95 158ZM111 160H112V159H111ZM111 160H110V162H113V161H111ZM113 160H114V159H113ZM117 160H118V159H117ZM132 160H134V159H132ZM153 160H154V159H153ZM160 160H161V158H160ZM178 160H180V159H178ZM0 161H1V160H0ZM25 161H26V160H25ZM32 161H33V160H32ZM32 161H30V162H32ZM35 161H36V160H35ZM42 161H43V160H42ZM44 161H45V160H44ZM44 161H43L42 163H44ZM49 161H48V163H47L48 165H49V163H50ZM51 161H54V160H51ZM65 161H66V160H65ZM67 161H68V160H67ZM69 161H70V160H69ZM118 161H119V160H118ZM125 161H126V160H125ZM136 161H138V160H136ZM141 161H142V160H141ZM144 161H145V160H144ZM146 161H149V160H146ZM192 161H193V160H192ZM2 162H3V161H2ZM2 162H1V163H2ZM6 162L8 163V161H6ZM10 162H11V161H10ZM12 162H13V161H12ZM16 162H17V161H16ZM30 162H29V163H30ZM45 162H46V161H45ZM54 162H55V161H54ZM56 162H57V161H56ZM71 162H72V161H71ZM85 162H86V161H85ZM110 162H109V163H110ZM114 162H116V161H114ZM120 162H121V161H120ZM129 162H130V160H129ZM153 162H154V161H153ZM155 162H156V161H155ZM170 162H171V161H170ZM170 162H169V163H170ZM178 162H179V161H178ZM180 162H181V161H180ZM259 162H260V161H259ZM4 163H5V162H4ZM29 163H28V164H29ZM42 163H41V164H42ZM51 163H52V162H51ZM51 163H50L51 166H54V167L56 166V164L53 165V164H51ZM74 163H75V162H73V164H74ZM96 163H97V162H96ZM99 163H100V162H99ZM133 163L136 164V162H134V161H133ZM142 163H146V162H142ZM142 163H141V164H142ZM147 163H150V164H151L150 161L147 162ZM147 163H146V164H147ZM165 163H166V162H165ZM260 163H261V162H260ZM12 164H13V163H12ZM12 164H11V165H12ZM21 164H22V163H21ZM21 164H20V165H21ZM25 164H27V162H26ZM33 164H34V163H33ZM47 164H46V165H47ZM62 164H63V163H62ZM77 164H78V163H77ZM94 164H95V163H94ZM97 164H98V163H97ZM103 164H104V163H103ZM127 164H128V163H127ZM139 164H140V162L138 163V167H139ZM141 164H140V165H141ZM146 164H145V165H146ZM160 164H161V163H160ZM172 164H173V163H172ZM172 164H169V165H172ZM5 165H6V164H5ZM9 165H10V164H9ZM13 165H14V164H13ZM16 165L18 166V164H16ZM16 165H15V167H17ZM59 165H60V164H59ZM100 165H101V164H100ZM115 165H116V164H115ZM115 165H114V166H115ZM123 165H124V164H123ZM173 165H174V164H173ZM186 165H187V164H186ZM0 166H1V164H0ZM2 166H3V165H2ZM22 166H23V165H22ZM34 166H36V165L34 164ZM34 166H33V167H34ZM72 166H73V165H72ZM110 166H111V165H110ZM120 166H122V165H120ZM129 166H130V165H129ZM142 166H143V165H141V168H142ZM157 166H158V165H157ZM159 166H160V165H159ZM165 166L167 167V164H166ZM178 166H179V165H178ZM204 166H205V165H204ZM15 167H14V168H15ZM29 167H30V164L28 165L27 168H29ZM39 167H40V165H39ZM75 167H76V165H75ZM97 167H98V165H97ZM99 167H100V166H99ZM112 167H113V165L111 166V168H112ZM138 167H136V168H138ZM169 167H170V166H169ZM181 167H182V166H181ZM188 167H189V166H188ZM218 167H219V166H218ZM0 168H2V167H0ZM3 168H5V166H3ZM3 168H2L1 170H3ZM17 168H18V167H17ZM43 168H44V167H43ZM50 168H51V167H50ZM58 168L60 169V167H58ZM67 168H68V167H67ZM126 168H127V167H126ZM126 168H125V169H126ZM141 168H140V169H141ZM143 168H144V167H143ZM145 168H146V166H145ZM147 168H148V166H147ZM154 168H155V167H154ZM163 168H164V167H163ZM167 168H168V167H167ZM171 168H172V166H171ZM5 169H6V168H5ZM18 169H19V168H18ZM24 169H26V168H24ZM33 169H34V168H33ZM38 169H39V168H38ZM45 169H46V168H45ZM51 169H52V168H51ZM55 169H57V168H55ZM63 169H64V167H63ZM90 169H91V168H90ZM107 169H108V168H107ZM116 169H117V166H116ZM130 169H131V168H130ZM148 169H149V168H148ZM148 169H147V172H148ZM169 169H170V168H169ZM169 169H168V170H169ZM172 169H176V168L173 167ZM185 169H186V168H185ZM192 169H193V168H192ZM9 170H11V169H9ZM15 170H16V169H15ZM31 170H32V169H31ZM35 170H37V169H35ZM48 170L51 171L50 169H48ZM52 170H54V168H53ZM57 170H58V169H57ZM72 170H73V169H72ZM123 170H124V167H123ZM131 170H132V169H131ZM131 170H130V171H131ZM134 170H135V169H134ZM141 170H144V169H141ZM186 170H187V169H186ZM5 171H6V172H5ZM5 171H4V172H5L6 175H7V170H5ZM18 171H19V173H20V169H19ZM18 171H16V172L18 173ZM22 171H23V170H22ZM27 171H28V170H27ZM40 171H41V170H40ZM45 171H47V170H45ZM88 171H89V170H88ZM132 171H133V170H132ZM135 171H136V170H135ZM144 171H145V170H144ZM151 171H152V170H151ZM154 171H155V169H154ZM154 171H153V172H154ZM165 171H166V169H165ZM172 171H174V170H172ZM203 171H204V170H203ZM207 171H208V170H207ZM1 172H3V171H1ZM4 172H3V173H4ZM25 172H26V171H25ZM29 172H30V171H29ZM33 172H34V171H33ZM38 172H39V171H38ZM42 172H44V171H42ZM51 172L54 173V171H51ZM118 172H119V171H118ZM123 172H124V171H123ZM123 172H121V173L123 174ZM125 172H126V171H125ZM128 172H129V171H128ZM149 172H150V171H149ZM149 172H148V173H149ZM174 172H175V171H174ZM174 172H172V173H174ZM184 172H185V171H184ZM10 173H11V172H10ZM10 173H9V174H10ZM59 173H60V172H59ZM59 173H57V174H59ZM69 173H70V172H69ZM69 173H68V174H69ZM74 173H75V172H74ZM99 173H100V172H99ZM129 173H130V172H129ZM142 173H143V172H142ZM144 173H145V172H144ZM144 173H143V178H144V177H147V176H144ZM148 173H146V174L148 175ZM168 173L171 174V172H168ZM212 173H213V172H212ZM12 174H13V172H12ZM14 174H15V173H14ZM25 174H27V173H25ZM31 174H33V173L31 172ZM31 174H29V176H30ZM42 174H43V173H41V175H40L41 177H43ZM45 174H46V173H45ZM49 174H52V173H49ZM54 174H56V172H55ZM62 174H63V172H62ZM130 174H132V173H130ZM133 174H134V171H133ZM139 174L142 175L141 172H140ZM187 174H188V172H187ZM187 174H186V175H187ZM199 174H200V173H199ZM15 175H18V174H15ZM34 175L36 176V174H34ZM66 175H67V174H66ZM117 175H118V174H117ZM120 175H121V174H120ZM125 175H126V174H125ZM127 175H128V174H127ZM134 175H135V174H134ZM134 175H132V177H133ZM168 175H169V174H168ZM174 175H176V174H174ZM9 176H10V175H9ZM13 176H14V175H13ZM25 176H26V175H25ZM29 176H28V177H29ZM31 176H32V175H31ZM35 176H34V177H35ZM40 176L38 175V177H40ZM122 176H123V175H122ZM137 176H138V175H137ZM137 176H135V177H137ZM176 176H177V175H176ZM176 176H175L174 179L178 180L177 178H179V177H176ZM178 176H179V174H178ZM192 176H193V175H192ZM205 176H206V175H205ZM205 176H204V177H205ZM223 176H224V175H223ZM223 176H222V177H223ZM23 177H24V173H23ZM23 177H22V178H23ZM41 177H40V180H41ZM57 177H58V176H57ZM64 177H65V176H64ZM64 177H63V178H64ZM91 177H92V176H91ZM103 177H104V176H103ZM106 177H107V176H106ZM125 177H126V176H125ZM130 177H131V176H130ZM138 177H139V176H138ZM151 177H152V176H151ZM153 177H154V176H153ZM180 177H181V176H180ZM185 177H186V176H185ZM185 177H184V178H185ZM193 177H194V176H193ZM7 178H8V175H7ZM9 178H10V177H9ZM11 178H12V176H11ZM13 178H15V177H13ZM17 178H18V176H17ZM20 178H21V175H20V177L18 178L19 181H20ZM29 178L31 179V177H29ZM54 178H55V177H54ZM54 178H53V179H54ZM66 178H67V177H66ZM119 178H120V177H119ZM171 178H172V177H171ZM184 178H180V179L184 180ZM196 178H197V177H196ZM260 178L262 179L263 177H260ZM18 179H17V180H18ZM36 179H37V178H36ZM49 179H50V178H49ZM51 179H52V178H51ZM59 179H60V176H59ZM61 179H62V178H61ZM115 179H116V178H115ZM150 179H151V178H150ZM156 179H157V178H156ZM156 179H155V181H156ZM187 179H188V178H187ZM203 179H204V178H203ZM1 180H2V182H4L5 184H8V182L6 183V180L3 181V178H2V179L0 178V182H1ZM8 180H9V179H8ZM10 180H11V179H10ZM17 180H16V178H15V181H17ZM109 180H110V179H109ZM117 180H118V179H117ZM121 180H122V179H121ZM129 180H130V179H129ZM129 180H128V181H129ZM131 180H133V179H131ZM141 180L143 181V179H141ZM144 180H145V178H144ZM176 180H175V181H176ZM189 180H192V179H189ZM189 180H188V181H189ZM194 180H195V179H194ZM215 180H216V179H215ZM217 180H218V178H217ZM251 180H252V181H251ZM15 181H12V182H15ZM26 181H27V180H26ZM33 181L35 182L34 179H33ZM52 181H53V180H52ZM110 181H111V180H110ZM123 181H124V180H123ZM134 181H135V179H134ZM138 181H139V182H142V181H140V178H139ZM151 181H153V180H151ZM151 181L148 180L149 183H148V182H147V183L150 184ZM170 181H171V180H170ZM185 181H187V180H185ZM9 182H10V181H9ZM24 182H25V181H24ZM49 182H50V181H49ZM59 182H60V181H59ZM66 182H67V181H66ZM117 182H118V181H117ZM171 182H172V181H171ZM171 182H170V183H171ZM173 182H174V181H173ZM192 182H193V181H192ZM192 182H191V183H192ZM215 182H216V181H215ZM10 183H11V182H10ZM20 183H21V181H20ZM20 183H19V184H20ZM28 183H30V182L28 181ZM43 183H44V182H43ZM51 183H52V182H51ZM131 183H132V181H131ZM136 183H138V182H136ZM154 183H155V182H154ZM170 183H169V184H170ZM174 183H175V182H174ZM174 183H173V184H174ZM185 183H187V182H185ZM202 183H203V182H202ZM11 184H13V183H11ZM14 184H15V183H14ZM14 184H13V185H14ZM16 184L18 185V182H17ZM16 184H15V186H16ZM30 184H31V183H30ZM152 184H153V183H152ZM155 184H156V183H155ZM155 184H154V185H155ZM1 185H3V184H0V186H1ZM21 185H23V184H21ZM21 185H20V186H21ZM32 185H33V184H32ZM32 185H31L30 187H32ZM63 185H64V184H63ZM80 185H81V184H80ZM124 185H126V184H124ZM139 185H140V184H139ZM139 185L136 184L135 187L138 188L137 186H139ZM191 185H192V184H190V182H189V186H191ZM195 185H197V184L195 183ZM195 185H194V186H195ZM200 185H201V184H200ZM217 185H218V184H217ZM42 186H43V184H42ZM50 186H51V185H50ZM52 186H53V185H52ZM70 186H71V185H70ZM91 186H92V185H91ZM151 186H152V185H151ZM12 187H13V186H12ZM27 187H28V186H27ZM92 187H93V186H92ZM108 187H109V186H108ZM142 187L145 188V186H141V188H142ZM157 187H158V186H157ZM157 187H156V188H157ZM0 188H1V187H0ZM16 188H17V187H16ZM39 188H40V186H39ZM64 188H65V187H64ZM66 188H67V186H66ZM133 188H134V187H133ZM141 188H140V189H141ZM146 188H147V187H146ZM148 188H149V187H148ZM148 188H147V191L150 190V188H149V189H148ZM177 188H178V186H177L176 188H174V189H177ZM203 188H204V187H203ZM213 188H214V187H213ZM220 188H221V187H220ZM1 189H4V188L2 187ZM5 189H6V187H5ZM13 189H14V188H13ZM13 189H12V190H13ZM20 189H21V187H20ZM36 189H37V191H38V188H36ZM36 189H34V190H36ZM73 189H74V188H73ZM75 189H78V188H75ZM130 189H131V188H130ZM130 189H129V190H130ZM165 189H166V188H165ZM168 189H170V188L168 187L167 190H168ZM178 189H179V188H178ZM189 189H190V188H189ZM216 189H217V188H216ZM17 190L20 191L18 188H17ZM17 190L15 189V192H16ZM23 190H24V189H23ZM29 190H30V189H29ZM32 190H33V189H32ZM133 190H134V189H133ZM138 190H139V189H138ZM144 190H146V189H144ZM167 190H165L166 193H167ZM179 190H180V189H179ZM193 190H194V189H193ZM198 190H199V189H198ZM204 190H205V189H204ZM5 191L7 192V190H5ZM37 191H36V192H37ZM153 191H154V190H153ZM205 191H206V190H205ZM8 192H9V191H8ZM8 192H7V193H8ZM15 192H11V193H13L14 196H15V195L17 196L18 194H17V192H16V194H15ZM24 192H25V191H24ZM36 192L34 191L33 193H36ZM40 192H41V191H40ZM142 192H143V191H141V193H142ZM169 192H170V191H168V193H169ZM178 192H179V191H178ZM192 192H193V191H192ZM195 192H196V191H194V193H195ZM206 192H207V191H206ZM212 192H213V191H212ZM217 192H218V191H217ZM2 193H3V191H2ZM7 193H6V194H7ZM18 193H19V192H18ZM59 193H60V192H59ZM91 193H92V192H91ZM139 193H140V192H139ZM141 193H140V194H141ZM152 193H155V192H152ZM183 193H184V191H183ZM223 193H224V192H223ZM9 194H10V193H9ZM19 194H20V193H19ZM27 194H28V193H27ZM30 194H31V193H30ZM37 194H38V192H37ZM78 194H79V193H78ZM93 194H94V193H93ZM134 194H135V193H134ZM143 194H144V193H143ZM143 194H142V195H143ZM149 194H150V193H149ZM149 194H148V196H147V193H146L145 196H146V197H149ZM155 194H156V193H155ZM173 194H174V192H173ZM178 194H179V193H178ZM199 194H200V193H199ZM207 194H208V193H207ZM230 194H229V195H230ZM233 194H234V196H233ZM20 195H23V191H22V194H20ZM28 195H29V194H28ZM28 195H25V196L23 195L24 198H23V196H22V198L24 199L23 201H25V198H26V196H28ZM39 195H40V194H39ZM41 195H42V193H41ZM44 195H45V194H44ZM71 195H73V194H71ZM71 195H70V196H71ZM83 195H84V194H83ZM85 195H86V194H85ZM130 195H131V194H130ZM136 195H137V194H136ZM169 195L172 196V194H169ZM169 195L167 196V198L170 197ZM204 195H205V193H204ZM0 196H1V195H0ZM2 196H3V195H2ZM7 196H8V195H7ZM10 196H12V195L10 194ZM16 196H15V197H16ZM32 196H33V195H32ZM32 196H30L31 199H32ZM94 196H95V195H94ZM151 196H154V195H151ZM158 196H160V195H158ZM174 196H175V195H174ZM178 196H179V195H177V197H178ZM19 197H20V196H19ZM47 197H48V196H47ZM80 197H81V195H80ZM136 197H137V196H136ZM161 197H162V196H161ZM182 197H183V195H182ZM196 197H197V196H196ZM196 197H194V198H196ZM219 197H220V196H219ZM2 198L5 199V197H2ZM9 198H12V197H9ZM22 198H19V199L22 201ZM82 198H83V197H81V199H82ZM93 198H94V197H93ZM98 198H99V197H98ZM150 198H151V197H150ZM152 198H153V197H152ZM152 198H151V199H152ZM155 198H156V197H155ZM157 198H158V197H157ZM171 198H172V197H171ZM185 198H186V195H185ZM4 199H3L4 202L8 200V198H7V200H6V199L4 200ZM27 199H29V198H27ZM27 199H26V200H27ZM36 199H37V198H36ZM42 199H43V198H42ZM42 199H41V200H42ZM52 199H53V198H52ZM71 199H72V198H71ZM112 199H113V198H112ZM146 199H147V198H146ZM161 199H162V198H160V201H161ZM163 199H164V198H163ZM168 199H169V198H168ZM180 199H182V198L180 197ZM214 199H215V198H214ZM229 199H230V198H229ZM16 200H18V199L16 198ZM37 200H38V199H37ZM86 200H87V199H86ZM106 200H107V199H106ZM115 200H116V199H115ZM144 200H145V198H144ZM144 200H143L142 202H144ZM147 200H148V199H147ZM152 200H153V199H152ZM200 200H201V199H200ZM225 200H226V199H225ZM225 200H224V201H225ZM235 200H236V201H235ZM1 201H2V200H1V198H0V202H1ZM3 201H2V202H3ZM11 201H12V200H11ZM11 201H10V202H11ZM21 201H20L19 204H21ZM27 201H28V200H27ZM31 201H32V200H31ZM71 201H72V200H71ZM75 201H76V200H75ZM92 201H93V200H92ZM109 201H110V200H109ZM157 201H159V200H157ZM157 201L155 200L156 203H155V202H153V203H154V204H157V203H158ZM172 201H173V200H172ZM175 201H176V200H175ZM237 201H238V202H237ZM7 202H8V201H7ZM7 202H6V203H7ZM10 202H9V203H10ZM18 202H19V200H18ZM50 202H51V201H50ZM73 202H74V201H73ZM150 202H151V201H150ZM150 202H149V203H150ZM163 202H164V200H163ZM163 202H162V203H163ZM167 202H168V201H167ZM177 202H178V201H177ZM177 202H176V203H177ZM207 202H208V201H207ZM210 202H213V201H210ZM27 203L32 204L31 206L34 205L33 202H32V203L27 202ZM36 203H37V202H35V204H36ZM71 203H72V202H71ZM84 203H85V202H84ZM90 203H91V202H90ZM94 203H95V202H94ZM111 203H112V202H111ZM144 203H145V202H144ZM160 203H161V202H160ZM178 203H179V202H178ZM181 203H182V202H181ZM181 203H180V204H181ZM215 203H216V202H215ZM223 203H224V202H223ZM238 203H241V204L243 205L244 209H243L242 207H239V204H238ZM11 204H14L13 201H12V203H10V205H11ZM15 204H16V202H15ZM19 204H18V205H19ZM46 204H47V203H46ZM87 204H88V203H87ZM108 204H110V203H107V205H108ZM113 204H114V203H113ZM150 204H152V203H150ZM154 204H153V205H154ZM174 204H175V203H174ZM193 204H194V202H193ZM202 204H203V203H202ZM205 204H206V201H205ZM210 204H211V203H210ZM213 204H214V203H213ZM216 204H217V203H216ZM0 205H1V203H0ZM2 205H3V204H2ZM2 205L0 206L1 209L3 210V211H1V212L4 213L5 206L8 205V204H6V205L4 204V205H5V206H3L4 209L2 208ZM21 205H22V204H21ZM158 205H159V204H158ZM171 205H172V204H171ZM176 205H179V204H176ZM206 205H207V204H206ZM13 206H14V205H12V208H10V209H13ZM96 206L99 208L98 205H96ZM96 206H95V207H96ZM110 206H111V205H110ZM160 206H161V204H160ZM160 206H159V208L165 207V206H161V207H160ZM166 206H168V205H166ZM193 206H194V205H193ZM211 206H213V205H211ZM214 206H215V205H214ZM219 206H220V205H219ZM228 206H229V205H228ZM20 207H23V206H20ZM39 207H40V206H39ZM100 207H101V206H100ZM113 207H114V206H113ZM187 207H188V206H187ZM203 207H204V206H203ZM207 207H208V205H207ZM14 208H15V207H14ZM27 208H28V207H27ZM33 208H34V207H33ZM88 208H89V206H88ZM98 208H97V210H99ZM127 208H128V207H127ZM155 208H156V206H155ZM175 208H176V207H175ZM210 208H211V207H210ZM215 208H216V207H215ZM16 209H17V207H16ZM16 209H14V210H16ZM20 209H22V208H20ZM34 209H35V208H34ZM34 209H33V211L35 212ZM63 209H64V208H63ZM77 209H78V208H77ZM100 209L102 210V208H100ZM115 209H116V207H115ZM164 209H165V208H164ZM208 209H209V208H208ZM5 210H6V209H5ZM7 210H8V207H7ZM7 210H6V214L4 213L5 216L8 214V213H7ZM24 210H25V207H24ZM24 210H23V212H24ZM71 210H73V209H71ZM91 210H92V208H91ZM101 210H100V211H101ZM122 210H123V209H122ZM139 210H140V209H139ZM146 210L148 211V209H146ZM150 210H151V209H150ZM160 210H161V209H160ZM160 210H159V211H160ZM173 210H174V209H173ZM175 210H176V209H175ZM206 210H207V209H206ZM206 210H205V211H206ZM211 210H212V209H211ZM219 210H220V209H219ZM242 210H243V211H242ZM8 211H9V210H8ZM37 211H38V210H36V212H37ZM77 211H80V210H77ZM103 211H104V208H103ZM103 211H102V212H103ZM108 211H110V210H108ZM142 211H143V209H142ZM154 211H155V210H154ZM186 211H187V210H186ZM209 211H210V210H209ZM220 211H221V210H220ZM236 211H237V210H236ZM9 212H10V211H9ZM16 212L18 213V212H20V210H19V211H16ZM16 212L14 211L13 214H14V213L17 214ZM25 212H28V213L30 212V213H32L30 210H29V211H25ZM25 212H24V213H25ZM34 212L32 213V215H33V214H37V213H34ZM102 212H101V213H102ZM104 212L106 213V211H104ZM104 212H103V213H104ZM172 212H174V211H171L170 213H172ZM175 212H176V211H175ZM3 213H2V218H3ZM24 213H23V214H24ZM28 213H27V214H28ZM80 213H81V212H80ZM98 213H99V211H98ZM109 213H110V212H109ZM158 213H159V214H162V213H160V212H158ZM179 213H180V212H179ZM204 213H205V212H204ZM210 213H211V211H210ZM221 213H224V212H221ZM235 213H236V212H235ZM13 214H12V215H13ZM21 214H22V213H21ZM25 214H26V213H25ZM81 214H82V213H81ZM95 214H97V213L95 212ZM95 214H94V215H95ZM107 214H108V213H107ZM175 214H176V213H174V215H175ZM225 214H226V213H225ZM8 215H9V214H8ZM28 215H31V214H28ZM40 215H41V214H40ZM73 215H74V214H73ZM79 215H80V214H79ZM105 215H106V214H105ZM109 215H110V214H109ZM131 215H132V214H131ZM144 215H145V214H144ZM144 215H141V216H144ZM14 216H16V215H14ZM19 216H20V215H19ZM19 216H17L16 218H19ZM24 216H25V215H23V216H21V217H24ZM26 216H27V215H26ZM26 216H25V217H26ZM37 216H38V215H37ZM41 216H42V215H41ZM44 216H45V215H44ZM71 216H72V215H71ZM96 216H97V215H96ZM102 216H103V215H102ZM110 216H111V215H110ZM110 216H109V218H110ZM113 216H114V215H113ZM157 216H158V215H157ZM184 216H185V215H184ZM205 216H206V215H205ZM205 216H204V217H205ZM227 216H228V215H227ZM12 217H13V216H12ZM25 217H24V220H26V222H27L28 216L26 217L27 219H25ZM32 217L34 218V216H32ZM35 217H36V216H35ZM50 217H51V216H50ZM118 217H119V216H118ZM160 217H161V216H160ZM174 217H176V216H174ZM189 217H190V216H189ZM4 218H5V217H4ZM7 218H9V217H7ZM10 218H11V216H10ZM16 218H15V219H16ZM30 218H31V216H30ZM36 218H37V217H36ZM43 218H44V217H43ZM69 218H70V216H69ZM85 218H87V217H85ZM144 218H146V216H145ZM162 218H163V216H162ZM171 218H173V216H172ZM186 218H188V217H186ZM225 218H226V217H225ZM15 219H13L14 222L16 221ZM31 219H32V218H31ZM31 219H30V220H31ZM34 219H35V218H34ZM47 219H48V217H47ZM73 219H74V218H73ZM82 219H84V218L82 217ZM87 219H89V217H88ZM111 219H112V217H111ZM111 219H108V220H111ZM113 219H114V218H113ZM113 219H112V220H113ZM173 219H175V218H173ZM219 219H220V217H219ZM226 219H227V218H226ZM5 220H7V219L5 218ZM10 220H12V219H10ZM24 220H23V221H24ZM32 220H33V219H32ZM37 220H40V218L37 219ZM71 220H72V219H71ZM71 220H70V221H71ZM74 220H75V219H74ZM105 220H106V219H105ZM120 220H121V219H120ZM130 220H131V219H130ZM158 220H159V219H158ZM160 220H161V219H160ZM160 220H159V221L152 220V221H155V223H156V222H157V223L159 222L158 224L160 225V223H161ZM163 220H164V219H162V221H163ZM166 220H168V219H166ZM166 220H165V221H166ZM188 220H189V218H188ZM223 220H224V219H223ZM233 220H236V222H234ZM0 221H1V219H0ZM3 221H4V220H3ZM28 221H29V219H28ZM40 221H41V220H40ZM40 221L37 222L38 225H39V223H41ZM43 221H44V220H43ZM77 221H78V220H77ZM90 221H91V220H90ZM90 221H88V222L90 223ZM147 221H148V220H147ZM147 221H146V222H147ZM168 221H170V220H168ZM184 221H185V220H184ZM200 221H201V220H200ZM6 222H9V221L7 220ZM17 222H18V220H17ZM26 222H25V224H26ZM35 222H36V219H35ZM44 222H45V221H44ZM52 222H53V221H52ZM52 222H50V223H52ZM61 222H62V221H61ZM79 222H81V221L79 220ZM92 222H93V221H91V223H92ZM116 222H117V221H116ZM137 222H138V221H137ZM141 222H142V221H141ZM149 222H150V221H149ZM206 222H207V221H206ZM219 222H220V221H219ZM0 223H1V222H0ZM10 223H11V222H10ZM10 223H9V224H10ZM21 223H22V224H18V225H21L20 228L22 227V225H25V224H23V222H21ZM28 223H30V222H28ZM37 223H36V224H37ZM50 223H48V224H50ZM85 223H86V225L88 224L87 222H85ZM100 223H101V222H100ZM135 223H136V222H135ZM157 223H156V225H157ZM183 223H184V222H183ZM203 223H204V222H203ZM224 223H225V222H224ZM1 224H2V223H1ZM7 224H8V223H7ZM7 224H6V225H7ZM9 224H8V225H9ZM12 224H15V223L12 222V223L10 224V226H11ZM32 224H35V223L32 222ZM41 224H42V223H41ZM41 224H40V225H41ZM43 224H44V223H43ZM56 224H57V223H56ZM113 224H114V223H113ZM131 224H133V223L131 222ZM131 224H130L129 226H132ZM137 224H138V223H137ZM152 224H153V223H152ZM189 224H190V223H189ZM206 224H207V223H206ZM232 224H233V225H232ZM4 225H5V224H3V226H4ZM15 225H17V223H16ZM15 225H12L13 228L15 227ZM30 225H31V223H30ZM44 225H45V224H44ZM76 225H77V224H76ZM95 225H96V224H95ZM102 225H103V222H102ZM114 225H115V224H114ZM116 225H117V224H116ZM133 225H135V224H133ZM156 225H155V224L152 225V228H153V226H155V228L157 229L158 226H156ZM163 225H164V224H163ZM173 225H174V224H173ZM176 225H177V224H176ZM186 225H187V224H186ZM224 225H225V224H224ZM12 226H11V227H12ZM31 226H32V225H31ZM34 226H35V225H34ZM34 226H33V227H34ZM84 226H85V225H84ZM89 226H90V225H89ZM135 226H136V225H135ZM139 226H140V224H139ZM227 226H228V225H227ZM232 226H233V227H232ZM36 227H37V226H36ZM38 227H39V226H38ZM87 227H88V226H87ZM87 227H86V228H87ZM91 227H92V225H91ZM101 227H103V226H101ZM116 227H117V226H116ZM132 227H133V226H132ZM160 227H162V226L160 225ZM198 227H199V226H198ZM198 227H197V228H198ZM1 228H2V227H1ZM13 228H7V229H9V230L11 229L10 231L14 232L13 230H14L16 227H15L14 229H13ZM18 228H19V227L17 226V229H18ZM89 228H90V227H89ZM103 228H105V227H103ZM119 228H120V227H119ZM126 228H128V227L126 226ZM137 228L139 229V227H137ZM152 228H151V229H152ZM155 228H153V229L155 230ZM158 228H159V227H158ZM162 228H163V227H162ZM168 228H169V227H168ZM172 228H173V227H172ZM4 229H5L4 232H7L6 228H4ZM12 229H13V230H12ZM24 229H25V228H24ZM26 229H27V228H26ZM47 229L49 230V226H48V225H47ZM96 229H98V228H96ZM114 229H115V228H114ZM134 229H135V228H134ZM138 229H137V230H138ZM160 229H161V228H160ZM160 229H159V230H160ZM166 229H167V228H166ZM191 229H192V228H191ZM2 230H3V229H1L0 231H1V234H3V235H2V237H3V236H5V235H4V232H3ZM21 230H22V229H21ZM39 230H40V229H39ZM52 230H53V227H52ZM90 230H91V228H90ZM106 230H108V229H106ZM125 230H127V229H125ZM130 230H131V229H130ZM141 230H142V229H141ZM181 230H182V229H181ZM194 230H196V229H193V231H194ZM230 230H231V229H230ZM23 231H25V230H23ZM27 231L29 232L28 229H27ZM34 231H35V230H34ZM59 231H60V230H59ZM67 231H68V230H67ZM69 231H70V230H69ZM112 231H113V230H112ZM139 231H140V230H139ZM173 231H174V230H173ZM182 231H183V230H182ZM203 231H204V230H203ZM231 231H232V230H231ZM231 231H230V232H231ZM17 232H18V231H17ZM19 232H20V231H19ZM41 232H43V231L41 230ZM62 232H63V231H62ZM120 232H122V231H120ZM133 232H134V231H133ZM136 232H137V231H135V233H136ZM142 232H143V231H141V233H142ZM152 232H153V231H152ZM194 232H195V231H194ZM197 232H198V231H197ZM204 232H205V231H204ZM216 232H217V231H216ZM222 232H223V231H222ZM234 232H235V231H234ZM234 232H233V233H234ZM241 232H242V235H240ZM8 233H9V231H8L6 234H8ZM32 233H33V232H32ZM37 233H39V232H37ZM57 233H59V232H57ZM63 233H64V232H63ZM145 233H146V232H145ZM156 233H157V232H156ZM233 233H231V234H233ZM17 234H18V233H17ZM20 234H21L22 236H24V234H22V233H20ZM25 234H26V233H25ZM29 234H30V233H29ZM60 234H61V233H60ZM88 234H90V233H88ZM124 234H125V233H124ZM130 234H131V233H130ZM130 234H129V235H130ZM138 234H139V233H138ZM146 234H147V233H146ZM146 234H145V236H146ZM185 234H186V232H185ZM185 234H184V235H185ZM197 234H200V233H195V235H197ZM202 234H203V233H202ZM15 235H16V233H15L14 235H12V237L15 238L16 236H18V235H16V236H15ZM50 235H51V233H50ZM52 235H53V234H52ZM54 235H55V234H54ZM64 235H65V234H64ZM70 235H71V234H70ZM103 235H104V234H103ZM109 235H110V234H109ZM129 235H128V236H129ZM171 235H173V234H171ZM9 236H11V234H10ZM14 236H15V237H14ZM36 236H37V235H36ZM36 236H34V237H36ZM38 236H39V240H40V237H42V236H40V235H38ZM57 236H59V235H57ZM60 236H61V235H60ZM60 236H59V237H60ZM137 236H138V235H137ZM139 236H140V235H139ZM154 236H155V238H156V235H154ZM197 236H198V235H197ZM197 236H196V237H197ZM200 236H201V235H199V237H200ZM202 236H203V235H202ZM214 236H215V235H214ZM26 237L28 238V243H26V242H24V241H22V242H23V243H22V242H20V239H19L18 242H20V243L17 244V246H20L21 244L23 245V244H25V243H26V244H29V235L26 236ZM26 237H25V239H27ZM47 237H49V235H48ZM93 237H94V236H93ZM133 237H135V236H133ZM185 237H186V236H185ZM216 237H218V235H217ZM3 238H4V237H3ZM7 238H8V236H7ZM7 238L5 237V239H7ZM13 238H12V239H13ZM18 238H19V237H18ZM22 238H23V237H22ZM22 238H21V239H22ZM31 238H33V237H31ZM31 238H30V239H31ZM73 238H74V237H73ZM128 238H129V237H128ZM206 238H207V237H206ZM218 238H219V237H218ZM223 238H224V237H223ZM8 239H9V238H8ZM43 239H44V238H43ZM70 239H71V238H70ZM81 239H82V238H81ZM113 239H114V237H113ZM140 239H141V238H140ZM140 239H139V240H140ZM200 239H201V237H200ZM210 239H211V238H210ZM214 239H215V238H214ZM9 240H10V239H9ZM15 240H16V239H15ZM22 240H23V239H22ZM34 240H35V239H33V242H34ZM39 240H38V241H39ZM48 240H49V238H48ZM144 240H145V239H144ZM144 240H143V242H144ZM191 240H192V239H191ZM207 240H209V239H207ZM211 240H213V239H211ZM227 240H228V239H227ZM240 240H241V239H240ZM10 241H12V240H10ZM41 241H42V240H41ZM49 241H50V240H49ZM59 241H60V239H59ZM84 241H85V240H84ZM90 241H91V240H90ZM195 241H196V240H195ZM199 241H200V240H199ZM220 241H221V240H220ZM1 242H2V240H1ZM3 242H5V240H4ZM12 242H13V241H12ZM15 242H16V241H15ZM18 242H16V243H18ZM33 242H32V243H33ZM36 242H37V241H36ZM42 242H43V241H42ZM44 242H45V240H44ZM88 242H89V241H88ZM91 242H92V241H91ZM115 242H117V241H115ZM119 242H120V241H119ZM143 242H140L141 244L138 242V243H139V246H138V247H140V245H142V244L145 245L144 243H145L146 241H145L144 243H143ZM148 242H149V241H148ZM150 242H152V241H150ZM192 242H193V241H192ZM215 242H217V241H215ZM221 242H223V241H221ZM231 242H232V241H231ZM8 243H9V242H8ZM40 243H41V242H40ZM40 243L38 242V244H40ZM97 243H98V242H97ZM120 243H121V242H120ZM146 243H147V242H146ZM253 243H256V244L258 245V247H259L260 245H262V246H260V247L262 248L261 251L257 250V249H256L257 246H255L256 244L253 245ZM13 244L15 245V243H13ZM41 244H42V243H41ZM48 244H49V243H48ZM61 244H62V243H61ZM109 244H110V243H109ZM121 244H122V243H121ZM125 244H126V243H125ZM147 244H148L149 246H151L149 243H147ZM213 244H214V243H213ZM220 244H221V243H220ZM227 244H228V242H227ZM237 244H238V242H237ZM14 245H13V246H14ZM36 245H37V244H36ZM42 245H43V244H42ZM46 245H47V244H46ZM194 245H195V244H194ZM196 245H197V244H196ZM211 245H212V244H211ZM3 246H4V245H3ZM23 246H24V245H23ZM25 246H27V245H25ZM25 246H24V247H25ZM30 246H31V242H30ZM33 246H35L34 243H33ZM53 246H54V245H53ZM59 246H60V245H59ZM64 246H65V244H64ZM110 246H111V245H110ZM126 246H127V245H126ZM126 246H125V247H126ZM149 246H148V247H149ZM152 246H153V245H152ZM221 246H222V245H221ZM238 246H239V245H238ZM27 247H29V245H28ZM31 247H32V246H31ZM43 247H44V246H43ZM43 247H42V248H43ZM46 247H47V246H46ZM71 247H72V246H71ZM222 247H223V246H222ZM21 248H23V247H21ZM21 248L19 247L20 250H22ZM33 248H35V247H33ZM118 248H119V247H118ZM122 248H123V245H122ZM192 248H193V247H192ZM206 248H207V247H206ZM216 248H217V247H216ZM223 248H224V247H223ZM226 248H227V247H226ZM2 249L5 250V248H2ZM13 249H14V247H13ZM24 249H25V248H24ZM27 249H29V248H27ZM37 249H38V247H37ZM43 249H44V248H43ZM46 249H47V248H46ZM48 249H50V247H49ZM57 249H59V247H58ZM61 249L63 250V248H61ZM61 249H59V250H61ZM112 249H113V248H111V250H112ZM119 249H120V248H119ZM123 249H124V248H123ZM148 249H149V248H148ZM153 249H155V248H153ZM233 249H234V248H233V245H229L228 248H227L226 250L223 249L224 251H222V253H223V252H227V250H228V251H231V250L233 251ZM14 250H15V249H14ZM20 250H19V251H20ZM55 250H56V249H55ZM113 250H114V249H113ZM124 250H125V249H124ZM221 250H222V249H221ZM0 251H3V250H1V248H0ZM5 251H6V250H5ZM16 251H18V247H17V250H15V253H16ZM23 251H24V250H23ZM23 251H22V252H23ZM33 251H35V250L33 249ZM44 251H45V250H43V252H44ZM56 251H57V250H56ZM76 251H77V250H76ZM127 251H128V250H127ZM29 252H30V251H29ZM38 252H39V251H37V250L35 251L36 254H37ZM46 252L49 253L48 250H46ZM122 252H124V251L122 250ZM17 253H21V252H17ZM68 253H69V252H68ZM132 253H133V252H132ZM132 253H131V254H132ZM209 253H210V252H209ZM227 253H229V252H227ZM230 253H231V252H230ZM0 254H2V255L5 254L4 256H6L8 253H5V252H4V254H3V252H0ZM11 254H12V253H11ZM25 254H26V253H25ZM25 254L23 255V257L26 256L27 254H31V252H30V253H27L26 255H25ZM131 254H130V255H131ZM138 254H139V253H138ZM149 254H150V253H149ZM149 254H148V255H149ZM2 255H1V256H2ZM15 255H16V254H15ZM15 255H13V256L15 257ZM31 255H32V254H31ZM38 255H39V254H38ZM38 255H37V257H38ZM50 255H51V253H50ZM70 255H71V254H70ZM87 255H88V254H87ZM136 255H137V253H136ZM139 255L141 256L142 254H139ZM210 255H211V254H210ZM252 255H253V254H252ZM4 256H3V257H4ZM9 256H10V254H9ZM16 256H18V255H16ZM21 256H22V254L20 255V258H19L20 261H22V259H23ZM28 256H29V255H28ZM33 256H34V255H33ZM33 256H32V257H33ZM51 256H52V255H51ZM61 256H62V254H61ZM143 256H144V254H143ZM143 256H142V259H143ZM146 256H147V255H146ZM158 256H159V255H158ZM190 256H191V255H190ZM190 256H189V258H191ZM211 256H212V255H211ZM214 256H215V255H214ZM227 256H228V255H227ZM243 256H244V255H243ZM253 256L255 257V255H253ZM7 257H8V255H7ZM11 257H12V255H11ZM14 257H13V258H14ZM29 257H30V256H29ZM37 257H36V258H37ZM55 257H56V256H55ZM77 257H78V256H77ZM118 257H119V256H118ZM136 257H137V256H136ZM194 257H195V256H194ZM4 258H5V257H4ZM4 258H3V259H4ZM9 258H10V257H9ZM9 258H8V259H9ZM13 258H11V260H12ZM15 258H16V257H15ZM27 258H28V257H27ZM33 258H34V257H33ZM33 258H32V259H33ZM42 258H43V257H42ZM47 258H48V257H47ZM115 258H116V257H115ZM137 258H139V257H137ZM147 258H150V257H146V259H147ZM209 258H210V257H209ZM235 258H236V257H235ZM256 258H257V256L255 257V259H256ZM1 259H2V257L0 258V260H1ZM34 259H35V258H34ZM40 259H41V257H40ZM40 259H39V260H40ZM80 259H81V257H80ZM80 259H79V260H80ZM140 259H141V258H140ZM144 259H145V258H144ZM146 259H145L144 261H147ZM151 259H152V258H151ZM151 259H150V260H151ZM192 259H193V258H192ZM16 260H17V259H16ZM16 260H15V261H16ZM29 260H30V258H29ZM29 260H28V261H29ZM35 260H36V259H35ZM41 260H43V259H41ZM193 260H194V259H193ZM226 260H227V259H226ZM256 260H257V259H256ZM2 261H4V260H2ZM17 261H18V260H17ZM17 261L14 262V263H17ZM20 261H18V262H20ZM23 261H25V259H24ZM23 261H22V262H23ZM30 261H31V260H30ZM30 261H29V263H30ZM37 261H38V260H37ZM44 261H45V260H44ZM68 261H69V260H68ZM84 261H85V260H84ZM141 261H142V260H139L140 263H141ZM191 261H192V260H190V263H191ZM198 261H199V260H198ZM208 261H209V260H208ZM213 261H214V260H213ZM235 261H237V262L243 264V260H242V259H241L240 261H238V260L236 259ZM6 262H9V260H8V261L6 260ZM26 262H27V261H26ZM70 262H71V261H70ZM81 262L83 263V261H81ZM86 262H87V261H85V263H86ZM131 262H132V261H131ZM135 262H136V261H135ZM142 262H143V261H142ZM195 262H196V261H195ZM201 262H202V261H201ZM201 262H200V263H201ZM209 262H210V261H209ZM255 262H256V261H255ZM23 263H24V262H23ZM31 263H32V261H31ZM33 263H34V262H33ZM37 263H38V262H37ZM71 263H72V262H71ZM79 263H80V262H79ZM87 263H88V262H87ZM205 263H206V262H205ZM205 263H204V264H205ZM207 263H208V262H207ZM207 263H206V264H207ZM216 263H217V262H216ZM228 263H229V262H228ZM2 264H4V262H2ZM9 264H10V263H9ZM17 264H18V263H17ZM19 264H20V263H19ZM21 264H22V263H21ZM25 264H26V263H25ZM27 264H28V262H27ZM34 264H36V263H34ZM39 264H40V263H39ZM43 264H44V263H43ZM46 264H47V262H46ZM93 264H94V263H93ZM133 264H136V263H133ZM137 264H138V260H137ZM145 264H146V263H145ZM147 264H149V262H148ZM213 264H214V263H213ZM237 264H238V263H237ZM250 264H251V263H250Z\"/></svg>",
  "mask_w": 264,
  "mask_h": 264
},
{
  "label": "water",
  "instance_id": "water-1",
  "mask_svg": "<svg viewBox=\"0 0 264 264\" xmlns=\"http://www.w3.org/2000/svg\"><path fill=\"white\" fill-rule=\"evenodd\" d=\"M169 2L172 4V7H173V10H174V13H173V17H174V20L172 21V23H170L169 27L167 28V30L164 31V34H163V37H162V43H163V48L166 47L168 44L167 43H170V38L173 37L175 34V29H179L180 27V24L181 22H183V13L182 11H180L178 5L176 4V1L175 0H169ZM161 9H165V6H161ZM214 9V6L212 7V11ZM210 10V9H209ZM238 22L239 19L238 18H235L234 21H232L231 24H234V22ZM262 25V23L259 25V27ZM229 26V24H228ZM217 27V28H215ZM216 29V32L218 31V26H215L214 27ZM244 32L241 31L239 33V37H243V34ZM225 37V36H224ZM224 37H221L223 39V42H225L226 44V40ZM240 41L242 40V38L239 39ZM233 42H231L232 44H234V40H232ZM196 64V63H194ZM137 98L135 96H130L128 98V104H129V107L130 109L133 111L134 113V117H135V120H136V123L138 125V127L143 130L145 133H147L148 135L151 136V138L153 139H158L160 137V134L157 133V131H154L155 128H151V126L148 124V121L146 120V118L144 117V115L141 113L140 110H138L137 108H139L137 105ZM237 128H238V125H239V122H237ZM248 125H245L243 124V128H246ZM211 130H214L215 132H217L214 136V140L212 142V146L213 149L214 148H222V144L224 141L227 140V136L225 138V135L222 133V128H220V126L214 124V126H212ZM240 129L238 131V137H240ZM264 141L263 140H260V141H252L251 145L248 147V151H245L246 147L243 146V148L240 147L239 149V152L241 153V155H243L245 158L246 157V153L249 152V161L252 162L253 166L255 165V168L257 165H260V162H261V165L263 166L264 164V154L262 153L264 151ZM262 154L263 156L260 158H258V155L259 154ZM260 161V162H259ZM255 170L258 171V174H260V171H261V168H256ZM260 170V171H259ZM252 181V180H251ZM244 238H249L248 236L245 237L243 236ZM245 241V240H244Z\"/></svg>",
  "mask_w": 264,
  "mask_h": 264
}]
</instances>
